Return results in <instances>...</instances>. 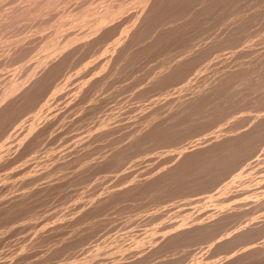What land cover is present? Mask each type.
<instances>
[{"label": "rangeland", "instance_id": "obj_1", "mask_svg": "<svg viewBox=\"0 0 264 264\" xmlns=\"http://www.w3.org/2000/svg\"><path fill=\"white\" fill-rule=\"evenodd\" d=\"M1 1H2V3H4L3 5L4 6H2V3H1ZM7 1V3L8 4H6L5 3V0H0V67L1 68H3L2 70H1V68H0V71H2V72H0V94L2 95L4 92H6L7 90H10V88L11 87H15L14 88V90L10 93V94H8V97L7 96H4V97H6V98H3V96H2V98H1V95H0V100H1V102H3V104L1 103L0 105L3 107H0V126H2V122H6L5 124L7 125V122H9L10 120L9 119H11L12 117H13V111H12V114H9V113H11V108L10 107H12V108H16L14 105H13V103H14V101H15V99L17 98L16 97V95H19V94H21V92H19L20 90L22 91V90H24V89H28L29 87H31V85H36V86H34L35 87V89L36 90H33L34 89V87L32 88V90H30V93L32 92V91H34L33 92V94L35 95V96H37V97H35L32 93L31 94H29L31 97L29 98V102L28 103H25L26 105L27 104H29L30 102L33 104V101H34V103L35 104H33L34 106H32V104L30 103L29 105H25L26 107H29L30 108V110L32 111H30L29 109H27L26 107H25V110L26 111H24L23 109H24V107L21 105V104H18V101L20 100V96H18V98L16 99V101L15 102H17V103H14L16 106H18V107H20L19 109L17 108L16 110H14L15 111V115H20V117L18 116L17 118L19 119L20 118V123H19V121H18V119L17 120H15V116H14V118L11 120V121H13V120H15L14 122L16 123L17 122V126H16V124L15 123H11L10 124V127L8 128V126L6 127V128H3V127H5L4 126V123H3V126L0 128L1 130H2V128L3 129H5V130H2L3 132H6V134L8 133V139L9 140H7V135H5V134H3V136H2V131L0 130V138L3 140V142L5 141V139H6V141H8L9 142V144H7L8 142H5L4 144H2V140L0 139V147L1 148H3L4 147V149H6V150H1V148H0V162H2L3 164H6L7 162H9V163H12L11 161H14L17 157L16 156H18V153H19V156L21 155V153L20 152H22L23 150H24V152H22V157L24 158L25 157V154H26V157H25V161H26V158L29 156V161L31 160V158H32V160H31V162H27L26 161V163L24 162V161H22V159L23 158H21V157H19L18 156V158H17V162H15V164H14V162L10 165V164H6V165H4V167H2L3 166V164H2V166H0V170H6V169H8V170H10L9 168H11V167H13V168H11V172L13 173V171H14V173H20V174H22V171H23V169H27V168H25L26 167V165H27V167H28V170L29 169H31V171L29 170L28 171V173H27V170L25 171H23V176L25 177L26 175H25V172L27 173V176H26V178H29V180L31 179V181H32V179H34V180H36V179H38L37 178V175H38V173H39V171H40V175H38V177H41L42 175L44 176H42L41 178L42 179H38V180H36L37 181V183L38 184H40V186L41 185H43V186H41L42 187V189L43 190H48V188L50 189V188H54L55 190H56V192H57V190H58V192H57V194L56 193H52L53 191L55 192V190L53 189H50V190H48V191H46V193H44V194H47V193H49V195L50 196H44V194H43V192H45V191H42V189L40 190V192L42 193V195H40L41 193L40 192H38V189L37 190H35L39 185L38 184H35V182L36 181H32L33 183H31L30 181H28V179H26V178H22L23 180H24V182H26V183H24L23 182V180L22 179H20V177H23L22 175H20V174H18L17 176L19 177H16V178H14L15 179V181L14 182H19V186L21 187V189H22V191L21 190H19V192H17L16 190L17 189H15V190H13L14 189V187L15 188H17V184L15 183L14 184V182H12V180H13V178L12 177H15L14 175V173H13V175H12V177H9V176H11V172L9 171V173H10V175H9V173H8V170L7 171H5V173L4 172H2L1 171V174H3L4 175V177H3V175H1L0 174V179L2 178H4L3 179V181H2V179L0 180L1 182H3L2 184H0V188H2L3 187V184H4V187H7V180L9 179L10 181H8V186H10V185H12V187L11 188H13L12 189V191L10 190L11 188L10 187H7V189L9 188V190L11 191V192H13L14 191V193H15V191H16V193L14 194V193H12V195L13 196H15V197H13L12 195V198H11V196L10 195H8L9 193H10V191L9 190H7V192L4 190L5 188L3 187L2 189H0V196H3V195H5L4 197H0V199H3V198H6V201L5 202H3V200L1 201L0 200V231H1V234L3 235L4 234V236H1L0 235V242L1 243H5L7 240H8V238H7V240H5L4 239V237L6 236V237H9L10 236V238H9V242L7 241V245H9V249H10V247L11 246H13V248H11L10 249V251L12 250V252H18L17 254L16 253H12V252H10V254L8 253L9 252V249L6 247L7 245H5L4 243H3V246H1L2 244H0V247L2 248V247H6L5 249H7L8 250V252H6L5 251V249H3V253H1L2 252V249H1V251H0V254L2 255L3 254V259H1L2 257H1V255H0V259H1V261H0V264H7L8 262L7 261H9V263L8 264H24V260H26V259H28L29 260V256L27 255V254H29V255H32V258H30L31 260H32V262H31V260L30 261H28V260H26V262L25 263H27V264H108V261L110 260V261H112L111 259H112V257H116L117 258V260H116V258H113V261H112V263L109 261V264L111 263V264H114V263H116V264H121V263H119L120 261L123 263H127V261H130V264H135V261H137L138 260V257L137 256H139V258H140V260H142V256L143 255H145L144 254V251H146V252H150L151 250H156L157 252L155 253L154 251V255H153V258L151 257V255L153 254L152 252H150V254L151 255H149L148 253H146L147 255V257H145L144 256V260H142L141 262H140V260H139V262L137 261L136 263L137 264H144V261H146L145 262V264H153V262L155 261L154 260V257L155 258H157L158 259V261H157V259H156V261L154 262V264H228L229 262L228 261H232V263L230 262L229 264H235V262H236V264H264V218H263V212H264V208L263 209H261L262 207H261V205L264 207V173H262L263 171H264V164H262V163H264V129H262V130H260V131H258V132H256V133H253V137L251 136L247 141H249V142H245L244 144H243V146H241V150H237V151H239V153H236V154H234L232 157H231V159H233V160H229L228 159V161H229V163H228V161L226 160V162H224V164L223 163H220V164H218V165H216L215 167H213L212 166V168H209V169H207L203 174H202V176H204L203 178H205L204 180H202L203 178H202V176L201 175H199L198 176V174H196L197 172L196 171H191V170H189L187 173L189 174V172L191 171V173L192 172H194V173H192V175H190L188 178H182L181 179V177H180V180H182V181H180L179 179V181H180V183H178L179 181L178 180H175V183L174 184H176V181H178L177 182V186H182L181 187V189L182 190H180V189H178V190H176L177 188H175V187H177L176 185H172V184H170L172 187H170V188H168L169 186H167V191H169L170 193H172V195L173 196H171L170 194H168L167 193V191L166 190H163V188L164 187H162L161 189L163 190V191H166V192H163L162 190H160V188L158 189V184H156V183H150L151 184V186H150V184L148 183L149 181H151L152 180V178L154 179V176L155 177H158L153 171L155 170V168H157L156 169V171L158 172V175H159V173L160 174H162L164 171H166L167 169H168V167L170 168V166H172V164L171 163H175L176 162V158H175V152L177 151L178 153H176V156H177V154H180L181 152L180 151H182V152H185V151H192V150H194L195 148H196V146L195 145H197L199 142H196L197 140H199V141H201V138H202V136H203V134H205L203 137H204V139L206 138V137H208L206 140H204L203 138V140L200 142L201 144L200 145H198L197 146V148L196 149H198L199 147H201V145H204V144H207V142L209 143L211 140H214V138H216L217 139V137L219 138V136H220V134H224V132H225V137H232L233 135L235 136V133L237 132L238 134H242V133H245V132H247V131H250L251 130V128H254V127H256V126H258L259 124H260V121H261V119H264V89L262 90V88L264 87V84L262 83V82H264V80H263V78H264V74H263V77L261 76V72H262V70H260L259 69V67L260 66H264V60L262 61V65H261V63H260V61H259V63H260V65H258L259 63L257 62L258 61V57H259V60H261V58L262 59H264V45H263V47H262V45H261V47H262V50H261V48H259V45H257V47L261 50V51H259V53L256 51V50H259L258 48H256V44H255V42H258L257 40L255 41V36H256V34H257V37H258V33L259 32H263L264 30H263V24L262 25H260V20H261V22L263 23V21H264V16H263V14H264V11L262 10V9H260L261 11H263V13H262V16H258V14H259V12H257L259 9H257V8H259V6H260V4H263L262 2H259V0H258V4H256V6L254 7V4L255 3H257V1H254V0H250L249 2L247 1V4H244V0H234L235 2H232L231 0V2H232V4L234 3V4H236V6L238 5V7H237V9L239 8V11H241V10H243V9H245V10H243V13L246 11V15L249 17V15L251 16H256V14H257V16H258V18L260 17V19H259V24L257 23V21H258V18H255L257 21H255V20H253L254 18H252V16L251 17H249V18H247V21L248 22H246V23H249V21H250V23L247 25L244 21V23L247 25V28L244 26V24L242 23V22H236V24L237 23H242L241 24V26L242 27H244L243 29L240 27V25L239 24H235L234 22V15L235 14H233V16H230V18L228 17L230 14L232 15V13H235V12H238L237 14H238V17H236L235 18V20L236 21H238V19L241 17V18H243L242 16H244V18H245V16L246 15H244L243 13H241V12H239V11H237V9L235 8L234 9V7H235V5L234 6H232V4H230L228 1L229 0H223L224 1V4H222L223 3V1L221 0V4L222 5H220V2H218L217 0H215V3H213L214 4V6L215 5H217V6H215V8H213L214 6H213V4H212V1L211 0H206L207 2H209V4H210V2H211V4L210 5H212L213 7H212V12L214 13H212L211 11H209V10H211V9H209V8H211V6L207 3V4H204L205 2H200L201 0H198L199 1V3H201L200 5H199V8H198V6H197V3H196V5L194 6L193 5V3H192V0H185L187 3H189V2H191L190 3V6H191V4L195 7L194 8V10L192 9V11L193 12H190V10H189V12H186V10L187 9H191L192 8V6L191 7H188V5L189 4H185V1L184 0H179V2H178V0L176 1V0H168V1H170V3H167V1H166V4H165V1H164V3L162 2L163 0H161V2H160V0H155V2L153 3V1L154 0H152V2H150V0H149V2H148V0H87V1H85V0H25V1H27V2H24V0H10V1H8V0H6ZM61 1V2H60ZM62 1H65V2H62ZM67 1H69V2H67ZM76 1V2H75ZM98 1V2H97ZM126 1V2H125ZM129 1H131V2H129ZM146 1V2H145ZM194 1V4H195V0H193ZM202 1H204V0H202ZM220 1V0H219ZM238 1V2H237ZM261 1V0H260ZM264 1V0H263ZM21 2H23V3H21ZM57 2V3H56ZM75 2V3H74ZM80 2V3H79ZM87 2V3H86ZM97 2V3H96ZM123 2H125V3H123ZM159 2V3H158ZM176 2H178L179 3V7H178V3H177V5L175 4ZM182 2H184V4L182 3ZM197 2V1H196ZM214 2V1H213ZM228 2V3H227ZM237 2V3H236ZM15 3V4H14ZM69 3V4H68ZM73 3H74V5L77 3V6H76V9L73 11V12H69V10L71 9V10H73L72 9V7H75L74 5H73ZM84 3L86 4V6L84 5ZM90 3V4H89ZM156 3V4H155ZM157 3L158 4H160V5H163V4H165V6H167V7H165L164 5L162 6V8L159 6V5H157ZM183 5H182V4ZM202 3H203V12H201V11H197V10H201V8H200V6H202ZM219 3V4H218ZM227 3V4H226ZM246 3V2H245ZM260 3V4H259ZM40 4V5H39ZM79 4H81V6L79 5ZM99 4V5H98ZM107 4V5H106ZM127 4V5H126ZM129 4V5H128ZM137 4V5H136ZM138 4H140L141 5V7H140V5H138ZM147 4L149 5V7L150 8H148L147 7ZM154 4V5H153ZM171 4V5H170ZM182 6H181V5ZM225 4L227 5V6H225ZM231 5L232 6V8L234 9V11H233V9H231L232 11H229V10H226L225 8H229L230 6L229 5ZM10 5H12V6H10ZM15 5H17L16 7H17V9H16V7H15ZM71 5V6H70ZM73 5V6H72ZM94 7H93V6ZM126 5V6H125ZM157 5V6H156ZM187 5V6H186ZM207 5V6H206ZM209 5V6H208ZM257 5H259V6H257ZM2 6V7H1ZM38 6V7H37ZM57 6V7H56ZM80 6V7H79ZM85 6V7H84ZM109 6V7H108ZM133 6V7H132ZM143 6V7H142ZM171 6V8H169V10L170 9H172V11L174 12V14L175 15H180L182 18H183V22L184 21H188V24H189V26H188V24H186V25H182V26H185V27H187V29H185V28H183V27H181V25H180V27H181V29L179 28V25H177V27L174 29V25L176 24V23H179V24H183L182 22H181V17L179 18L178 16H177V18L175 17V15L173 14V12L170 10H168V7H170ZM180 6L181 7H188V8H186L185 9V11H184V8L182 9L184 12H186V16H187V14H191V13H195L196 11L198 12L197 14L199 15V13H200V15L198 16L197 14L194 16V14H192V15H190L189 14V16H193L194 18H197L198 19V17H200L199 19H198V22L200 23V25H199V23L197 24L196 23V21H197V19H195L194 20V22H193V19L191 20L190 18L191 17H186L185 15H184V17H183V13L184 12H180L179 14L177 13V11L179 12V10H178V8H180ZM196 6H197V8L198 9H196ZM219 6H221V8L219 7ZM225 6V8H223ZM67 7L68 8H70V9H67ZM85 9H84V8ZM90 7V8H89ZM156 7V8H155ZM158 7V8H157ZM160 7V8H159ZM165 7V8H164ZM209 7V8H208ZM6 8V9H5ZM9 8V9H8ZM87 8V9H86ZM95 8V9H94ZM119 8V9H118ZM158 9V11L160 12H158L157 10H155V9ZM218 8H220V9H222L223 8V10H218ZM227 8V9H228ZM242 8V9H241ZM261 8H264V5H262L261 6ZM15 9H16V12H15ZM47 9V10H46ZM65 9H67V12H65L66 10ZM84 9V10H83ZM94 9V10H93ZM98 9V10H97ZM121 9V10H120ZM127 9V10H126ZM139 9V10H138ZM143 9L145 10V11H143ZM164 9H165V11L166 12H164ZM167 9V10H166ZM181 9V8H180ZM215 9V10H214ZM241 9V10H240ZM257 10L256 12H255V14L253 13L255 10ZM3 10V11H2ZM12 10V11H11ZM14 10V11H13ZM65 10V11H64ZM87 10V11H86ZM92 10V11H91ZM102 10V11H101ZM133 11L132 12V14H134V15H131V14H129L130 13V11ZM136 10V11H135ZM149 12H148V11ZM150 10H152V15H153V17L150 15V17H148V18H146V15L148 16L149 14H150ZM163 10V11H162ZM174 10H176V11H174ZM55 11V12H54ZM91 11V12H90ZM101 11V12H100ZM128 11V12H127ZM135 11V12H134ZM140 13H139V12ZM188 11V10H187ZM226 11V12H225ZM50 12L52 13V14H50ZM69 12V14H65V13H68ZM126 12V13H125ZM142 12H146V13H142ZM153 12H155L154 14H153ZM219 12H221V13H223V14H221V13H219ZM230 12H232V13H230ZM13 13V14H12ZM53 13H54V15L56 16H54L53 15ZM84 13H86V15L84 14ZM94 13V14H93ZM149 13V14H148ZM157 13V14H156ZM163 13H165V15H163V16H161V14H163ZM168 13V14H167ZM172 13V15H170ZM210 13H212V14H210ZM224 13H226L225 15H226V17H225V19H224V17L223 16H225L224 15ZM227 13H230V14H227ZM239 13L240 14H243V15H239ZM252 13V14H251ZM260 13V14H261ZM10 14L12 15V16H10ZM73 14V15H72ZM84 14V15H83ZM101 15V17H100V15ZM126 14H128V17H127V15ZM137 14H138V16H137ZM141 14H143V15H141ZM156 14V15H155ZM160 14V15H159ZM202 14H203V16H202ZM209 14L211 15V16H209ZM219 14H220V16L221 17H223V21L224 20H226V22H225V24H224V22H222L221 20V17L219 16ZM259 14V15H260ZM38 15V16H37ZM47 15H49V16H47ZM52 15V16H51ZM77 15V16H76ZM97 15V16H96ZM129 15H131L130 17H129ZM157 16V18L155 17V16ZM158 15L160 16V18H158ZM10 16V17H9ZM37 16V17H36ZM50 16H51V18H50ZM54 16V17H53ZM90 16L92 17V18H90ZM94 16L96 17L95 19H94ZM100 18H99V17ZM102 16H103V18H102ZM136 16V17H135ZM165 16V17H164ZM196 16H198V17H196ZM240 16V17H239ZM256 16V17H257ZM45 17V18H44ZM68 17V18H67ZM76 17V19H74L75 21H76V26L74 25V23H75V21L73 20V18H75ZM80 17H82V20H81V18ZM127 17V18H126ZM136 19H135V18ZM138 17V18H137ZM142 17V18H141ZM145 17V18H144ZM155 17V20L153 19ZM163 17V18H162ZM192 17V18H193ZM203 17V18H202ZM232 17V18H231ZM262 17V18H261ZM40 18H41V20H40ZM49 19V20H46V19ZM62 18V19H61ZM72 18V19H71ZM97 18H99V19H97ZM102 18V19H101ZM141 18V19H140ZM146 19V20H144V19ZM152 18V19H151ZM184 18L186 19V20H184ZM202 18V19H201ZM211 18H212V20H211ZM228 20H227V19ZM241 18H240V21H241ZM243 18V19H244ZM250 18H251V20H250ZM8 19V20H7ZM37 19H39V20H37ZM43 19H45L44 21H43ZM58 19H60V20H58ZM71 19V20H70ZM86 21H85V20ZM93 19V20H92ZM131 19V20H130ZM144 21H143V20ZM148 19V20H147ZM151 19V20H150ZM163 19V20H162ZM176 19H180V21L179 20H177L176 21ZM189 19V20H188ZM203 21V22H201V20ZM208 19L210 20V22L208 21ZM215 19V20H214ZM221 19V20H220ZM231 19H233V20H231ZM249 19V20H248ZM55 20V21H54ZM67 20H69V21H67ZM90 20H92V21H90ZM126 20V21H125ZM136 20V21H135ZM150 20V21H149ZM165 20V21H164ZM200 20V21H199ZM244 20H246V19H244ZM255 21L256 23H257V25L255 24L254 25V23L255 22H253V21ZM66 21V22H65ZM72 21H73V23H72ZM86 23H84V22ZM95 21V23L93 24V22ZM100 21V22H99ZM134 21H135V23H134ZM162 21L164 22V23H162ZM168 21H169V23H168ZM189 21H191V22H193V23H191V22H189ZM214 21H215V24H214ZM218 21V22H217ZM221 21V22H220ZM251 21L253 22V27L256 29L257 27L256 26H260V27H262V30L263 31H261V28H260V30H259V28L257 29L259 32L257 33H254V31H253V33H252V23H251ZM4 22L5 23H7V24H5L4 25ZM37 22V23H36ZM54 22V24L52 25V23ZM64 22V23H63ZM83 22V23H82ZM87 22H89L88 24H87ZM101 22H102V24H101ZM131 24H130V23ZM133 22V23H132ZM136 22H137V24H136ZM143 24H142V23ZM158 22H160V23H162L161 24V26L160 25H156V26H154L153 24L154 23H157L158 24ZM165 22H167L168 23V25H166L167 27H169L171 24V30H169V28H168V30L170 31V33H169V31L167 30V27H164V25H165ZM175 22V23H174ZM185 22V23H186ZM213 24H212V23ZM229 22H230V24H229ZM30 23V24H29ZM39 23L41 24V25H39ZM72 23V24H71ZM80 23V24H79ZM124 23H125V25H124ZM128 25H127V24ZM159 23V24H160ZM184 23V24H185ZM195 23V26H193V24ZM209 23V24H208ZM221 23H223L222 25L224 26V27H226V24H227V30L226 29H224V27H222V26H219ZM235 24V26L236 27H239V28H241V30L239 29V28H233L232 26H233V24ZM25 26H24V25ZM37 24H38V26H37ZM44 24V25H43ZM71 24V25H70ZM84 25V29H82L83 27V25ZM91 24V25H90ZM98 24V25H97ZM130 24V25H129ZM147 24H149L148 25V27L149 26H151V25H153L152 27H156L157 28V26H158V29L156 30V28H155V30H154V28H152L151 30L153 31H156L155 33H154V31L152 32V31H150V28H149V30H147V29H144V27L146 26V28H147ZM151 24V25H150ZM170 24V25H169ZM191 24H192V26H193V28H195V27H197V26H199V28L200 29H198V27H197V29L196 30H198V31H194L192 28H191V30H189L190 29V27H192L191 26ZM201 24H203V26H201ZM211 24V25H210ZM251 24V26L249 27V25ZM56 25V26H55ZM62 25V26H61ZM74 25V26H73ZM80 25V28L78 27ZM90 25V26H89ZM97 25V26H96ZM145 25V26H144ZM228 25H232L231 27H232V29H231V31H232V33L231 34H233L234 33V30H236L237 29V32L235 33V34H233L232 36H230L231 34L229 33L230 32V30H229V32H228V29H230V27L228 26ZM22 26V27H21ZM55 26V27H54ZM73 26V27H72ZM87 26H89V28L91 29V31H90V29H88V27ZM125 26V27H124ZM133 26V27H132ZM142 26H144L143 28H141ZM163 26V27H162ZM176 26V25H175ZM29 27V28H28ZM42 27V28H41ZM45 27V28H44ZM63 27V28H62ZM69 27H71V28H69ZM75 27V28H74ZM87 27V28H86ZM129 27V28H128ZM131 27V28H130ZM164 28V30H161L162 28ZM217 27L219 28V29H223V30H225V31H227L228 32V34H227V32L226 33H224L225 35H227V40H229V41H231V42H229L228 41V43H232V44H235V43H237V42H239V43H237V44H235V45H237V46H240V47H236L235 45V47L236 48H238V51H239V53L241 54L242 53V55L241 56H243V57H245V55L247 56V59H249V57H251L252 56V59H249V60H247V59H245V58H242V57H240L241 58V60H240V58H239V56L238 55H240L239 53H238V51H235L236 50V48L235 47H233V45H231L230 46V44L228 45L227 43H225V44H227V48L225 49L224 48V42H227V40L226 41H224L225 40V38L223 39L222 38V36H225L224 34H222V31L221 30H219V32H221V33H219L217 30V32L219 33V34H221V35H215L217 32L215 31V28L217 29ZM9 28V29H8ZM46 28H47V30H46ZM50 28V29H49ZM53 28H55V29H53ZM57 28H59V29H57ZM68 29V31H66L67 29ZM74 28V29H73ZM78 28L79 29H81V31L79 30L78 31ZM102 28V29H101ZM126 28V29H125ZM137 28V29H136ZM159 28H160V30H161V32L159 33ZM246 28V29H245ZM6 29H8V30H6ZM34 29V30H33ZM53 29V30H52ZM62 29H63V31H62ZM85 29H87V30H85ZM93 29V30H92ZM99 29V30H98ZM108 29H109V31H108ZM142 31V33H144V34H142L141 33V31ZM179 31H178V30ZM185 29V31L183 32V34H181L182 33V31ZM213 29H214V31H213ZM245 29V30H244ZM251 29V30H250ZM5 30V31H4ZM10 30H12V31H10ZM29 30H31V31H29ZM57 30V31H56ZM58 30L60 31H62V33H61V31L58 33ZM73 30V31H72ZM102 30H104V31H102ZM120 30V31H119ZM137 30V31H136ZM140 31V33H139V31ZM165 30H167L166 32H168V33H165V35H163L164 33V31ZM173 30V31H172ZM177 30V31H176ZM186 30H187V33H186ZM245 31L244 33H246V31H248L247 33H250L252 36H249L248 37V39H247V35H250V34H247V35H243V34H241V36H237V33L240 35V32L241 31ZM251 32H250V31ZM9 33H8V32ZM24 31V32H23ZM49 33H48V32ZM65 31V32H64ZM72 31V32H71ZM94 31V32H93ZM98 33H97V32ZM115 31V32H114ZM120 33H119V32ZM130 31H135L134 32V34H133V36H135L137 33H139V34H142L143 35V37H141L140 36V38H142L141 39V42H140V44H139V42H138V40H136L137 42L135 43L134 42V44H133V41H128V40H132L131 39V32ZM148 31V32H147ZM163 31V32H162ZM175 31L176 32H178V33H176L175 34ZM189 31H190V33L191 32H196V33H191V36H188V37H191V39H192V41L194 40H197V42L196 43H194V45H193V43H192V41H191V39H190V42L192 43H189L190 45H188V49H189V52H188V50H182V49H184V48H186L187 47V44H185V46L183 47V46H181V44L183 45L185 42H189L188 40V37L185 35V34H189ZM208 31V32H207ZM224 31V32H225ZM256 31V30H255ZM38 32V33H37ZM44 32H46V34L47 35H45V33ZM69 32V33H68ZM79 34H78V33ZM82 32V33H81ZM127 32V36H125V33ZM128 32L130 33V34H128ZM148 34H147V33ZM151 32H152V34L154 33L155 35H156V33H158V34H160L161 35V33H163L161 36H159L158 34V36L156 35V36H154V38L156 39H154V38H152V39H150L151 38ZM172 32H174V33H172ZM181 32V33H180ZM199 32V33H198ZM213 32H215L213 35H215L214 37H213V35H212V33ZM52 33H53V35H52ZM58 33V35H56ZM64 33H67L66 34V36H64L63 34ZM111 33V34H110ZM180 33V34H179ZM208 33V34H207ZM241 33H243V32H241ZM6 34H8L7 36H5ZM35 34V35H34ZM41 34H44L45 35V37L43 36L42 38H40L41 37ZM55 34V35H54ZM72 34V35H71ZM82 34V35H81ZM86 34V35H85ZM92 34V35H91ZM98 35V36H96V35ZM121 34V35H120ZM123 34V35H122ZM166 34H167V36H166ZM171 35V36H169V35ZM192 34H198V37H195V36H197V35H195L194 36V38H192L193 37V35ZM3 35V36H2ZM67 35H68V37H67ZM110 37H109V36ZM131 35V36H130ZM145 35H150V36H146L145 37ZM178 35V36H177ZM190 35V34H189ZM234 35H236V37L234 36ZM254 35V36H253ZM263 35H264V32L262 33V36H261V33H260V36L261 37H263ZM32 36V37H31ZM37 38H36V37ZM39 36V37H38ZM56 36H58L56 39H55V37ZM62 36V37H61ZM76 36H77V38H76ZM81 36V37H80ZM95 36V37H94ZM100 36V37H99ZM114 36H115V38H114ZM128 36H129V39H128ZM132 36V37H133ZM163 36H166L165 38L163 37ZM183 36H185V37H187L186 38V40H185V37H184V39H183ZM199 36H201V39H200V41L198 40L199 39ZM220 36V38H218ZM5 37V38H4ZM47 37V38H46ZM60 37V38H59ZM67 37V38H66ZM83 37V38H82ZM107 37H108V40H107ZM114 38V39H111V38ZM137 37H139L138 36V34L136 35V37L135 38H137ZM153 37V36H152ZM168 37H170L169 38V40H168ZM209 37V38H208ZM250 37H252V39L250 38ZM256 37V39H258L259 40V42H260V39H264V37L263 38H261V37H259V38H257ZM39 38H40V40H39ZM44 38V40H42V42H40L41 41V39H43ZM66 38V39H65ZM91 38V39H90ZM95 38V39H94ZM96 38H99V40L101 41V43H100V41L98 40V39H96ZM123 38V39H122ZM126 38H127V40H126ZM134 38V37H133ZM134 38V39H135ZM182 39V40H180V39ZM197 38V39H196ZM215 40H214V39ZM218 38V39H217ZM237 38V39H236ZM243 38H246V40L245 39H243ZM250 38V39H249ZM38 39V40H37ZM64 39V40H63ZM77 39V40H76ZM93 39V40H92ZM110 39V40H109ZM115 39H117L116 40V42H115ZM147 39H150V40H152V42L150 41L149 42V44H147L148 43V40ZM164 39V40H163ZM188 39V40H187ZM7 40V41H6ZM46 40V41H45ZM52 40H54V41H52ZM62 40V41H61ZM87 41V43H86V41ZM89 40V41H88ZM91 40V41H90ZM98 40V41H97ZM103 40V41H102ZM126 40V41H125ZM155 40V41H154ZM165 40H167L166 42H165ZM179 40L181 41V42H179ZM212 40H213V42H212ZM219 41V42H221V41H223V45L220 43V44H216L217 42L216 41ZM250 40H251V42H250ZM253 40V41H252ZM4 41V42H3ZM32 41V42H31ZM40 42L39 44L38 43H36V42ZM50 41V42H49ZM60 41H61V43H60ZM85 41V42H84ZM94 42V41H96L94 44L93 43H91V42ZM105 41V42H104ZM106 41H107V43H106ZM110 41V42H109ZM115 42V46H114V42ZM125 41V43L127 44L128 42V46L127 45H125V43L123 44V42ZM128 41V42H127ZM135 41V40H134ZM139 41H140V39H139ZM159 41H163L162 43H160ZM168 41H169V43H168ZM182 41H183V43H182ZM214 41H215V44H214ZM236 41V42H235ZM242 41V42H241ZM247 42L248 44H246V43H244V44H246V45H250V44H252V45H250V47L252 46V48L251 49H247V48H250V47H248V46H245V45H243L242 46V44H243V42ZM44 42L46 43L45 45H47V46H43V44H44ZM47 42H48V44H47ZM66 42V43H65ZM91 43V44H88V43ZM118 42V44L116 45V43ZM130 42H132V43H130ZM154 42H157L158 44L156 45V43H154ZM201 42V43H200ZM202 42H203V45H202V47L203 46H205V48H207L206 50V52H208V53H206L205 54V48H203L204 49V51L202 50V47H201V50H200V46L199 45H201L202 44ZM207 42V43H206ZM235 42V43H234ZM262 42V41H261ZM263 42H264V40H263ZM33 43V44H32ZM52 43V44H51ZM54 43L56 44V46H54ZM100 43L101 45H102V43H103V45H104V47H105V50H104V47H103V45H102V47H100L101 45L99 44V47H98V44ZM109 43V44H108ZM141 43H142V45H144V47L147 49H145L144 47H142L141 46ZM163 43H165L164 45L165 46H167L166 44H170V45H168L167 47V49L164 47L163 49V52L162 53H160L157 49L159 48V49H161L164 45H162ZM177 43V44H176ZM199 43V45H197ZM19 44V45H18ZM37 44V45H36ZM50 44V45H49ZM59 44V45H58ZM132 44V46L131 47H133V48H130V45ZM138 44V45H137ZM152 44H154L155 46H157V48L156 47H151V45ZM159 44L160 45H162V46H160V47H158L159 46ZM205 44V45H204ZM241 44V45H240ZM253 44H255V45H253ZM261 44H264V43H261ZM21 45V46H20ZM23 45H25V46H23ZM28 45V46H27ZM36 45V46H35ZM39 45V46H38ZM43 46V48H42V46ZM63 47H62V46ZM94 45V46H93ZM108 45H110V46H112V47H110V46H108ZM123 45H125V46H127L126 48H124L123 47ZM140 45V46H139ZM151 47L150 49L148 48L149 46ZM177 45H179L180 46V49H181V51H178V54H177V51H172L173 50V48L175 47V48H177L176 50H178L179 49V46L177 47ZM218 47H217V46ZM220 45H222V48H223V50H225L224 52H222V51H220V49H219V53L220 52H222V53H220V54H222V55H219L218 53H217V51H216V49L217 48H220L221 46ZM50 46V47H49ZM61 46V47H60ZM65 46V47H64ZM75 46V47H74ZM138 46V47H137ZM190 46H195V47H198V48H196V50L197 49H199L200 51L199 52H196L195 53V51H194V49H192V47H190ZM217 48H216V47ZM230 46V47H229ZM254 46V47H253ZM60 47V48H59ZM69 47V48H68ZM72 49H71V48ZM98 49V51H95L96 50V48ZM139 47H142V49H140ZM169 47H170V51H169ZM183 47V48H182ZM194 47V48H195ZM245 47V48H244ZM247 47V48H246ZM37 48V49H36ZM43 50H42V49ZM45 48V49H44ZM57 48H59V49H57ZM109 49V51L108 50H106V49ZM111 48H112V50H111ZM129 48V49H128ZM136 50H135V49ZM137 48H138V50H137ZM171 48H172V50H171ZM174 48V49H175ZM240 48V49H239ZM242 48L244 49V50H242ZM256 48V50H254V49ZM7 49V50H6ZM48 49V50H47ZM66 49H67V51H66ZM89 49V50H88ZM100 49H102V50H104V53H103V51L102 50H100ZM140 49V50H139ZM143 49L144 50H146V52L145 51H143ZM165 49L166 50H168L169 51V53L168 52H166L165 51ZM191 49H192V52L193 53H191L190 51H191ZM231 49H233L234 51H232ZM38 50V51H37ZM45 50V51H44ZM68 50H72L71 52L70 51H68ZM93 50V51H92ZM130 50V51H129ZM150 50V53L148 52ZM162 50V49H161ZM222 50V49H221ZM227 50H230L229 52L231 53H236V54H238V55H236V56H238V57H236L237 58V60H240L239 62L240 63H237L238 64V66H239V64H240V68H247L246 70H247V72L246 73H249L248 74V76H247V74H244L242 77H243V79L244 78H246V77H244V76H247L248 77V82H247V87L245 86L246 85V83H244V81H246L245 79H244V81H242V80H240V79H242V77L240 76V74L242 75L243 74V71H244V69L242 70V69H239V67H237V64L235 65L234 63H236V62H234V63H230L231 62V59H234V60H232V61H235L236 60V58H233V57H235V56H233V55H231L230 56V53L228 54V52H226ZM48 51V52H47ZM52 51H53V53H52ZM63 51L66 53V55L67 56H70V57H67L65 54L63 55ZM107 51V52H106ZM112 51V52H111ZM133 51V52H132ZM136 51V52H135ZM138 51H140V55H142V58H144L146 55V57H147V59H146V57L142 60V61H139V60H141L140 58V55L138 54ZM142 51H143V53L144 54H146L145 56H143V54H142ZM155 51H158V52H155ZM165 51V52H164ZM182 51H184V53H185V55L190 59V58H192L195 54H197L198 53V55L201 57V55H205L204 57H206L208 60H206V58H203V56L201 57V60L202 59H204L203 61H209V62H203V61H200L199 59H196V58H198V55H197V57H194L196 60H199V61H196L194 58L193 59H190L191 60V62H192V64H190L188 61H186V63L188 62V66L186 65V64H182V62H184L185 61V59H184V57H185V55H183V59L184 60H181L182 59V54H181V52ZM198 51V50H197ZM30 52V53H29ZM33 52V53H32ZM35 52V53H34ZM38 52V53H37ZM48 53L47 55H46V53ZM71 54L72 53V55H69V53ZM96 52V53H95ZM110 52H111V54H110ZM155 52V53H154ZM173 52V55L171 54ZM186 52H188L187 54H186ZM200 52H203V53H200ZM210 52V53H209ZM228 54V56L226 55V53ZM40 53V55H38L39 57L37 58V54H39ZM52 53V54H51ZM101 55H100V54ZM108 55H106V54ZM113 53V54H112ZM119 54L117 57L115 56V55H117V54ZM129 53V54H128ZM136 53V54H135ZM161 55H160V54ZM176 53V54H175ZM183 53V52H182ZM194 54L192 57L190 56V54ZM216 53L218 54V56H216ZM233 53V54H234ZM245 55H244V54ZM28 54H29V56L30 57H28ZM50 54H51V56H50ZM149 54V55H148ZM165 54H166V57H165ZM167 54H169V55H167ZM189 54V55H188ZM208 54V55H207ZM225 54V55H224ZM31 55H33V56H31ZM35 55H36V57H35ZM41 55H42V58L43 57H45V58H43L42 59V61L40 60L41 59ZM45 55V56H44ZM56 55V56H55ZM60 55H62V58L60 57V59H59V56ZM75 55V56H74ZM99 55V56H98ZM111 55V56H110ZM179 55H181L180 57H181V59H180V57H179ZM210 55V57H208ZM248 55H249V57H248ZM48 56H50V57H48ZM65 56V57H64ZM72 56H73V58H72ZM94 56V57H93ZM98 56V57H97ZM101 56V57H100ZM104 56H106V57H104ZM123 56H124V59H123ZM140 58H139V57ZM149 56V57H148ZM152 56H153V58L155 57V58H157L158 56V60H156V61H160V62H158L159 64H161V65H159L156 61H155V58H154V60H153V58H152ZM172 56V57H171ZM176 56H178V59H177V57ZM190 56V57H189ZM196 56V55H195ZM219 56H221V57H223V58H219V60H215V59H217V57H219ZM225 56L227 57V58H225ZM255 56H258V57H255ZM7 57V58H6ZM32 57V58H31ZM54 57H55V59H54ZM58 57V58H57ZM108 57V58H107ZM112 57L113 58H115V59H112ZM121 57V58H120ZM164 57H165V59L167 60L166 62H165V64L164 65H162V62L164 63V61H165V59H164ZM169 57V59H167ZM171 57V58H170ZM187 57H185L186 58V60L188 59ZM199 57V58H200ZM5 60H4V59ZM27 58H29V59H27ZM50 58H51V60H50ZM64 58V59H63ZM66 58V59H65ZM70 58V59H69ZM77 58V59H76ZM91 58V59H90ZM97 58V59H96ZM125 58H127V59H125ZM139 58V59H138ZM149 58H152V61H151V59L148 61V59ZM159 58H161V60L159 59ZM211 58V59H210ZM257 58V59H256ZM39 59V60H38ZM44 59H45V61L48 63H45L44 62ZM63 59V60H62ZM94 59H96V60H94ZM102 59H104L103 60V62L102 61H100V60H102ZM109 59V60H108ZM120 61H119V60ZM121 59H123V60H121ZM148 61L146 64H145V62H146V60ZM164 59V60H163ZM175 60L176 59V61H174L173 60V62L175 63H173L171 60ZM188 59V60H189ZM222 59H226V60H222ZM230 61H229V60ZM245 59V60H244ZM5 62H4V61ZM23 60V61H22ZM51 62H50V61ZM59 62H58V61ZM95 61V62H91V61ZM108 60V61H107ZM115 62H120V63H115ZM118 60V61H117ZM127 60H129V61H127ZM144 60H145V62H144ZM171 61L172 62V64H171V62H169V65H168V61ZM178 60H180V62H181V64L184 66L185 65V69H187L189 66H191V68L189 67L188 69H190V70H185L184 68L182 69L181 67H182V65H180V68L179 67H177V61ZM189 60V61H190ZM192 60H195V62H194V66H193V61ZM212 60V61H211ZM220 60H222L223 61V63H222V61H221V63H219L220 62ZM245 61L244 62V64H245V67H241V65L243 64V63H241V61ZM250 60H252V61H250ZM256 60V61H255ZM25 61V62H24ZM39 61V62H38ZM41 61V62H40ZM52 61H54V63L56 62V63H59V64H53V62ZM66 63H65V62ZM87 61V62H86ZM105 61V62H104ZM114 63H113V62ZM127 61V63L126 64H128V66L127 65H125V64H122V62L123 63H125V62ZM154 61H155V63H154ZM211 61V62H210ZM227 61V62H226ZM242 61V62H243ZM246 61L247 62H249L248 64L250 65V66H248L247 65V63H246ZM8 62H10V63H8ZM65 63V65L63 64V63ZM69 62H71V63H73L72 65H71V63H69ZM153 63V65L152 66H150L152 63ZM197 62H200V64L198 63L197 65H196V63ZM202 62V63H201ZM238 62V61H237ZM253 62V63H252ZM254 62H256V63H258V64H256V63H254ZM4 63V64H3ZM8 63V64H7ZM60 63H61V65H60ZM87 63H89V64H87V66H86V64ZM102 63H104V64H102ZM107 63V64H106ZM148 63L150 64V65H148ZM185 63V62H184ZM204 63V65H202ZM208 63V65L210 64V63H214L213 65H211L210 64V66H208V65H206ZM229 63H230V65H229ZM7 66H6V65ZM13 64V65H12ZM22 64V65H21ZM25 64V65H24ZM36 64V65H35ZM46 64V65H45ZM53 67H51L50 65ZM70 64V65H69ZM79 64V65H78ZM110 64V65H109ZM112 64H116L117 66H114V65H112ZM121 66H120V65ZM155 64V65H154ZM158 64V65H157ZM167 64V65H166ZM175 65L176 67H177V69L179 68L180 70L182 69V70H184L185 72H184V74H182V72L180 71L179 72V70H177V69H175V71H171V70H168V66H169V68H171V69H173L174 70V65H173V67L171 66V65ZM180 64V63H179ZM178 64V65H179ZM218 64V65H217ZM227 64H228V66H227ZM243 64V65H244ZM257 65V67H256V65ZM47 65L49 66L48 68H52L53 70H52V72L53 71H57L59 74L58 75H60V76H58V77H56V74H57V72H51L50 74H48V73H44V71L46 70L47 71ZM61 66L59 69L56 67V66ZM68 65V66H67ZM73 65H76L75 67L73 66ZM102 65H103V67H102ZM105 65H107V66H105ZM110 66V70H111V65H112V68H113V66H114V68H113V70H112V74H111V71L110 70H106L109 66ZM118 65L121 67H119L121 70L122 69H124L125 70V68H126V70L125 71H121V72H123V74L120 72V74L122 75H119L118 74V72H119V69L118 70H116L115 69V67L116 68H118ZM122 65L124 66V68L122 67ZM234 65V66H233ZM242 65V66H243ZM246 65H247V67H246ZM253 65V66H252ZM22 66H25V67H22ZM29 66H31V68L29 67ZM45 66H46V68H45ZM70 66V67H69ZM72 66V67H71ZM81 66V67H80ZM101 68H100V67ZM148 66V67H147ZM154 66H157L158 68H159V66H161L160 67V71L157 69V68H155ZM163 66V67H162ZM199 66H201L200 68H199ZM208 66V68H209V70H211V72L209 71V70H207V67ZM215 67L216 66V68H213V67ZM225 66H227L228 68H229V70L225 67ZM232 66V67H231ZM236 66V67H235ZM252 66V67H251ZM262 66V67H263ZM8 68L9 69V71L10 72H12L13 70H16V67L19 69V70H21V72H23L24 73V75H23V73L21 74V72L17 69V71H19V72H14L13 71V73H15V74H10V72H7L8 71V69L5 71V69L6 68ZM62 67H65V69H64V71H63V68ZM77 67V68H76ZM80 67V68H79ZM85 67V68H84ZM106 67V68H105ZM165 67V68H164ZM175 67V68H176ZM202 67L205 69V70H207L206 72H204V73H202L203 71H205V70H203L202 72H201V69H202ZM210 67H212L213 69H214V72H216V74L214 75H212V68L210 69ZM233 67H235V68H233ZM254 67V68H253ZM262 67H260V68H262ZM27 68H28V70H27ZM56 68V69H55ZM72 68V69H71ZM78 70V72L75 70ZM103 68H104V71L106 70V71H109V72H104L103 71ZM155 68V69H154ZM164 68V69H163ZM167 68V69H166ZM196 68V69H195ZM225 69V70H223V69ZM231 68V69H230ZM257 68V69H256ZM24 69V70H23ZM62 69V70H61ZM81 69V70H80ZM99 69H100V71H99ZM114 69L117 71V73L116 72H114ZM148 69V72H146V70ZM166 69V70H165ZM216 69V70H215ZM218 69V70H217ZM235 69H237L236 71H235ZM242 72V73H240V72H237V71H239V70ZM251 69V70H250ZM253 69V70H252ZM254 69H256V70H254ZM50 71H51V69H49ZM66 70V71H65ZM67 70H68V72H69V70L70 71H72V72H67ZM95 70H97V71H95ZM155 71V73L153 72L152 73V71ZM200 70V71H199ZM222 70H223V72H225V73H223L222 72ZM245 70V71H246ZM25 71V72H24ZM26 71H27V75L25 74L26 73ZM42 71V72H41ZM50 71H48V72H50ZM60 71V72H59ZM62 71L66 74V77H64V75L65 74H63V76H62ZM74 71V72H73ZM95 71V72H94ZM159 71V72H158ZM169 71H171L170 72V74H169ZM189 71L191 72V77H195L194 79L196 80V83H197V85H195L196 83H195V80L193 79L192 80V84L189 82L192 78L191 77H189L188 79V81H187V77H188V74H190L189 73ZM250 71V72H249ZM255 71H257V73H259L260 74V76L262 77V79L261 78H259V77H257L256 78V75H258L257 73H254ZM94 72V73H93ZM98 72V73H97ZM150 72V73H149ZM162 72V73H161ZM166 72V73H165ZM173 72V73H172ZM192 72H193V74H192ZM210 74H209V73ZM221 72H222V74L223 75H226V76H223L222 74H221ZM263 72H264V68H263ZM262 72V73H263ZM6 73V74H5ZM20 73V74H19ZM71 73V74H70ZM73 73L75 74H77V76H79V78H80V76H81V78L80 79H78V77L76 76V74L75 75H73ZM93 73V75H90V74H92ZM106 74V73H108V75L110 76V74H111V76H110V78H112L111 80L109 79V76L106 74V75H104V74ZM113 73H116V74H114L115 75V79L116 78H119L118 77V75L119 76H121L120 78L123 80V85H121L122 84V82H121V79L118 81V79H116L115 81H113L114 79H113ZM138 75V77H137V75ZM147 73L148 74H151V75H147ZM170 75V77L169 76H166V75H168V74ZM183 75H181V74ZM188 73V74H187ZM195 73V74H194ZM240 73V74H239ZM245 73V72H244ZM8 74V75H7ZM44 74V75H43ZM46 74H48V75H46ZM52 74H55V75H52ZM70 76H69V75ZM79 74V75H78ZM81 74V75H80ZM99 74V75H98ZM118 74V75H117ZM160 74H163V75H165L166 77H164L165 79H163V78H161L162 77V75L160 76V78L162 79H159L158 77H157V79H156V81H157V83H158V81L160 82V81H165V80H167L168 79V77H169V79H172V82H169L168 80V82L169 83H173V82H175V83H173L172 85L171 84H169L167 81H165V82H167V83H165V84H167L166 86L165 85H163L162 83L160 84H157V85H159V86H157V91L158 92H161V91H163L164 92V94H166V92L169 90L170 91V94H169V91H168V94H169V97H165V95L164 96H162L163 94V92H161V93H158L157 94V92H156V89H155V87H156V85H155V87H154V85L153 84H156V82H155V76H159ZM173 74V75H172ZM175 74V75H174ZM204 74H206V75H204ZM3 75H4V77H3ZM12 75V76H11ZM20 77H19V76ZM22 75H23V78H24V80L22 81ZM52 75V76H51ZM71 75H72V77H71ZM101 75H103V76H101ZM152 75H154V79L152 78ZM174 77V78H172V76ZM193 75V76H192ZM207 75H208V77H207ZM210 75H212L211 76V78H214L215 80L217 79V81H219L220 82V79H221V82L222 81H225V83L227 82L228 84L230 83V81H232V85H228L227 83H226V85L224 84H222L221 82L219 83V82H217L216 81V83L213 81V79H208L209 77H210ZM222 75V76H221ZM231 75V76H230ZM236 75V76H235ZM10 76V77H9ZM27 76V78H25ZM62 76V77H61ZM94 76H95V78L97 77L99 80H98V84L96 83V82H94V81H96V80H94L93 78H94ZM101 76V77H100ZM105 76H106V78H105ZM117 76V77H116ZM148 76V77H147ZM151 76V77H150ZM216 76V77H215ZM220 76H221V78H220ZM239 76V77H238ZM9 77V78H8ZM13 77H16L15 79H13L12 80V78ZM55 78V80L56 81H58V82H56L55 80H54V78ZM60 77H61V80H60ZM73 77H76V78H73ZM87 77V78H86ZM89 77V78H88ZM107 77H108V79H109V82H107L108 80H105V79H107ZM222 77H224V79L222 80ZM225 77H227V78H225ZM241 77V78H240ZM10 79L11 80V85H10V80H8V79ZM46 78H48L47 80H46ZM49 78H50V81H51V78L53 79V81H51V83H50V81H48L49 80ZM56 78H58V79H56ZM72 80H71V79ZM85 78V79H84ZM103 78H105L104 80H103ZM135 78H138V79H136L137 80V83L138 84H136V80H135ZM167 78V79H166ZM181 78V79H180ZM183 78L187 81V82H183ZM204 78H207L208 80H209V82L207 81V79H205L204 80ZM232 78V79H231ZM239 80H238V79ZM256 78V79H255ZM2 79V80H1ZM7 79V80H6ZM17 79V80H16ZM21 81H20V80ZM62 79H64L63 81H69V82H67V84H66V82H63L62 83ZM70 79V80H69ZM74 79V80H73ZM101 79V80H100ZM150 79V80H149ZM159 79V80H158ZM173 79H175V81L173 80ZM177 79H179V80H177ZM219 79V80H218ZM228 79V80H227ZM229 79H230V81H229ZM247 79V78H246ZM259 79H261V81L259 80ZM5 80H6V82H5ZM43 80V81H42ZM60 80V81H59ZM77 80V81H76ZM83 80V81H82ZM92 80H94V81H92ZM139 80H140V82H141V85L139 86ZM142 80V81H141ZM151 80H152V82H151ZM211 80L213 81V83H211ZM263 80V81H262ZM1 81H3V82H1ZM17 81H19V82H17ZM76 81V82H75ZM84 81H85V84H84ZM100 81L102 82V84L100 83ZM111 81H113V83L114 84H116V81H118L119 83H117L116 85L117 86H115L114 84H112L111 83ZM155 83H154V82ZM179 81V82H178ZM229 81V82H228ZM243 83H242V82ZM30 82V83H29ZM32 82H33V84H32ZM48 82V83H47ZM53 82V83H52ZM59 82H60V85H59ZM80 82H82V83H80ZM93 82H94V84H93ZM105 82V83H104ZM106 82H107V84H106ZM147 82H149V83H147ZM150 82H151V85H152V87H151V89H150V96H149V93L147 92L148 90H149V88L150 87H147V85H149V86H151L150 85ZM183 82V83H182ZM236 82V83H235ZM238 82H239V84H240V86H239V84H238ZM242 83V85H241V83ZM9 85H8V84ZM16 83H17V85H16ZM20 83H22V84H20ZM24 83V84H23ZM45 83H47V84H45ZM50 83V84H49ZM72 83H74V85L72 84ZM100 83V84H99ZM104 83V84H103ZM108 83H111V84H108ZM147 83V84H146ZM181 83V84H180ZM187 83L188 84H191L190 86L188 85L187 86ZM215 83V84H214ZM235 83V84H234ZM2 84V85H1ZM5 84H7V85H5ZM19 84H20V86H19ZM63 85V88H59V87H62V85ZM69 84V85H68ZM78 84V85H77ZM108 85V86H105V88L106 89H104L103 88V86L104 85ZM121 86V90H116L117 89V87H119V85ZM183 84V87H186V90L187 91H185V88H183L182 86H180V85H182ZM186 84V85H185ZM214 84V85H213ZM217 84H219V86H221L220 88H219V86L217 85ZM238 84V87L236 86ZM27 85H29V87H27ZM47 85V86H46ZM51 87H50V86ZM59 85V86H58ZM66 85H68V86H66ZM95 85V86H94ZM103 85V86H102ZM116 87V89L113 87ZM175 85H179L180 87H181V89H180V87H179V90H178V87H174ZM185 85V86H184ZM207 85V86H206ZM209 85V86H208ZM216 85H217V88L220 90V94L218 95V93H217V91H219L217 88H214V87H216ZM223 85V86H222ZM234 85H235V88H234ZM3 86V87H2ZM5 86V87H4ZM9 86H10V88H9ZM19 88V90L17 89V87ZM22 86V87H21ZM53 86V87H52ZM70 86V87H69ZM79 86V87H78ZM86 86V87H85ZM97 86V87H96ZM99 86V87H98ZM102 86V87H101ZM125 86V87H124ZM191 86H196L197 87V89H196V87L194 88V87H191ZM199 86V87H198ZM231 86H233V88H234V92H233V88L231 87ZM242 86V87H241ZM263 86V87H262ZM46 87H50L49 88V91H47V93H46ZM55 87V88H54ZM83 87H85V89H83ZM93 87V88H92ZM101 87V88H100ZM112 87V88H111ZM122 87L124 88V90L122 89ZM137 87H140V88H137ZM154 87V88H153ZM158 87H159V89H158ZM168 87H170L169 89H168ZM224 87V88H223ZM225 87H226V91L224 90L225 89ZM229 87V88H228ZM239 88V90H237V88ZM244 87V88H243ZM245 87L247 88V90L245 89ZM2 88V89H1ZM5 88V89H4ZM46 88V89H45ZM65 88V89H64ZM66 88H68V89H66ZM76 88H78V89H76ZM95 88H100V89H95ZM108 88V89H107ZM115 89V90H111V91H109L110 89ZM145 90H144V89ZM148 88V90H146ZM174 88H175V91H174ZM182 88H183V90H182ZM190 88H191V90H190ZM213 88V89H212ZM221 88H223V89H221ZM227 88L229 89V91H230V89L232 90V91H228V94L230 93L231 94V92H232V94L231 95H228L227 94ZM241 88H243L242 90H246V91H242L241 90ZM15 89H17L18 91H16ZM53 90V91H56V92H52L51 90ZM70 89V90H69ZM95 91H94V90ZM118 89H120V87L118 88ZM142 89H143V91H146L147 92V94H148V96L149 97H147V95L146 94H144L145 92H140V91H142ZM165 89V90H164ZM166 89H167V91H166ZM177 89V90H176ZM194 89H195V92L197 91V94H193V91H194ZM3 90V91H2ZM48 90V89H47ZM58 90V91H57ZM61 90L63 91V92H61ZM77 90H79V91H77ZM86 90V91H85ZM98 90V91H97ZM100 90V91H99ZM103 90H104V92H105V90H106V92H107V90L109 91V92H103ZM172 90V91H171ZM181 90H182V92H181ZM199 90H200V92H199ZM225 91L226 92V94L228 95V97H229V102L227 101L228 100V98L227 97H224V98H227L226 100H224V98L222 97L223 95L225 96L226 94H224L223 93V95H221V93H222V91ZM239 91V93L237 92V91ZM25 91V90H24ZM35 91H37V92H35ZM45 91V92H44ZM66 91V92H65ZM67 91H69V92H71V94L69 93V92H67ZM84 91V92H83ZM93 91L96 93L95 95L93 94ZM119 92V91H123V93H121V92H119V94L117 93V95H115L116 94V92ZM184 91V92H183ZM189 91V93L187 94V92ZM244 93V92H247L248 94H243L242 92ZM14 92H16L15 94H14ZM17 92H19V93H17ZM43 92V93H42ZM75 93V95H74V93ZM81 92V93H84V94H82V96L84 95H86V93H87V95H86V97L84 98V96H83V99H84V102L81 100L82 99V97H80L81 96V93L79 94V93ZM86 92V93H85ZM180 92H181V94H180ZM194 92V93H195ZM235 92H237L236 94H238V97H239V99H242V100H239L238 99V97H237V95H235L234 97L236 98V100L237 101H234L235 100V98L233 97V95L235 94ZM13 93V94H12ZM22 93H23V91H22ZM44 93H46V94H44ZM56 93V94H55ZM61 93V94H60ZM66 93V94H65ZM69 93V94H68ZM99 93V94H98ZM102 93H103V95H102ZM121 93V94H120ZM141 93H143V95H140ZM179 93V94H178ZM183 93V94H182ZM184 93H186V96L187 97H185V96H183V95H185ZM200 93V94H199ZM204 95H203V94ZM217 93V94H216ZM241 93H242V95H241ZM28 94V93H27ZM49 94H50V96H51V94H52V97H53V99H52V97L51 98H49ZM68 94V95H67ZM105 94H107V96L110 94L111 96L109 97L111 100H109V98H107V96L105 95ZM122 94H123V96H124V94H125V96H126V94H127V99L126 98H124V100L128 103L129 102V104H127L126 102L124 103L123 101L124 100H122L121 98H123V97H121L122 96ZM156 94V95H155ZM162 94V95H161ZM173 94H175V96L178 94V96H176V97H174L173 96ZM193 96H192V95ZM199 94V99H202L203 97L202 96H200V95H203L204 96V98L203 99H205L204 100V109L206 110V108H208L206 111L208 112V111H210V112H208L209 114V116H207V113H206V111L205 110H203V114L200 112V111H202V109L200 110V111H198L199 110V108H200V106H202L201 105V103L203 102L202 100H199L198 99V95ZM211 94V95H210ZM12 95L14 96L15 95V97H13L12 98ZM28 95V96H29ZM43 95V96H42ZM48 95V96H47ZM55 95V96H54ZM58 95V96H57ZM65 95V96H64ZM73 95V96H72ZM80 95V96H79ZM89 95H90V97H89ZM92 95H94V97L92 96ZM101 95V96H100ZM112 95H113V97H112ZM121 95V96H120ZM145 95H146V97H145ZM155 97H153V96ZM161 95V96H160ZM167 95V94H166ZM171 95V96H170ZM179 95H181L180 97H179ZM190 95V96H189ZM206 95H207V100H206ZM226 95V96H227ZM239 95H241V97L239 96ZM246 95V96H245ZM27 96V95H26ZM27 96V97H28ZM35 98H34V97ZM62 96H63V99H62ZM99 96V97H98ZM119 99V97H121L120 98V100H121V105L119 104V102H115V101H117L116 99V97ZM193 98H192V97ZM194 96H196L195 98H194ZM209 96V97H208ZM211 96V97H210ZM232 96V97H231ZM243 96H245L244 98H243ZM9 97H11L12 99H10ZM26 97V100L24 101V99H25V97H24V99H23V103L24 102H27L28 100V98ZM65 97V98H64ZM70 97V98H69ZM95 97H96V100H95ZM105 97H106V99H105ZM141 97H145L146 99H149L150 97H152L151 98V100H146L145 98H143V103H142V101H141ZM159 97L161 98V99H159ZM164 98V100H165V102H163V98ZM185 97V98H184ZM222 97V98H221ZM248 97H249V99H248ZM33 98H34V100H33ZM45 98H47V99H45ZM57 98H59L58 100H57ZM68 98V99H67ZM86 98H89V99H86ZM93 98V99H92ZM112 98H114V99H112ZM175 98H183L182 100L184 101V99H185V103H187V104H183V102H182V100H180L179 99V101H178V99H175ZM189 100V98H190V100L187 102L186 100L187 99ZM192 98V99H191ZM233 98V100H231ZM255 98V99H254ZM5 99V100H4ZM6 99H7V103H6ZM30 99H32V101H30ZM36 99H37V102L39 101V99L41 100V99H44V101L43 100H41V102L39 101L38 102V104H37V102H35L36 101ZM51 99V100H50ZM71 99H73L72 101H71ZM107 99H108V101H107ZM155 99H157V101L159 100V103H157L156 102V100ZM167 99V100H166ZM175 99V102H176V100H177V102H179V103H181L180 104V106L178 107V106H176V103L173 101ZM209 99V100H208ZM211 99V100H210ZM215 99L217 100V101H215ZM220 99V100H219ZM244 99L245 100H248V101H244ZM252 99H253V101H252ZM10 100H12L11 102V104H10V106L8 105L9 104V102H10ZM18 100V101H17ZM62 100V101H61ZM87 102H86V101ZM115 100V101H114ZM153 100L155 101V102H153ZM191 100H193V101H191ZM194 100H195V106L193 105V104H191V106H190V103H193L194 102ZM198 100V102H200L201 101V103H196V101ZM226 102V104H225V102ZM238 100H239V102H238ZM253 103V105H252V107L254 106V103H256V104H258L259 102V105H256V109L258 110H256L254 107V109L253 110H256L257 111V113H255V111H253V113H250L251 111H250V109H248L249 110V113L247 112V108L245 107L247 104H248V108L249 107H251L250 105L252 104L250 101ZM256 100V101H255ZM21 101V100H20ZM50 101V102H49ZM60 101V102H59ZM92 101H94V103L96 104L95 106L97 107H92L91 108V105L92 104H94V103H91ZM97 101V102H96ZM98 101L99 102H101L100 104L98 103ZM105 101L106 102H108L107 103V107H109L108 109H106V106H104L106 103H105ZM149 101V102H148ZM151 101V102H150ZM208 103H207V102ZM233 101H234V103H233ZM241 101V102H240ZM46 102V103H45ZM54 102V103H53ZM57 102V103H56ZM74 103V105H73V103ZM83 102V103H82ZM91 103V105L90 106H88L87 104H90ZM111 102H114V104H116V106H115V108L117 109L118 107L119 108H121V110L120 109H117L116 111L117 112H115V109H113V106H114V104L113 103H111ZM140 102V103H139ZM155 103V106H153L154 104H151V103ZM171 103V105L170 104H166V103ZM173 102H174V104H175V106L177 107H175V106H173ZM190 102V103H189ZM230 102H232L231 104H229ZM237 102V103H236ZM245 104H244V103ZM249 102H250V105H249ZM41 105H40V104ZM43 103V104H42ZM61 103H62V105H61ZM72 103V105L75 107L77 104H78V106L76 107V108H74L72 105H70ZM76 103V104H75ZM87 103V104H86ZM110 103V104H109ZM118 103V104H117ZM123 103H124V105H123ZM144 103H145V105H147V109H145L146 107H145V105H144ZM146 103H150L149 105L148 104H146ZM156 103H157V105H156ZM189 103V104H188ZM213 103V104H212ZM230 105H228V104ZM240 103V104H239ZM5 104H7L8 105V107H7V105H6V107H5ZM54 104V105H53ZM58 104V105H57ZM66 104V105H65ZM80 104H81V106H80ZM82 104H83V106H82ZM84 104H86L85 106H84ZM103 104V105H102ZM112 104V105H111ZM127 104V105H126ZM142 104V105H141ZM199 104H200V106H199ZM210 104V105H209ZM215 104H217V106H215ZM14 107H13V106ZM40 105V106H39ZM42 105H44L43 106V108H42ZM52 105V106H51ZM99 105H100V107H99ZM110 105H111V108L113 109V112H111V108H110ZM119 105V106H118ZM123 105V106H122ZM130 105V106H129ZM153 107H152V106ZM165 105H166V107H165ZM181 105H182V108H184V106H186V107H192L193 109H191V108H189V111H190V115H191V113H192V115H193V117L195 116L194 115V113H198V116H196V118L194 117H192L193 119H192V123H193V121L195 120L196 121V119L198 120V121H196L197 123H195V121H194V123L196 124H192L193 126H195V127H193L192 125H191V123L190 122H187V121H189V118H191L190 116H188V114L185 112V114L189 117L188 119H186L187 118V116H185L184 114H181V113H184V111L183 110H186V107L184 108V109H181ZM184 105V106H183ZM189 105V106H188ZM205 105H206V108H205ZM207 105H209V106H207ZM212 105V106H211ZM233 105V106H232ZM236 105H238L237 107H238V109H233V111H237V113L236 112H232L231 110H229V109H232L231 108V106L232 107H234L235 108V106ZM244 105V106H243ZM58 106V107H57ZM70 106H72V108L73 109H71L70 108ZM94 106V105H93ZM118 106V107H117ZM127 108H126V107ZM143 106V107H142ZM241 106H242V108H241ZM260 106H262V110L260 109ZM32 107L34 108V111H33V109H32ZM40 107H41V109H40ZM48 107H49V109H48ZM64 107V108H63ZM80 107H81V111H80ZM90 107V108H89ZM123 107H125V109H126V112L125 111H123V110H125V109H123L122 110V108ZM130 107V108H129ZM142 107V108H141ZM154 111H150V108ZM158 107V108H157ZM175 107V108H174ZM211 108V110H210V108ZM214 107V108H213ZM226 107H227V109H226ZM230 107V108H229ZM236 107V108H237ZM243 107L245 108V109H243ZM251 107V108H252ZM6 108H8V109H6ZM78 108H79V111H77L78 110ZM86 110L87 111V109H88V111L87 112H85V113H83L84 112V110ZM143 108H144V110H148L149 109V112H147L146 113V111H144L143 110ZM155 108H157V109H155ZM171 110V112L173 113L174 111H173V109L176 111L178 108H180L181 110H182V112H181V110L179 111V110H177L174 114H176L178 111H179V115L178 114H176V115H174V116H176V117H174L173 115H172V113H170V112H168V110L169 109ZM173 108V109H172ZM39 110V112H38V110ZM62 109V110H61ZM67 109H69V110H67ZM75 109H76V111L77 112H75ZM168 109V110H167ZM188 109V108H187ZM191 109V110H190ZM239 109H240V111H239ZM259 109H260V111H262V112H259ZM6 110H8V113L6 114L5 113V111ZM9 110H10V112H9ZM13 110V109H12ZM18 110V111H17ZM23 111L22 113L20 112V111ZM29 110V111H28ZM37 111V113H35L36 114V116H34V112H36ZM43 110H44V112H43ZM57 110V111H56ZM59 110V111H58ZM71 110V111H70ZM74 110V111H73ZM83 110V111H82ZM91 110V111H90ZM119 110V111H118ZM129 110V112H127ZM158 110H159V112H158ZM167 110V111H166ZM214 111V113H213V111ZM227 110L228 111H230V112H228L231 116H229V114L227 113ZM16 111H17V113L19 112V113H21V114H16ZM53 111H54V113H53ZM66 111L68 112V114L66 113ZM74 112V114L73 113H70V112ZM122 111V112H121ZM130 111H131V114H130ZM191 111H193V112H191ZM212 111V112H211ZM224 111V112H223ZM243 113H242V112ZM25 112H26V114L28 115L27 117H26V114H25ZM28 112V113H27ZM30 112V113H29ZM41 112H42V114H41ZM45 112H47L46 114H45ZM65 112V114H63ZM79 112V113H78ZM88 112H90V113H88ZM91 112H93V113H91ZM107 112L108 113H110V115H111V117H110V115H108L107 114ZM118 112H120L121 114H120V116L121 117H119V113ZM150 112H153L154 114H156V115H154L153 116V113H150ZM168 112V113H167ZM188 112V111H187ZM201 114H200V113ZM241 112V113H240ZM244 112L245 113H247V114H244ZM258 112H259V115H258ZM70 113V114H69ZM78 113V114H77ZM88 113V114H87ZM98 113V114H97ZM126 113V116L124 115V114ZM147 114V116L146 115H144L143 116V114ZM149 113H150V115H149ZM206 113V114H205ZM211 113V114H210ZM220 113H222V114H220ZM225 113H227V114H225ZM234 115H233V114ZM235 113L237 114V116L235 115ZM263 115H261V114ZM9 114V115H8ZM32 114V115H31ZM39 114V115H38ZM44 114V115H43ZM48 114H50L49 116H47ZM62 114V115H61ZM66 114H67V117H65L66 116ZM72 114H73V116H72ZM76 114V115H75ZM133 114V115H132ZM151 114H152V118H151ZM158 114V115H157ZM241 114V115H240ZM254 114H257V115H255L254 116ZM9 117L10 115H12L11 116V118L9 117V119H7V116ZM33 117V118H35V119H39V121H38V124L36 123H34L35 121V119H32L31 118V116ZM42 115H43V117H42ZM68 115H71V118L72 119H70V116H68ZM97 115V116H96ZM124 115V116H123ZM168 115H172L173 117H171V116H168ZM182 115H184V116H182ZM191 115V116H192ZM197 115V114H196ZM203 115V116H202ZM207 117H213L212 115H214L216 118H214V119H216L215 121L214 120H212L211 121V119L210 118H207ZM219 115V116H218ZM223 115L226 117H224L223 118ZM244 115H245V117H244ZM252 115H253V117H252ZM27 118H25V117ZM48 118H47V117ZM109 116V117H108ZM113 116H115V118L113 117ZM117 116H118V118H121L123 121H124V124H123V122H122V120L120 119V121H119V119L117 118ZM149 116V117H148ZM168 116V117H167ZM179 116H182L181 117V121H183V119H184V121H186L185 123H183V125L185 124V126H183V127H185V128H181V126H182V123H181V121H179L180 120V118H179ZM247 116V117H246ZM257 116V117H256ZM22 117V118H21ZM30 117V118H29ZM50 117V118H49ZM69 117V118H68ZM89 117H91V118H89ZM102 117V118H101ZM104 117H106V118H104ZM114 118V120H111V119H113ZM123 117V118H122ZM132 117V118H131ZM149 119H152L151 121L150 120H147L148 118ZM154 117H156V119L154 118ZM168 119H167V118ZM171 117V119L173 120H169V118ZM185 117V118H184ZM198 117V118H197ZM206 117V118H205ZM232 117H235V118H233L234 120H236V125L238 126L239 125V123H240V125L241 126H239L237 129L235 128V127H237V126H235L234 124H235V121L233 120L232 121ZM238 117V118H237ZM240 117V118H239ZM241 117H242V119H241ZM260 117V119H258ZM261 117H263V118H261ZM29 118V119H28ZM52 118H53V121H52ZM63 118V120H61ZM65 118V119H64ZM93 118H94V120H93ZM95 118H98V120L99 121H102V122H98V124H97V120H95ZM165 118V119H164ZM200 118H202V120H203V122H201L202 120L200 119ZM206 119V120H204V119ZM212 118V119H213ZM220 118V119H219ZM231 118V119H230ZM255 118V119H254ZM257 118V119H256ZM23 119V120H22ZM32 119V120H31ZM89 119V120H88ZM101 119H103L104 121H105V119H108V121L106 120L105 122L103 121V120H101ZM115 119H118V121H119V123L122 125V126H124V128L118 123V121L116 122L115 121ZM126 119V120H125ZM131 119V120H130ZM137 120L138 121V125H137V121H133V120ZM155 119V120H154ZM176 119H179V120H176ZM217 119H219V121L217 120ZM225 119H229V120H231L230 122H234V124L233 123H230L229 122V124H230V126H231V128H232V131L230 130V132L228 131L229 129H231V128H228V127H230L229 126V124H228V121L226 122L227 123V126H226V123H224L225 124V127H224V124H223V121L225 120ZM238 119H239V122H238ZM250 119H254L253 120V122H251L250 121ZM8 120V121H7ZM29 120H31V121H29ZM36 120V121H37ZM41 120H43V121H41ZM48 120H49V122H48ZM60 122H59V121ZM88 120V121H87ZM110 120V121H109ZM130 120V121H129ZM154 120V121H153ZM167 120H168V123H167ZM174 120H176L177 121V123H175V121ZM208 120H210L211 122H209ZM242 120V122H240ZM10 121V122H11ZM22 121H23V123H22ZM29 121V123H27ZM47 121V122H46ZM72 121H74L73 123L74 124H78V122H79V124L76 126V125H74L73 124V127H75L76 129H74V128H72L71 129V127H68V126H71L72 124H71V122ZM76 121V122H75ZM111 121H112V123H111ZM148 121H150V122H148ZM169 121H170V125H171V122L173 123L171 126L172 127H170V125H169ZM209 122V123H207V122ZM218 121V122H217ZM226 121V120H225ZM224 121V122H225ZM255 121H257V122H255ZM9 122V123H10ZM57 122V124H55ZM61 122H62V124H61ZM67 124H66V123ZM85 122H86V124H85ZM91 123L92 122V124H88V123ZM107 122V125H105L104 123H106ZM114 122H116V123H114ZM142 122V123H141ZM200 124H199V123ZM204 122H205V124H204ZM212 122H214L216 125H214ZM248 122V123H247ZM251 122V123H250ZM255 122V123H254ZM261 122H263L264 123V120H262ZM25 123V124H24ZM40 123V124H39ZM42 123H44L43 125H44V128L42 129V127H43V125H42ZM49 123V124H48ZM101 123V126L99 125ZM102 123H103V125H105V128H103L104 126L102 125ZM110 125H109V124ZM146 123H150L149 124V126H148V124H147V126H148V128H146L147 126H146ZM152 123V124H151ZM162 123V124H161ZM180 123V125L177 127V125L176 124H179ZM188 123H190V125L191 126H186ZM210 123H212L214 126H211L210 125V127H209V124ZM221 123H222V125H223V127H220V125H221ZM244 125H243V124ZM15 124V125H14ZM24 124V125H23ZM28 124V125H27ZM30 124L32 125V130L31 131H29V127H30ZM56 126H55V125ZM60 124V125H59ZM81 124V125H80ZM84 124H85V126H84ZM97 124V125H96ZM115 124L117 125V127H118V124L120 125V127H118V128H114V127H116L115 126ZM130 124V125H129ZM174 124H175V126L176 127H173L174 126ZM218 124H219V127H218ZM247 124V125H246ZM253 124V125H252ZM13 125V126H12ZM19 125H22V127L20 126V129H21V132H20V129H19ZM35 125V126H34ZM46 125H48V126H46ZM65 125V126H64ZM86 128V132H85V128L83 127V126ZM87 125H89V127L90 128H87L88 126ZM111 125H114L113 126V128L114 129H118V130H114L116 133H114V131L112 130L113 128L112 127H109V126H111ZM143 125V126H142ZM199 125V126H198ZM203 125H204V127H203ZM221 125V126H222ZM246 125V126H245ZM255 125V126H254ZM25 126H26V129H25ZM34 126V127H33ZM39 126V127H38ZM51 126H54V127H51ZM61 126V127H60ZM81 126V127H80ZM87 126V127H86ZM95 126V127H94ZM96 126H99L98 128L96 127ZM108 126V127H107ZM138 126V127H137ZM207 128H206V127ZM233 126H235V127H233ZM244 126H245V129H244ZM16 127V128H15ZM36 127V128H35ZM48 127V128H47ZM49 127H51L50 129H49ZM60 127V128H59ZM77 127H80L81 129H77ZM96 128V130L94 129V128ZM145 127V128H144ZM170 127V128H169ZM186 127L187 128H189V129H187V131L189 130V131H191V132H193L192 134L193 135H191V132L189 133V131L187 132L186 131ZM191 127H193V128H191ZM197 127H199V128H197ZM200 127H202V128H200ZM211 127H212V129H211ZM214 127H216V130H215V128ZM217 127H218V129H217ZM242 127V128H241ZM247 127V128H246ZM12 128L14 129L13 130V132L14 131H16V129L18 130L19 129V131H16V135L15 136H13L14 134H15V132H14V134L12 135V136H10V134H12L13 132H11V130H12ZM24 128V129H23ZM34 128V129H33ZM58 128V129H57ZM61 128H62V130H61ZM66 128V129H65ZM68 128H70V129H68ZM100 128L102 129V130H100ZM106 128H107V131H105L106 130ZM109 128H110V133L113 131V133L114 134H116L115 136H117V137H119L120 135H119V133L118 132H120V130H121V132L123 131V135L121 136V139H119V138H117V139H115V140H118L116 143H115V141L114 142H111V141H113V139L115 138V137H112V135L111 134H109ZM112 128V129H111ZM120 128V129H119ZM123 128V129H122ZM132 128V129H131ZM139 128H141V129H139ZM172 128H174V130L172 131ZM179 128H181V129H179ZM220 128L222 129H224L223 131L222 130H220ZM225 128H227V129H225ZM233 128H235V129H233ZM241 128V129H240ZM35 129H37L36 131H35ZM73 130V131H69V132H67L68 133V135H70L71 133H72V135H70V137L71 136H73L74 135V139H72V137H71V139H68V137H67V135H65V134H67V133H65L66 131H68V130ZM89 131H88V130ZM95 131H94V130ZM129 129H131V130H134L136 133H134L133 131V133L131 134V133H129ZM138 129H139V131H138ZM164 129V130H163ZM175 129H178L177 131L179 132L178 134H180V133H185V131H186V133H188V134H184L185 135V137H187L186 138V141H185V138L184 137H182V138H184L183 139V142L185 141V143H183V142H180L181 140H179L176 136H171L172 135V133H177V132H175L176 130ZM182 129L184 130V131H182ZM193 129V130H192ZM195 129V130H194ZM206 129V130H205ZM211 129L212 130V132L211 131H209V130ZM213 129H214V131H213ZM239 129V130H238ZM10 130V131H9ZM23 130H24V135H23ZM43 130V131H42ZM56 130V131H55ZM75 130H77L76 132L78 133V134H80V135H83L84 133H85V135H83L84 137H85V139L87 140H85L84 138H81V137H83V136H80V135H78L76 132H75ZM78 130H80V131H78ZM112 130V131H111ZM137 130V131H136ZM140 130H141V133H140ZM148 132V135H147V133H146V131ZM152 132H150V131ZM198 132H197V131ZM205 130V131H204ZM219 130V131H218ZM235 130H237L236 132H234ZM241 130V131H240ZM8 131V132H7ZM26 131V132H25ZM51 132L50 134L49 133H47V132ZM57 131H59V133L57 132ZM62 131H63V134L67 137V138H65L64 137V135L63 134H60V132L62 133ZM84 131V133L82 134V132ZM92 131V132H91ZM103 131H105L106 133H104ZM182 131V132H181ZM203 131H204V133H203ZM210 134H212L213 132L214 133H216V132H219L218 133V135H217V133L216 134H212V135H210V136H206V135H209V133ZM222 131V132H221ZM228 131V132H227ZM262 131V132H261ZM32 132H34V134L32 133ZM43 132V133H42ZM44 132H46L45 133V135H44ZM55 134H57V135H55ZM57 132V133H56ZM74 132V133H73ZM108 132V133H107ZM128 132V134H127V136H128V138H127V136L125 137V135H126V133ZM167 132H168V134H167ZM172 132V133H171ZM205 132H207V133H205ZM221 132V133H220ZM261 132V133H260ZM10 133V134H9ZM22 134V136H21V134ZM37 133H39L38 135H36ZM53 133V134H52ZM70 133V134H69ZM89 133H92L91 135L89 134ZM100 133V134H99ZM112 133V134H113ZM118 133V134H117ZM183 133H182V135H183ZM202 135H200V134ZM203 133V134H202ZM258 133V134H257ZM263 133V134H262ZM18 134L20 135V137L18 136ZM32 134H33V136H32ZM43 134V135H42ZM50 135V136H48V135ZM93 134L95 135V136H93ZM114 134H113V136H114ZM136 134V135H135ZM137 134L139 135V136H137ZM153 136H152V135ZM227 134V135H226ZM232 134V135H231ZM254 134H255V136H254ZM27 135V136H26ZM34 135H36L37 137H35ZM55 135V136H54ZM77 135V136H76ZM90 135V138L88 137ZM110 135V136H109ZM132 135V136H131ZM149 135H150V139L148 138L149 137ZM175 135H177V134H175ZM183 135V136H184ZM188 135H189V137H188ZM192 137H191V136ZM197 137H199L198 139L197 138H195V136ZM215 135H216V137H215ZM224 135H222V136H224ZM237 135V134H236ZM4 138H2V137ZM10 136V137H9ZM24 136V137H23ZM26 136V137H25ZM40 136H41V138H40ZM48 136V137H47ZM51 136H52V138L54 137V140H52V142H51ZM62 136V138H60L59 140H58V138L59 137H61ZM79 136V137H78ZM107 136H109V137H107ZM124 136V137H123ZM132 137L131 138V140L129 139V137ZM137 138H136V137ZM142 138H141V137ZM212 136H214V137H212ZM222 136H220V139H222V138H225V137H222ZM261 136H262V139H261ZM14 137V141H15V139L17 140V145L15 144L16 142H14L13 143V141H12V138ZM23 139H22V138ZM32 138V139H30V138ZM39 137V138H38ZM45 137H47V138H50L49 140L47 139V138H45ZM65 138V140L66 141H64V143L65 144H67V145H69L70 143L72 144L70 147L71 148H69V150H68V146L67 145H63V140H64V138ZM69 137V138H70ZM76 137V138H75ZM79 139H78V138ZM133 137H135V139L133 138ZM166 137V138H165ZM170 137V138H169ZM173 137V138H172ZM177 139H176V138ZM179 138L181 137V135H179L178 136ZM195 138V139H192V138ZM201 137V138H200ZM259 137V138H258ZM27 138H29V140L27 139ZM38 138V139H37ZM44 138V139H43ZM91 139L92 138V140L93 141H91V140H89V139ZM109 138H113V139H109ZM138 138H140V139H143V143L141 144V142L139 143V141H140V139H138ZM189 138V139H188ZM21 139L23 140V141H21ZM46 139V140H45ZM63 139V140H62ZM127 139H129V140H127ZM161 139H163V142H162V140ZM173 139V140H172ZM176 141H175V140ZM181 139V138H180ZM210 139V141H208ZM251 139V140H250ZM258 139V140H257ZM10 140L12 141V142H10ZM25 140V141H24ZM32 140V141H31ZM55 140H58V142H60V140H62L60 143H58V142H55ZM71 142H70V141ZM77 141V142H74V141ZM105 140V141H104ZM106 140H107V142H106ZM111 140V141H110ZM121 140H123V141H121ZM136 140H138V142H136ZM152 140V141H151ZM190 141L191 143L192 142H194L195 140V143H192L193 145H194V149L191 147L192 146V144L190 145V142L189 143H187V141ZM20 141L22 142V143H20ZM26 141H27V144L28 143H30V144H33L34 142H35V144H33L35 147H36V145L38 144V146H41L42 145V143H43V141L45 142V143H43V146L44 145H46L47 143L49 144V149L52 147V149L54 150H52L51 151V149H50V151H49V153H48V150L47 149H45V148H48V145H47V147L46 146H41V148H39L38 146V148L36 147V149H35V147H34V149H33V146H32V149H33V151H31V150H29V147H30V145L28 144V147L27 146H25V145H27L26 144ZM48 141V142H47ZM67 141H69V142H67ZM78 141H79V143H78ZM90 141V142H89ZM146 141V142H145ZM159 141H161V142H159ZM171 141H172V143H171ZM174 141V142H173ZM204 141V142H203ZM261 141V142H260ZM262 141H263V143H262ZM25 144H24V143ZM33 142V143H32ZM42 142V143H41ZM50 142H51V145H50ZM93 142H94V146L92 145L93 144ZM108 142L110 143H112V144H110V146L108 147ZM121 142H122V144H121ZM128 142H129V145H130V151H129V149L127 148L128 147ZM257 142V143H256ZM13 143V144H12ZM19 143V144H18ZM52 143H56V144H58V146L57 145H55V146H53V144ZM78 143V144H77ZM81 143V144H80ZM88 143V144H87ZM91 143V144H90ZM107 143V144H106ZM113 143H115V145H113ZM118 143H120L121 145H119L118 147L116 146V145H118ZM126 143V144H125ZM137 143V144H136ZM141 145H139V144ZM160 143V144H159ZM180 143H181V145H180ZM11 144V145H10ZM22 144V145H21ZM24 144V145H23ZM59 144H60V146L62 147H60L59 146ZM73 144H75L76 146L75 147H73V149H72V146H74ZM152 144V145H151ZM177 145V147H175L176 145ZM179 144V145H178ZM182 144H185L184 146L186 147V148H184L185 149V151H183V148H181L180 149V147H182ZM247 146H246V145ZM255 144V145H254ZM4 145V146H3ZM17 147H16V146ZM20 145V146H19ZM77 145H79L78 146V148H76L77 147ZM92 145V146H91ZM132 145V146H131ZM137 145V149L136 148H133L132 149V147H134V146H136ZM139 145V146H138ZM148 146L147 147V149H146V147L144 148V147H142V146ZM188 145H189V147H188ZM6 146V147H5ZM22 146H24V147H26V149L24 148L23 149V147ZM57 146V147H56ZM87 146H89L88 147V149H87ZM115 146V147H114ZM126 146V148H123V147H125ZM164 146V147H163ZM172 147L171 149H173V150H175V151H173V150H171L170 149V147ZM249 146V147H248ZM14 147H16V148H14ZM20 147V148H19ZM21 147H22V150H20L21 149ZM47 151V152H44V154L42 153V155H40L41 154V152L40 151H37V155L39 154L40 155V157H41V159L40 160H38L40 157H39V155L37 156L36 154H35V151L36 150H44L43 148ZM54 147V148H53ZM61 149H60V148ZM65 147H66V149H65ZM84 147V148H83ZM90 147H92L91 148V152H87L85 149H87L88 151H90L89 149H90ZM108 149H107V148ZM112 147V148H111ZM119 147H122V148H119ZM141 147H142V149H141ZM151 147V148H150ZM248 147V148H247ZM14 148V149H13ZM66 150V152H68V151H71V149H72V151H71V156H69L70 154L69 153H66L65 151H64V149ZM79 149L81 152H82V154H81V152H78V150L76 151V149ZM81 148L83 149V150H81ZM95 148H97V151H96V149ZM110 148H111V151H110ZM116 148V149H115ZM118 148V149H117ZM148 148H149V150H148ZM159 148V149H158ZM166 148V149H165ZM167 148H168V150H167ZM188 148V149H187ZM190 148V149H189ZM242 148L243 149H246V150H243L242 151ZM252 148V149H251ZM261 148V153L258 151V149H260ZM16 149V150H15ZM20 151H19V150ZM30 149H31V147H30ZM57 149H58V151H57ZM60 149V150H59ZM94 149V150H93ZM114 149H115V151H114ZM124 149H126V150H124ZM134 149L136 150V152L138 153L140 150V153H141V155H138V154H140V153H138V154H133L132 152L134 151ZM140 149V150H139ZM144 149H146V150H144ZM155 149H157V150H155ZM160 149H162V150H164L163 152H162V150H161V152H160ZM28 151V152H26V151ZM84 150H85V152H84ZM99 150V151H98ZM120 151L121 152V155L122 156H124V154L123 153H125V154H127V155H125V158L126 159H123V157L120 155V153L119 152H117V151ZM123 150V151H122ZM133 150V151H132ZM138 150V151H137ZM148 150V151H147ZM151 150H153L154 152L152 153V151ZM180 150V151H179ZM257 150V151H256ZM3 151H6V152H3ZM16 151V152H15ZM17 151H19V152H17ZM62 152V153H64V155L63 156H65V158L68 156L69 157V160L68 161H66L67 159H68V157H67V159L65 160V159H63V156H62V153H61V156H60V153L59 152ZM64 151V152H63ZM74 151H76L75 153H76V155H74L75 153H73ZM95 151H96V153H95ZM125 151V152H124ZM128 151V152H127ZM132 151V152H131ZM147 151V154H145V152ZM168 151H170L171 152V155L169 156V152L167 153ZM173 151V152H172ZM31 152V153H30ZM32 152H34V154L32 153ZM39 152V153H38ZM56 152V153H55ZM92 152H94V153H92ZM98 152H99V157H97L98 156ZM101 152V153H100ZM180 152V153H179ZM243 152L245 153H248V155H243ZM258 152V153H257ZM263 152V153H262ZM24 153V154H23ZM46 153V154H45ZM53 153H55V155L56 156H58V158L56 157V156H52L51 154H53ZM58 153H59V155H58ZM66 153V154H65ZM88 153H90V154H88ZM129 153V154H128ZM135 153V152H134ZM143 153V154H142ZM158 153V154H157ZM164 153V154H163ZM241 153V154H240ZM2 154V155H1ZM3 154H5V156H7L6 154H8V158L7 157H5V156H3ZM17 154V155H16ZM29 154V155H28ZM31 154L34 156V157H32L31 156ZM95 154H96V156H95ZM105 154V155H104ZM131 154V155H130ZM151 154V155H150ZM153 154V155H152ZM156 154V155H155ZM160 154V155H159ZM165 154H167V156L169 157H167ZM238 154H240V155H238ZM253 154V155H252ZM16 155V156H15ZM44 155H46V157H47V159L48 160H46V158L44 159ZM54 155V154H53ZM72 155L74 156V157H76L75 159H73V164H69V163H71L70 162V157H72ZM77 155H80V157L79 156H77ZM93 155V156H92ZM104 155V156H103ZM131 157H130V156ZM147 155V156H146ZM155 155V156H154ZM163 155V156H162ZM236 155V156H235ZM250 155H252V156H250ZM10 156V157H9ZM35 156H37V158L35 157ZM43 156V157H42ZM49 156V157H48ZM82 156V157H81ZM100 156H102V158L104 157L105 158V160H102L101 161V157ZM107 158H106V157ZM122 157V158H120V157ZM126 156H128V157H126ZM134 156V157H133ZM136 156V157H135ZM139 156V157H138ZM146 156V157H145ZM159 156V157H158ZM167 158H166V157ZM240 156H242V157H240ZM244 156V157H243ZM248 156V157H247ZM254 156H255V159H254ZM261 156V157H260ZM1 157H3V159H1ZM12 157H16V158H12ZM51 157H53L54 159H49V158H51ZM57 159H56V158ZM60 157V158H59ZM95 157V158H94ZM160 157H165V159L166 160H164L163 158H160ZM175 159H174V158ZM236 157L237 158H239V159H236ZM258 157H260L262 160H260V158H258ZM5 158H7L8 159V161H7V159L6 160H4ZM19 158H21V162H19V165H18V161H20L19 160ZM35 158H36V160H38V161H40V162H38V163H40V164H38L37 162H35L36 160H35ZM43 158V159H42ZM86 158H89V159H86ZM100 158V159H99ZM103 158V159H104ZM129 158V159H128ZM131 158V159H130ZM134 158H141V160H144L143 162L141 161V160H137V161H135L136 159H134ZM143 158V159H142ZM153 158H154V160H153ZM157 158V160H155ZM178 158V157H177ZM243 158V159H242ZM247 158V159H246ZM251 158H253V160L251 159ZM256 158L258 159V161L256 160ZM14 159V160H13ZM71 159V160H72ZM101 161V162H98L99 160ZM107 159V160H106ZM134 161H133V160ZM148 159V160H147ZM173 159V160H172ZM244 159H246V160H244ZM251 160V161H253L252 163H251V161H248V160ZM4 160V161H3ZM24 160V159H23ZM27 160H28V158H27ZM35 160V161H34ZM43 160V161H42ZM46 160V161H45ZM60 161L59 163H61L62 161H63V163L62 164H64V166H61V165H58V163H57V161ZM65 160V161H64ZM85 161V162H83V161ZM87 160V161H86ZM145 160H147V161H145ZM149 160H151V162H152V160L154 161V162H152V164H151V162H149V163H147ZM161 160V161H160ZM171 160V161H170ZM175 160V161H174ZM237 160L240 162V165H239V162H238V164L236 163L237 162ZM242 160H243V162H242ZM256 160V161H255ZM16 161V160H15ZM50 162V163H48V162ZM52 161H53V163L55 162V164H57V165H54L53 163H52ZM128 163H127V162ZM130 161H132L131 163H130ZM141 163H140V162ZM174 161V162H173ZM249 162L250 164H249V166L250 167H248V164H247V162ZM34 163L35 162V165H32L33 166V168H32V166L30 165L31 163ZM43 162H45V163H42ZM47 162V163H46ZM65 162V163H64ZM68 162V165H67V169L65 168V164ZM76 162V163H75ZM88 162V163H87ZM108 164V166L106 165V163ZM109 162V163H108ZM134 162H138L139 164H140V167L141 166H143L142 168H143V170H142V168L140 169L139 168V164H136V163H134ZM147 164H146V163ZM161 164L162 162V164L161 165H165L166 163V165L165 166H161L160 168H158V166H159V164ZM246 162V163H245ZM258 162V163H257ZM261 162V163H260ZM16 163H17V165H16ZM22 163H24L23 165H22ZM32 163V164H33ZM53 165H52V164ZM77 163H79V165H77ZM82 165H81V164ZM130 163V164H129ZM133 163V164H132ZM226 163V164H225ZM231 163V166H229V164ZM233 163V164H232ZM46 164V165H45ZM48 164H50L49 166H47ZM86 164V165H85ZM91 164V165H90ZM110 164V165H109ZM123 164L125 165V164H127V166L125 165V167L123 166ZM132 164V165H131ZM145 164V165H144ZM157 164H158V166H157ZM169 164V165H168ZM244 164V165H243ZM247 164V165H246ZM259 164V165H258ZM260 164L261 165H263L262 167L260 166ZM1 165V164H0ZM7 165H10V167L8 168L7 167ZM16 165V166H15ZM20 165H22V166H20ZM30 165V166H29ZM38 165V167L40 168V170H38L39 168L37 167L36 168V166ZM70 165H72L71 167H73V168H70V170H69V167L68 166H70ZM132 166V168H131V166ZM138 165V167H136L135 168V166H137ZM149 165V167H147ZM154 165H156V166H154ZM168 165V166H167ZM223 166L224 165V167H225V169H228V170H226L227 172H226V176H225V169H223L224 167H221V166ZM234 165V166H233ZM235 165H236V167H235ZM238 165H239V167H238ZM243 165V167H242V170L241 171H239V169L241 168V166ZM246 165V167H248L247 169H245L244 168V166ZM254 167H253V166ZM7 168H6V167ZM17 166H18V168H17ZM19 166L21 167V168H23V169H19ZM45 166H47V168L45 167ZM56 166V167H55ZM59 166H61V168H59ZM77 166V167H76ZM80 166V167H79ZM82 166H84V167H82ZM92 168V169H90V167ZM134 166V167H133ZM144 166L146 167V169L144 168ZM152 166V167H151ZM226 166H228V167H226ZM258 166V167H257ZM30 167V168H29ZM52 167H55L56 169L58 168V170H56V169H54V168H52ZM79 167V168H78ZM88 169V167H89V170H87L86 168ZM97 168L98 170H99V172H95L94 170H96V169H93V168ZM217 167V168H216ZM230 167V168H229ZM234 168V169H232V168ZM252 167H253V169H252ZM2 168V169H1ZM6 168V169H5ZM19 169L20 171L18 172L17 171V169L16 170H13V169ZM36 168V169H35ZM50 168H52V170L54 171L55 170V173H56V179L54 178L55 177V173L53 172V174H54V177H53V174H51L50 173V171H51V169ZM68 170V174H65V173H67V171L65 170ZM75 168V169H74ZM83 168H85V170L86 171H83L84 169ZM121 168H123V169H125V172H124V170L122 171L121 170ZM151 168V169H150ZM220 168V169H219ZM223 170H222V169ZM235 168H237V169H235ZM244 168V169H243ZM255 168V169H254ZM44 169V171L45 172H47L46 173V175H44V173L45 172H42L41 170H43ZM50 169V170H49ZM72 169H74V170H72ZM77 169V173H78V169H80V172L79 173H81L80 175H81V177H80V175L78 174L77 175V173L75 172V170ZM101 169V170H100ZM104 169V170H103ZM105 169H108L107 171L105 170ZM131 169V170H130ZM145 169V170H144ZM163 169V170H162ZM229 169H231L230 171V173L228 172L229 171ZM249 169H251V170H254L253 172L252 171H250ZM36 170H37V175H35V172H36ZM48 170V171H47ZM65 171V173H64V171ZM94 171L93 173L91 172V171ZM98 170H96V171H98ZM128 170V171H127ZM130 170V171H129ZM136 170H138L137 172H136ZM139 170H142V172H139ZM153 170V171H152ZM196 170V169H195ZM215 170H216V173H220V175H221V177H220V175H217L216 173H215ZM219 170V171H218ZM245 170V171H244ZM246 170H249V171H247L246 172ZM35 171V172H34ZM61 172L62 171V173H57V172ZM76 173V176L78 177V179H77V177L76 176H73V177H71L72 175H74L75 173ZM89 171V172H88ZM107 172V174H109L110 175V172L109 171H112V175L109 177L107 174H105L106 172ZM132 171V173H130ZM144 171H146V172H144ZM147 171H148V174H147ZM155 171V172H156ZM160 171V172H159ZM210 171H213V172H210ZM222 171V172H221ZM7 172V173H6ZM29 172H31V174L29 173ZM33 172V173H32ZM48 172H49V174H51L52 176L50 177V175L48 174ZM73 172V173H72ZM86 172H88V173H86ZM109 172V173H108ZM128 172V173H127ZM143 172H144V174H143ZM151 173V177H149L150 176V173ZM156 172V173H157ZM162 172V173H161ZM196 172V173H195ZM211 174L210 176H211V178H213L212 180L214 181V179H216V182H215V186H213V181L211 180V178H210V176H209V174ZM233 172H235V173H233ZM237 172V173H236ZM240 172H241V175H242V172H246L245 174L243 173V178L241 177V175H240ZM257 172V173H256ZM16 173V174H17ZM43 173V174H42ZM70 173H72V175H70V177H69V174ZM82 173L85 175V174H87V175H85V176H88V175H90V177L91 178H93V176L95 177L93 180L91 179V178H89L90 179V181H89V179H87V178H85V176H83L82 175ZM97 173V174H96ZM135 173V174H134ZM136 173H137V177L135 178V176H136ZM152 173H154V176H153V174ZM190 173V174H191ZM222 173H224V174H222ZM252 173H254L253 175H252ZM48 174V175H47ZM57 174H59V176L60 177H57L58 175ZM61 174H64V175H62L61 176ZM99 174V175H98ZM104 174V175H103ZM126 174H128L127 176H129L130 177V179H132V181L131 182H133L132 184L133 185H131L132 186V188H131V186L130 185H128V182H129V177H127V176H125L124 178H122L121 180L119 179V178H121V177H123L124 175H126ZM131 174H133L132 175V177H131ZM140 174V175H139ZM142 174L144 175V176H142ZM194 174H195V177H194ZM212 174H214L213 176H212ZM228 174V175H227ZM233 174V175H232ZM237 174H239V175H237ZM248 174V175H247ZM249 174H250V177H248L249 176ZM258 174V175H257ZM9 175V176H8ZM29 175V176H28ZM31 175H35V176H31ZM107 175V176H106ZM123 175V176H122ZM148 176V177H146V176ZM236 176V178H235V176ZM247 175V176H246ZM255 175H257V176H255ZM262 175V176H261ZM2 176V177H1ZM45 176H47V178L45 177ZM48 176L50 177V178H52V179H49L48 178ZM63 176H67L66 178H67V181H70L72 178H73V180H71L70 181V183L71 182H73V181H78V183L76 182H74L75 184V187L72 185L73 183H69L70 185L68 186V184L66 183V185L65 186H67V187H65V188H63L62 187V185H64L65 184V179H64V177ZM82 176H83V178H82ZM113 176H116V177H114L113 178ZM118 176V177H117ZM143 177V178H141L140 179V181H142V182H140L139 180H138V182H136L137 180L136 179H139V177ZM198 176V177H197ZM223 176V177H222ZM231 176V177H230ZM239 176V177H238ZM246 176V177H245ZM31 177H35V178H31ZM68 177H69V179H68ZM76 177V178H75ZM82 178V180H80V178ZM89 177V176H88ZM106 177H107V182H109V183H106V181H105V183H106V185H104V180L106 179ZM112 177V178H111ZM127 177V178H126ZM192 177V178H191ZM199 177H200V179H199ZM216 177H220L221 178V180H220V182H219V179H218V184H217V178ZM242 178V180L241 181H239L240 182V184H238V180L239 179H241ZM254 177V178H253ZM261 177V178H260ZM12 178V179H11ZM44 178V179H43ZM71 178V179H70ZM96 178H97V180H96ZM103 178H105V179H103ZM117 179V182L115 181L116 179ZM147 178V179H146ZM196 178V180H194V179ZM206 178H209L208 180L206 179ZM249 178V179H248ZM253 178V179H252ZM256 178H258V179H256ZM263 178V179H262ZM26 179V180H25ZM47 179H49V180H47ZM53 179H55V180H53ZM60 179V180H59ZM74 179H76V180H74ZM86 179V180H85ZM111 179V180H110ZM119 179V180H118ZM123 179H124V183L125 184H123ZM134 179V180H133ZM225 179H226V181H225ZM246 179V180H245ZM248 179V180H247ZM252 181H251V180ZM261 179V180H260ZM6 180V181H5ZM44 180H46L47 182H45ZM83 180H85V181H83ZM89 182H88V181ZM128 182H127V181ZM136 180V181H135ZM147 180V181H146ZM192 180H193V183H192ZM200 180V182L198 183V181ZM205 180H207L206 182H205ZM210 180V184L208 183V181ZM225 181L224 183L222 182V181ZM236 180V181H235ZM256 180V181H255ZM263 180V181H262ZM40 181V182H39ZM42 181V182H41ZM49 181H50V183H52V181L54 182V183H52V185L49 183ZM79 181H82V182H79ZM94 184H96V185H94L93 186V183ZM95 181H97V182H95ZM119 181V182H118ZM121 181V182H120ZM126 181V182H125ZM144 181H145V183H144ZM191 181V182H190ZM197 181V182H196ZM202 181V182H201ZM204 181V182H203ZM242 181H244V182H242ZM246 181H247V183H246ZM248 181H250V182H248ZM260 181V182H259ZM12 184H11V183ZM27 182H30V184L28 183V186H27ZM57 182L60 184V182H62V185H61V187H60V185L58 184V186L56 185L57 184ZM63 182H64V184H63ZM103 182V184H101ZM130 182V183H131ZM143 183L142 185L140 184V183ZM188 184H187V183ZM221 182H222V184H221ZM260 184H259V183ZM22 183H24V185L23 186H21L22 185ZM45 183H48V184H45V185H49V187L47 188V186H46V189L44 188V184ZM56 183V184H55ZM81 183H84L85 184V186H84V184H82L81 185V187H79L80 185H78V184H81ZM87 183H89L88 185H90V187H91V185L93 186V187H91V189L92 190H95V188H96V192H94L95 193V195H92V194H94V193H92V190H90L89 191V189H90V187L87 185ZM127 183V184H126ZM134 183L137 185V186H135L134 185ZM147 183L149 184V185H147ZM190 183H192V185L190 184ZM197 183V184H196ZM202 183V184H201ZM205 183V184H204ZM221 185H220V184ZM246 183V184H245ZM251 183H254V184H251ZM31 184H33V185H31ZM55 184V185H54ZM108 184V185H107ZM117 184V185H116ZM144 184H146V186H145V189H147V190H145L144 189V187L142 188V187H140V186H143ZM194 184V185H193ZM196 184V185H195ZM199 184H201V185H203V186H201V187H199V189L198 188H196V187H198V186H200ZM206 184H209V186H207ZM224 184V185H223ZM242 184V185H241ZM243 184H244V186H243ZM15 185H17V186H15ZM37 186V187H35V186ZM51 185V186H50ZM54 185V187H52ZM77 185V186H76ZM102 185H104V188H102ZM115 185H116V187H115ZM122 185V186H121ZM123 185H127L128 186V188H129V190L130 191H128V188H126L125 186H123ZM154 185V189H158V190H153V188L151 189V188H149V186L150 187H152ZM220 185V186H219ZM254 185V186H253ZM257 185V186H256ZM25 186V187H24ZM39 186V187H40ZM56 186H57V188H56ZM86 186H88V193L86 192V195L88 194V199H86L87 198V196H85L84 197V200L81 202L82 204L84 203H88V204H90V205H93V204H97V200H96V198H99L100 200L102 199V197H104L105 196V200L107 201V202H105V200L104 199H102V201H98V202H100V203H98V206H100V207H98L97 205H95L96 206V209L98 208L99 210L100 209H102L103 207H102V205L104 204V203H106V206H105V204L103 205V206H105L104 207V209H102V212H101V210H100V212L103 214H101V213H99L98 212V209L97 210H95L92 206L90 207V205H88V204H85V205H83L82 206V204L80 203V205L79 204H76V201L78 200V202H79V199H77V195L79 196L78 198H80V195L81 194H83L82 196H81V198H80V200L81 199H83L82 197L85 195V190H87V189H85L86 188ZM109 186V187H108ZM120 186V187H119ZM134 186V187H133ZM190 186H191V188L193 189H191L190 188ZM207 186V187H206ZM210 186H211V190H209L210 189ZM217 186L219 187V188H217ZM234 186V187H233ZM240 188H239V187ZM242 186V187H241ZM247 186H248V188L251 190V191H246V189L248 190V188H247ZM249 186H253V188L251 187H249ZM19 187V188H20ZM26 187H32L31 188V190H30V192H29V188L27 189ZM38 187V188H39ZM40 187V188H41ZM70 187V188H69ZM77 187V188H76ZM79 187V188H78ZM107 187V188H106ZM135 187H138V188H135ZM157 187V188H156ZM174 187V188H173ZM186 187H188V188H190L191 189V193H190V190L188 189V188H186ZM194 187V188H193ZM203 187H204V189H203ZM206 187V188H205ZM214 187H216V189H214ZM221 187V188H220ZM224 187V188H223ZM23 188H24V190H28L27 192L28 193H30V194H32L33 193V195L35 194V191H37L38 193H39V195H40V197H38V193L37 194H35V197H34V199L36 200V197H38V198H41V197H45V198H42L43 200L44 199H46V200H41V202H43V204H44V202H45V205H43L42 203H40L39 201H40V199H39V203H40V206L39 207H41V204L44 206V207H42V209L41 208H39L38 207V205H39V203H37V201L35 202V200H33V198H32V202L33 203H36L35 205H36V207L35 208H33V206H32V204L33 203H31V201H30V198L32 197L30 194H28V195H30V196H28V197H30L29 199L27 198V193H26V191H24L23 190ZM74 188H76V190H77V194L75 193L76 192V190L74 189ZM80 188L82 189V190H80ZM83 188H84V190H83ZM112 188H114V189H112ZM118 188V189H117ZM131 188V189H130ZM166 188V187H165ZM164 188V189H165ZM171 188H173L174 190H172ZM183 188H185V189H183ZM202 190H201V189ZM209 188V189H208ZM228 188V189H227ZM238 190H237V189ZM32 189H34V190H32ZM59 189H60V192L62 191V193L61 194H59ZM63 189H64V192L65 193H63ZM66 189V190H65ZM68 189H74L75 191H72L71 190V193L73 194V192H74V196H71L70 195V192H67L68 191ZM105 190L106 191V189H107V192H103V190ZM110 189L111 190H113L112 192H114V191H118L119 193L121 192V191H123V189H124V191H127L126 193L127 194H125V192L123 191V193L121 192V194L124 196H122L121 194H119L118 192L116 193H112L111 191H110ZM135 189V193H137L138 191V193L136 194V196H137V198H136V196H135V193H133V191L131 192V190H134ZM142 189H144V190H142ZM188 189V190H187ZM196 189V190H195ZM207 189V190H206ZM215 191H214V190ZM227 189V190H226ZM256 189V190H255ZM257 189H259V191L257 190ZM52 190V191H51ZM78 190H80L81 191V193H80V191H78ZM121 190V191H120ZM138 190V191H137ZM152 190V191H151ZM170 190H172V192L170 191ZM186 192H185V191ZM197 190L200 192H198L197 193ZM209 190V191H208ZM213 190V191H212ZM217 190V191H216ZM222 190V191H221ZM239 190L241 191V192H243V194H241L240 195V193L238 194V192H239ZM243 190V191H242ZM20 191L21 192H25L26 193V195H25V193L23 192V193H20ZM34 191V192H33ZM70 191V190H69ZM84 191V192H83ZM99 191V192H98ZM137 191V192H136ZM142 191H144V192H142ZM156 191H157V193H156ZM176 191V192H175ZM182 192V193H184L183 195H182V193H178V192ZM188 191V192H187ZM194 191H195V193H194ZM202 191V192H201ZM228 191V192H227ZM258 191V192H257ZM6 192V193H5ZM67 192V193H66ZM100 194V195H98V193ZM101 192V193H100ZM111 192V194L109 195V193ZM150 194V192H152V193H154L153 195L155 196V193H156V195H158L157 197H162V199H165V198H167V200H165V201H167V203L165 202V205H162V204H164V200H161V198L160 199H158L157 197V203H156V198H154V196L152 195L150 198H151V200H153V198L155 199L154 201H152V204H151V206L153 205V207L156 205V204H158L157 206H155V207H157V208H153V207H151L149 204L151 203L150 201V198L147 196V194ZM176 193V195H178V196H176V195H174L173 193ZM208 192V193H207ZM212 192V193H211ZM232 192V193H231ZM237 193L236 195L237 196H235V195H233V194H235V193ZM4 193V194H3ZM17 193H19V194H17ZM69 193V196L67 195ZM132 194V195H129V194ZM141 193V195L143 196H140V195H138V194H140ZM160 195H159V194ZM178 193V194H177ZM188 193H190L189 194V196H188ZM194 193V194H193ZM207 193V194H206ZM222 193V194H221ZM230 193H231V195H230ZM245 193V194H244ZM253 193V194H252ZM257 193V194H256ZM11 194V193H10ZM23 194V195H22ZM57 195V196H59L60 197V195H64V194H66V197H68L69 199V201L67 200L66 202H65V200L67 199L65 196V198H63V199H61L63 196H61V198L59 199V197L57 198V196H56V198H55V201L53 202V200H54V197L55 196H53V195ZM89 194H91V196H94V198H95V200H96V202H94V199H93V197H91V196H89ZM97 194V195H96ZM101 194H103V196L101 195ZM121 195V196H119V195ZM145 196H144V195ZM165 194V195H164ZM187 194V195H186ZM193 194V195H192ZM226 194H229V195H226ZM255 194V195H254ZM8 196V198L10 197L11 199H13V200H11V199H8L7 198V196ZM18 195V196H17ZM22 195V196H21ZM132 196V197H129V196ZM151 195V194H150ZM149 195V196H150ZM170 195V196H169ZM199 195V196H198ZM215 195H216V197H215ZM225 197H224V196ZM240 195V196H239ZM253 195V196H252ZM262 195V196H261ZM19 196H21V197H26L27 199H28V201H27V199L26 198H23V199H25V200H22V198L21 197H19ZM51 196H52V198H51ZM128 198H127V197ZM135 196V197H134ZM140 196V197H139ZM148 197V200H150L149 202H147L148 200H146V202H145V200H144V202H143V204L142 205H147L146 207L148 208V205H149V207H150V209H148L147 210V208L145 209V207L143 206L142 208H141V203H142V200L141 199H147V198H145V197ZM182 196H184V198L182 197ZM192 196V197H191ZM201 196V197H200ZM220 196H222V197H220ZM230 196H232V197H230ZM243 196V197H242ZM245 196V197H244ZM249 196V198H247ZM46 197H48L49 199H50V202H53V204H54V208L55 209H57L58 210V212H59V209L60 210H63V211H60L59 213H56V211L54 210V208L52 207V204L49 202V199H47ZM76 198L75 199V202L73 203V201H74V199H72V198ZM101 197V198H100ZM153 197V198H152ZM164 197V198H163ZM192 199H191V198ZM194 197V198H193ZM198 198V202H196L197 200V198ZM206 197V198H205ZM218 197V198H217ZM226 197H228L227 199H225ZM230 197V198H229ZM254 197V198H253ZM15 198H21V201H18V202H22V204H25L24 203V201L26 202V207H27V209L29 208L30 209V205H31V207L33 208H31V210L30 211H28V213H27V209H25L24 207V205H20L21 203H18V202H16V203H18L19 204V206L21 207V209L23 210H20V208H19V206H18V204H16V203H13L12 201H16V200H14ZM38 198H37V200H38ZM71 198V199H70ZM89 198H91V199H89ZM127 198V199H126ZM134 199V198H136V200L135 201H130L131 199ZM139 198H141V199H139ZM174 198H175V200L176 201H174L175 202V204H174V202L172 201V200H174ZM181 198V200H179ZM187 198V199H186ZM196 198V199H195ZM200 198H201V200H200ZM208 198V199H207ZM221 198H224L225 200H220ZM238 198L241 200H238ZM242 198V199H241ZM248 200H247V199ZM53 199V200H52ZM65 199V200H64ZM87 201H86V200ZM121 199V200H120ZM125 199H126V201L128 202V205H130V207L127 205L126 206V203H123L122 201H125ZM132 199V200H133ZM140 200L141 201V203H140V201H138V200ZM172 199V200H171ZM183 199V200H182ZM194 199V200H193ZM235 199V200H234ZM243 199H245L244 201H243ZM250 199V200H249ZM262 200L263 199V204H262V201H259V200ZM8 200H11V201H9L8 202ZM19 200V199H18ZM52 200V201H51ZM59 200H63L62 202L60 201L59 202V204H61L62 203V207H60L61 205H59L58 204V202L57 201H59ZM71 200V201H70ZM73 200V201H72ZM92 201L93 200V202H91L90 203V201ZM129 200V201H128ZM163 201L162 203H161V201ZM172 202H171V201ZM177 200H179V201H177ZM186 200V201H185ZM196 200V201H195ZM215 200H217V203H216V201ZM220 200V201H219ZM227 200V201H226ZM237 200V201H236ZM257 200V201H256ZM29 201H30V203H29ZM47 201L49 202L48 204L49 205H51V207L53 208H51L50 206H47ZM89 201V202H88ZM181 201V202H180ZM235 201V202H234ZM261 202V204H259V202ZM3 202V203H2ZM9 203V205H8V203ZM55 202H57V204L55 203ZM71 203V205H69L68 206V204L69 203ZM136 202H137V204H138V202L140 203L139 204V209H136V211H137V213H135L136 211H135V209H134V206H135V208H138V206H136L135 204H136ZM159 202L161 203L160 205L162 206H160L159 205ZM169 202H171L170 204H168ZM180 202V203H179ZM213 202V204H211V203ZM225 204H224V203ZM247 202H249V203H247ZM255 202V203H254ZM4 203H6L7 204V206H5V205H1V204H4ZM10 203H13L16 207H17V209L19 208V212H18V210L17 211H15L16 210V208H14L15 206L13 205V204H10ZM66 203V204H65ZM74 205H73V204ZM123 203V204H122ZM130 203V204H129ZM133 203H135L134 205H133ZM145 203V204H144ZM149 203V204H148ZM153 203H155V205L153 204ZM196 203V204H195ZM208 203V204H207ZM209 203H210V205H212L211 206V208H210V205H209ZM221 203H222V205H221ZM228 203H229V205H228ZM239 203V204H238ZM242 203V205H243V203H245V205L246 206H244V208H243V206L242 205H240ZM251 203V204H250ZM257 203V204H256ZM28 204H30V205H28ZM108 204V205H107ZM204 204H207V205H204ZM220 204V205H219ZM223 204H224V206H223ZM234 204V205H233ZM256 204V205H255ZM259 204V205H258ZM13 205V206H12ZM28 205V206H27ZM34 205V204H33ZM56 205V206H55ZM58 205V206H57ZM64 205H66V208H68V210L66 209V208H64ZM76 205H78L77 207H76ZM86 205H87V207H86ZM167 205V206H166ZM202 205L204 206V207H202ZM231 205V206H230ZM236 205V206H235ZM237 205H240L241 206V208H240V206H237ZM249 205V206H248ZM260 207H258V206ZM24 206V207H23ZM50 207L51 209L50 210H52V212L54 213V211H55V214H60L59 216V219H57L58 218V215L56 216L55 214H54V216L56 217H53V219L54 220H52V218H51V216H53V215H51L52 213H50V215L51 216H49V218H45L44 216H46L47 214L46 213H48V212H50V210L49 209H47V210H49L48 212H46L45 211V209L47 208V207ZM68 206V207H67ZM70 206H71V208L73 207H76L75 209H74V211H71V208H70ZM90 208H89V207ZM129 207V208H131V209H133L134 211H132L131 209L130 210H128V211H130V212H128V211H126V209H128V208H126V207ZM131 206H133V207H131ZM159 206V207H158ZM193 208H192V207ZM229 206V207H228ZM233 206H235V207H233ZM10 207V208H9ZM13 207V208H12ZM38 207V208H37ZM125 209H124V208ZM196 207V208H195ZM205 207H206V209H205ZM213 207V208H212ZM218 207V208H217ZM258 208V210L260 209L261 210V212H259L258 210H256L257 208ZM9 209L8 211H7V209ZM12 208V209H11ZM24 208V209H23ZM40 209V211H38L37 209ZM45 208V209H44ZM59 208V209H58ZM62 208V209H61ZM79 208V209H78ZM82 208H83V210H85L84 208H88V209H90V210H92L91 208H93L94 210H92V212H94L95 211V213H94V215L95 216H97V213H96V211L98 212V217L96 218L94 215V217H92L91 215L93 214L92 212L90 213V210H88L89 212H87L88 214L87 215H89V213H90V218H91V220L90 219H88L89 218V216L87 217V216H85L86 215V212L85 211H87V210H85V211H83L82 212ZM161 209L162 211L160 212L161 214L159 215V209ZM186 208V209H185ZM201 208V209H200ZM207 208H208V210H207ZM217 208V209H216ZM230 208H232V210L230 209ZM234 208V209H233ZM239 210H238V209ZM256 208V209H255ZM147 211H145V210ZM197 209L198 210H200V211H197ZM241 209V210H240ZM250 209V210H249ZM26 210V213L24 212ZM38 211V212H36V211ZM43 210V211H42ZM66 210H67V213H66ZM71 212H70V211ZM73 210V209H72ZM79 210V212H81L80 214H83V218L81 217V215L79 214L78 216L76 215L77 214V211ZM81 210V211H80ZM117 210H119V212L117 211ZM141 210V211H140ZM144 210V211H143ZM151 210V211H150ZM158 211L157 212V214L159 215V217H157V214H155L156 212L155 211ZM165 210V211H164ZM187 210H189V211H187ZM213 210V211H212ZM215 210H217V213H216V211ZM219 210H220V212H219ZM223 210H224V212H226V213H224L223 212ZM226 210V211H225ZM238 210V211H237ZM245 210V211H244ZM249 210V211H248ZM255 210V211H254ZM13 211L15 212L14 214H16L15 216H14V214H12L13 213ZM22 211V212H21ZM33 212L34 211V214L33 213H29V212ZM104 211H107V213L109 212L110 214L109 215H107V214H105L106 212H104ZM138 211L140 212V213H142L141 214V216H140V214H138ZM183 211V212H182ZM186 211H187V213H186ZM192 213H191V212ZM196 211V212H195ZM212 211V212H211ZM228 211H230L232 214H231V216L233 215V217H235L236 216V218H237V220L235 221V220H233V219H231L229 216H230V212H228ZM236 211H237V213H236ZM245 213H244V212ZM253 211H254V213H253ZM263 211V212H262ZM12 212V213H11ZM18 214H17V213ZM39 212H43V213H45L46 215H44L43 216V214H41L42 215V218H39ZM68 212H70L71 213V216H68V218H70L69 219V221L67 220V221H65L66 219H68L67 218V216H66V214H68V215H70V213H68ZM76 213V214H74V213ZM78 212V213H79ZM143 212H145V213H143ZM149 212V213H148ZM153 212H155L154 213V215H156L154 218H152V219H150L149 217H151L152 216V214H153ZM190 212V213H189ZM204 214H203V213ZM205 212L207 213V214H205ZM211 212V213H210ZM218 212L219 213H221V214H218ZM236 213V214H234V213ZM246 212H248V213H246ZM252 212V213H251ZM256 212V213H255ZM258 212V213H257ZM3 213V215L5 214L6 216H4L5 217V219H3L4 217H3V215H1ZM24 213V214H23ZM35 213H37L38 214V216H37V214L35 215ZM64 213H66L65 215H64ZM73 213V214H72ZM132 213H134L135 215H133ZM150 215H148V214ZM180 213V214H179ZM182 213H185V214H182ZM214 213V214H213ZM240 213V214H239ZM243 213H244V216H245V214H246V217H244V216H242L243 215ZM249 213H251L252 215H249ZM261 213V218L259 217L260 215H258V214H260ZM29 214H31L33 217L34 216H36L37 218H32V216L31 215H29L31 218L29 219V216L28 215ZM118 214V215H117ZM119 214L121 215V218L120 219H118L120 216H119ZM131 214V215H130ZM138 214V215H137ZM146 214V215H145ZM179 216H178V215ZM191 214H193V215H195L194 217H193V215H191ZM223 214V215H222ZM227 214H229V216L227 215ZM248 214V215H247ZM263 214V215H262ZM9 215V216H8ZM11 215L12 216H14V217H16L15 219H16V221L14 220V218L13 217H11ZM25 215H27V216H25ZM61 215H64V216H66L65 218V220H64V216H61ZM73 215V216H72ZM100 215V216H99ZM106 215V216H105ZM132 215H133V217H135V218H133L132 217ZM138 217H137V216ZM147 216V217H145V216ZM177 215V216H176ZM184 215H187V216H185V217H187L186 219H185V217H184ZM222 215V217H220ZM238 215V216H237ZM239 215H240V217H239ZM1 216H2V218H1ZM78 217V218H80L79 220H81V221H79V222H83L82 221V219L84 220H86L87 222H88V224H87V222L85 221L84 223L86 224V226H85V224L84 223H82V225H80V226H76L77 224H75V225H72L71 224V222H73L72 221V219L71 218H74V217ZM104 216H105V218H104ZM109 216H111V217H109ZM117 216H119V217H117ZM172 216V217H171ZM181 216V217H180ZM183 216V217H182ZM191 216H192V218H191ZM207 216V217H206ZM209 216V217H208ZM216 216H218V219H217V217ZM224 216V217H223ZM226 216V217H225ZM227 216H228V218L230 219L229 221H231V222H238V220H239V218H240V221L238 222V224L239 223H242V221H244V220H246L245 222L246 223H248L249 221L251 222V220H252V222H254V223H252L251 222V224H250V222H249V226L245 223V222H243V224L241 225V224H239L238 226L236 225V223H231V222H229L228 221V219H227ZM247 216H249V217H247ZM254 216V217H253ZM256 216V217H255ZM6 217L7 218H9V219H6ZM18 217V218H17ZM47 217V216H46ZM63 218V220L65 221H63V220H61L62 218ZM85 217H87V218H85ZM117 217V218H116ZM139 217H141V218H139ZM175 217V218H174ZM196 217V218H195ZM201 217V218H200ZM202 217H203V219H202ZM246 218V219H244V218ZM38 218L40 219V220H38ZM61 218V219H60ZM78 218H74V223H78ZM95 218V219H94ZM101 218H104V219H100ZM106 218H110V219H108L107 221H110L109 222V224H108V222L105 220ZM112 218V219H111ZM123 218V219H122ZM132 218H133V220L135 221H133L132 220ZM144 218H147L148 220H146L145 219V221L143 220ZM190 218V219H189ZM195 218V219H194ZM199 218V219H198ZM221 218H224V221H223V219L221 220ZM243 218V219H242ZM247 218H248V220H247ZM257 219V220H255V219ZM22 219V220H21ZM35 219H36V222H35ZM43 219V221L45 222V224H46V222H47V224L49 223L50 224V222L51 221H48V220H52V225L54 226H50V225H48V227L50 228V230H51V233H52V235H50V230H49V228L47 227V224H46V227H45V225H42L44 222L43 221H41ZM93 219V220H92ZM122 219V220H121ZM135 219H137V220H135ZM138 219H139V221H138ZM170 219H172V221L170 220ZM182 219V220H181ZM194 221H193V220ZM196 219H198V220H196ZM209 219V220H208ZM214 220V222L212 221V220ZM221 221H220V220ZM225 219H227V220H225ZM235 219V218H234ZM241 219H242V221H241ZM259 219H262V221L263 222H261V220H259ZM9 220L11 221V225L9 224V228H8V226H7V224L9 223ZM28 220V221H27ZM29 220H30V222H29ZM46 220V221H45ZM56 220H61V222L59 221V223L61 224L62 222H63V224L66 226L67 225V227H66V229H65V226L64 225H60ZM90 222H89V221ZM96 220H99V222H102L103 221V223H107L106 224V226L104 225V226H102L103 228H104V231L106 230V232H108L109 234L107 235V233H105L104 231H103V228L101 227V225H103L102 223H100L101 225H100V228L99 229H97V227H94V225H96V226H99V224H98V222L96 221ZM105 220V221H104ZM115 222V224L113 223V221ZM121 220V221H120ZM168 220H170V222H172V223H174V224H172V223H168L167 221ZM186 220V221H185ZM188 220H189V222H188ZM191 220V221H190ZM206 220L208 221V223L210 222L211 223V226H213L211 229H205L206 228V226L209 228V226L206 224V225H202V224H205V222H206ZM219 221V222H217V224H215V222L216 221ZM255 220V221H254ZM34 221V225H33V222ZM54 221V222H53ZM56 221V222H55ZM71 221V222H70ZM92 221H94L93 223H92ZM117 221H120V224H119V222H118V224H116V222ZM123 221H125V224H124V222ZM128 223H127V222ZM174 221V222H173ZM183 221V222H182ZM212 221V222H211ZM226 221V223H222V222H225ZM260 223H259V222ZM13 222V223H12ZM16 222H17V224H16ZM21 222V223H20ZM39 222H43L42 224H41V226L42 227H40V223ZM66 222H67V224H66ZM69 222V223H68ZM185 222V223H184ZM187 222V223H186ZM201 222V223H200ZM257 222V223H256ZM36 223V224H35ZM37 223L39 224V226L37 225ZM56 223H58V226H57V224ZM114 224L115 225V227H114V225H113V227L111 226V224ZM166 223H168L170 226L168 227V224L166 225ZM198 223V224H197ZM209 223V224H210ZM220 223H222V225L220 224ZM263 223V224H262ZM55 224V225H54ZM68 224H71L72 226H73V228L74 229H72L71 228V225H70V227L68 228ZM81 224V223H80ZM90 224V225H89ZM172 224V225H171ZM219 224V225H218ZM233 224V225H232ZM254 224H258L257 225V227H256V225H254ZM261 224V225H260ZM36 225L38 226V230H39V227H40V229L41 228H43V230L41 229V233L43 232L44 234H41V233H38V232H40V231H38L37 229H34V232H33V230H31L32 228H36ZM79 225V224H78ZM86 227H84V226ZM90 226V228L88 229V231H87V227H89ZM93 227H92V226ZM109 225V226H108ZM116 225H117V227H116ZM122 225V226H121ZM164 225L165 226H167L166 228L164 227ZM173 225H175V226H173ZM202 225V226H201ZM234 225H236V227L234 226ZM241 225V226H240ZM246 225V226H245ZM251 225H252V227H251ZM12 226V227H11ZM33 226V227H32ZM55 226H57V227H55ZM62 226H64V228L62 227ZM85 228H83V227ZM119 226V227H118ZM188 226H191L190 228H187ZM204 226V227H203ZM210 226V227H211ZM218 226V227H217ZM220 226V227H219ZM229 226V227H228ZM243 226H245V227H243ZM254 226V227H253ZM32 227V228H31ZM45 227V228H44ZM53 227V228H52ZM60 227V228H59ZM80 227V228H79ZM92 227V228H91ZM109 227H112L110 230H109ZM163 227V228H162ZM171 227V228H170ZM202 227L205 229H202ZM228 227V228H227ZM233 227H234V229H233ZM246 227H250V228H253V229H250L249 230V228L247 229ZM15 229V228H17L16 230H13V229ZM21 228V229H20ZM55 228L59 231V229H61L62 230V233H61V230H60V232H58L57 230V235H55L56 233H55ZM71 228V229H70ZM83 228V229H82ZM97 229L98 231L99 230H101V232H103L104 234H101L100 232V234L98 233V231L95 229V231L93 230V232H91L92 230L91 229ZM102 228V229H101ZM159 228V229H158ZM202 230H201V229ZM213 228H215V229H213ZM231 230H230V229ZM235 228H236V230H235ZM242 229V231H241V229ZM243 228H245V231L247 230V232H244V229ZM48 229V230H47ZM64 229V230H63ZM71 230L70 232H71V234H69L70 236H74L73 238L71 237H69V238H67L69 235H68V233H70L69 231L67 232V231H65V230ZM81 229H82V231H81ZM108 229V230H107ZM165 229V230H164ZM168 229V230H167ZM190 229V230H189ZM192 229L194 230V232H192ZM201 230V232H200V230ZM224 229H226L225 231H224ZM238 229L240 230V232H238ZM36 230V231H35ZM78 230V231H77ZM83 230H85V231H83ZM159 230H161L160 232H159ZM167 230V231H166ZM174 230H176V231H174ZM207 230V231H206ZM230 230V231H229ZM234 230V231H233ZM74 231H76V232H74ZM82 233H81V232ZM165 232V236H164V232ZM169 231V232H168ZM171 231V232H170ZM173 231H174V233H173ZM195 231H196V233H198V234H196L195 233ZM219 231V232H218ZM228 231V232H227ZM233 231V232H232ZM250 231V232H249ZM3 232V233H2ZM5 232V233H4ZM30 232H31V234H30ZM33 232V233H32ZM36 232H37V234H36ZM63 232H64V234H63ZM74 232V233H73ZM96 232V233H95ZM153 232H154V235H156V236H160V234H161V236H160V238L159 237H157L156 238V236H154L153 235V237L150 235V234H153ZM156 232H159V233H156ZM162 232V233H161ZM166 232L167 233H169V234H166ZM242 232V233H241ZM23 233V234H22ZM35 233V235L33 236V234ZM53 233H55L54 235H53ZM79 233V234H78ZM89 233H91V234H89V235H91V236H93L92 238H91V236H88V234ZM92 233H94L93 235H92ZM150 233V234H149ZM156 233V234H155ZM172 233V234H171ZM196 235H195V234ZM216 233V234H215ZM234 233V234H233ZM247 233V234H246ZM19 234V235H18ZM38 234H40V235H42L43 237H41L40 235H38ZM47 234H49V236H47ZM59 234V235H58ZM60 234L62 235V236H60ZM66 234H67V236H66ZM149 236H148V235ZM159 234V235H158ZM175 234V235H174ZM212 234H214V236L212 235ZM230 234V235H229ZM21 235H23L22 237H21ZM30 235V236H29ZM63 235L64 236H66V237H63ZM97 236V238H98V240H97V238H96V236ZM101 236V238L104 240V242H103V240L102 239H100V236ZM104 235V236H103ZM146 235L147 236V241H149V243H152V244H150L149 245V243L146 241V236L144 237V236ZM169 236V235H171V236H177V237H175L176 239L174 240V238L172 239V238H170V237H168L167 238V236ZM232 235V236H231ZM18 236V237H17ZM58 237V239L60 238V240H61V238H64V239H62V245L64 244V246H62L61 245V247L60 248H58V246H56V245H59L60 246V240H57V242H55L53 239H51L50 240V237H53V238H55V237ZM99 236V237H98ZM103 236V237H102ZM141 236H143V237H141ZM164 236V237H163ZM178 236H180L179 238L180 239H178ZM205 236V237H204ZM219 236V237H218ZM223 236V238H221ZM242 236V237H241ZM262 236V237H261ZM5 237V238H6ZM13 237V238H12ZM48 237H49V239H48ZM57 237H56V239H57ZM106 237V238H105ZM198 237V238H197ZM201 237V238H200ZM248 237V238H247ZM253 237V238H252ZM16 238V239H15ZM24 239L25 240V244L27 245H25L24 244V241H22V243L21 242H18V241H20L21 239ZM42 238V239H41ZM67 238V239H66ZM90 240H89V239ZM145 239L144 241H143V239ZM149 238V239H148ZM151 238V239H150ZM162 238V239H161ZM169 239V240H164L163 241V239ZM181 238L183 239V242H182V240H181ZM236 238V239H235ZM13 239H15V242H14V240ZM48 239V240H47ZM69 239V240H68ZM74 239L75 240H77V239H79V240H86L85 242H84V245L82 244V241H79L78 240V242L77 241H75L74 242ZM87 239H88V241H87ZM107 239V240H106ZM136 239V240H135ZM138 239H139V241H138ZM141 239V240H140ZM154 239H156V240H154ZM159 239V240H158ZM173 241H172V240ZM200 239V240H199ZM213 239V240H212ZM249 239H250V241H249ZM253 239V240H252ZM256 239V240H255ZM3 240V241H2ZM11 240V241H10ZM64 240H68L69 241V243L71 244V243H73L74 242V244H71V245H68L69 243H68V241H66L68 244H66L65 243V241ZM71 240V241H70ZM96 240V241H95ZM177 240H179L178 242H177ZM181 240V241H180ZM202 240V241H201ZM227 240V241H226ZM12 241H13V243H12ZM50 241V242H49ZM51 241H52V243H51ZM139 243H138V242ZM146 241V242H145ZM153 241H155V242H153ZM157 241V242H156ZM159 241H161V245L162 244H164V243H166V242H168V244H164V245H162L161 247H160V244H159ZM166 241V242H165ZM176 241V243L177 244H175L174 242ZM225 241V242H224ZM234 241V242H233ZM17 242V243H16ZM55 242V243H54ZM81 243V245H82V247H81V245L80 244H78V243ZM131 242V243H130ZM132 242H133V244H134V246H133V244H132ZM134 242H137V243H134ZM181 242V243H180ZM187 242H189V243H187ZM248 242V243H247ZM87 243V244H86ZM128 243H130V244H132V248H131V246L130 245H128ZM141 243H143V244H147L146 246L145 245H142ZM156 243V244H155ZM172 243V244H171ZM175 245H174V244ZM178 243H180V244H178ZM20 244V245H19ZM23 244V245H22ZM29 244H33L32 245V247H30L31 245H29ZM56 244V245H55ZM127 244V245H126ZM137 246H136V245ZM140 244V245H139ZM153 244H155V245H153ZM159 244V245H158ZM225 244V245H224ZM240 244V245H239ZM243 244V245H242ZM5 245V246H4ZM74 245H78V246H76V248H75V246ZM159 247V248H162V250H160V249H157V246ZM174 245V246H173ZM177 245V246H176ZM216 245V246H215ZM19 246H21V248H19ZM30 247V249H31V251L28 253H25V251H27V247ZM57 247L56 249L54 248L53 250L51 249V248H53V247ZM126 246V248H124ZM128 246H130V247H128ZM136 246V247H135ZM141 246H143V249L141 250V252H140V250L139 249H141ZM150 246V247H149ZM152 246V247H151ZM178 246H181V247H179V248H181V250H179V248H177ZM232 246V247H231ZM260 246H262L263 248H262V251H260V252H257L256 254H255V256L253 257V255L254 254H249V256H248V253L249 252H245V251H248L249 249H251L252 247L254 248H258V247H260ZM25 247H26V250L25 251H23L24 249H25ZM28 247V248H29ZM41 247V248H40ZM77 247H79V248H77ZM122 247V248H121ZM128 247V248H127ZM149 247V248H148ZM175 247V248H174ZM184 247V249H182ZM242 247H243V249H242ZM22 248H24L23 250H22ZM37 249V251H36V249ZM70 248V249H69ZM124 248V249H123ZM129 248H131V249H129ZM133 248H134V250H133ZM137 248V249H136ZM139 248V249H138ZM145 248V249H144ZM147 248L149 249V251L147 250ZM29 249V250H30ZM42 249V250H41ZM76 249H78V250H76ZM123 249V250H122ZM126 249V250H125ZM127 249H129V250H127ZM231 249V250H230ZM16 250V251H15ZM19 250V251H18ZM32 250H33V252L35 251V252H37L36 254H34V253H32ZM45 250V251H44ZM47 250H48V252H47ZM121 252H120V251ZM131 250V251H130ZM133 250V251H132ZM139 251L140 252V254H139V252L137 253L136 251ZM21 251L23 252V253H25V256L26 257H28V258H26V259H24L25 257L23 256V253H21ZM41 251H43L42 252V254H39V253H41ZM74 253H73V252ZM123 251H124V253H123ZM126 251L128 252L127 253V257H128V259L129 260H127L126 258H124V259H122L123 257H124V254H126ZM161 251L163 252V253H161ZM183 251V252H182ZM4 252H6V253H4ZM52 252V253H51ZM69 252V253H68ZM117 252H119V253H121L123 256H120V254H119V257H118V254H117ZM132 252H134L133 253V255L131 254ZM172 254H171V253ZM12 253V254H11ZM30 253H32V254H30ZM66 253V254H65ZM130 253V254H129ZM137 253V254H136ZM143 255H142V254ZM168 253V254H167ZM170 253V254H169ZM232 253V254H231ZM234 253V254H233ZM262 253V254H261ZM8 254L10 255L9 257H8ZM38 254H39V258L40 259H38ZM115 254H116V256H115ZM135 254V255H134ZM157 254V257L155 256ZM173 254H174V257H173ZM230 254V255H229ZM257 254H261V255H257ZM14 255V256H13ZM35 255H36V260L34 259L35 258ZM132 255V256H131ZM166 255L167 256H169V257H171V258H166ZM250 255L253 257V258H250ZM257 255V256H256ZM21 256V257H20ZM24 258H23V257ZM130 256H131V258H130ZM259 256H263V257H259ZM41 257H43V258H41ZM142 257V258H141ZM152 258V260L153 261H151L149 258ZM161 258V259H159V258ZM165 257V258H164ZM227 257V258H226ZM229 257V258H228ZM259 257V258H258ZM8 260H7V259ZM20 258V259H19ZM133 258V259H132ZM137 258V260H135V259ZM146 258H148L149 259V263L147 262L148 260H146ZM173 258V259H172ZM236 258V259H235ZM239 258V259H238ZM245 258H249L248 260L247 259H245ZM262 258V259H261ZM5 259V263H4V260ZM24 259V260H23ZM115 259V260H114ZM127 261H126V260ZM131 259H132V261H134V262H132L131 263ZM7 260V261H6ZM12 260V261H11ZM15 260H16V262H15ZM18 260V261H17ZM108 260V261H107ZM120 260V261H119ZM223 260V261H222ZM235 260V261H234ZM3 261V262H2ZM11 261V262H10ZM34 261V262H33ZM105 261V262H104ZM126 261V262H125ZM150 261H151V263H150ZM234 261V262H233ZM23 262V263H22ZM29 262V263H28ZM104 262V263H103ZM222 262V263H221ZM240 262V263H239ZM123 263V264H124ZM129 263V262H128Z\"/></svg>", "mask_w": 264, "mask_h": 264}, {"label": "bare ground", "instance_id": "obj_2", "mask_svg": "<svg viewBox=\"0 0 264 264\" xmlns=\"http://www.w3.org/2000/svg\"><path fill=\"white\" fill-rule=\"evenodd\" d=\"M8 1H10V0H8ZM21 1H22V0H21ZM81 1H82V0H81ZM85 1H87V0H85ZM91 1H92V0H91ZM133 1H134V0H133ZM164 1H165V4H166V1H167V3H170V1H168V0H163L162 2L164 3ZM176 1H177V0H176ZM181 1H182V0H181ZM184 1H185V0H184ZM186 1H187V0H186ZM186 1H185V4H189L188 7H191V6H192V8H191V9H187L188 11L186 10V12H189V10H190V12H193L192 9L194 10V8H195L194 6L196 5V3H197L198 8H199V5L201 4V3H199L198 0H195V4H194V1L192 0V3H193L194 6H193L192 4H191V6H190V3H191V2L187 3L188 1H187V2H186ZM189 1H190V0H189ZM196 1H197V2H196ZM208 1H209V0H208ZM211 1H212V0H211ZM213 1H214V2H213ZM213 1H212V4L215 3V0H213ZM217 1L220 2V5L224 4V1H223V0H222V1H223L222 4H221V0H220V1L217 0ZM226 1H227V0H226ZM231 1H232V0H231ZM231 1L229 0L228 2H229L230 4H232V2H235L234 0H233L232 2H231ZM244 1L246 2V3L244 2V4H247V1L249 2L250 0H247V1L244 0ZM254 1H257V3L254 4V7H255L256 4H258V0H254ZM24 2H27V1L24 0ZM60 2H61V1H60ZM62 2H65V1H62ZM67 2H69V1H67ZM75 2H76V1H75ZM75 2H74V3H75ZM97 2H98V1H97ZM97 2H96V3H97ZM125 2H126V1H125ZM125 2H123V3H125ZM129 2H131V1H129ZM145 2H146V1H145ZM148 2H149V0H148ZM150 2H152V0H150ZM154 2H155V0L153 1V3H154ZM160 2H161V0H160ZM178 2H179V0H178ZM178 2H176L175 4L177 5ZM200 2H205L204 4H207V3L209 4V2H207L206 0H204V1L201 0ZM228 2H227V3H228ZM237 2H238V1H237ZM237 2H236V3H237ZM259 2H262L263 4H260V3H259L260 6L257 5V6H259V8H257V9H259V10L257 11V10L254 9V10H255V11L253 12L254 14H255L256 11L259 12V14H260L261 12L263 13V11H264V8H261V6L264 5V1H263V0L260 1V0H259ZM1 3H2V1H1ZM5 3L8 4L9 2L7 3V1L5 0ZM21 3H23V2H21ZM56 3H57V2H56ZM69 3H70V2H69ZM69 3H68V4H69ZM71 3H72V2H71ZM71 3H70V4H71ZM74 3H73V5H74ZM79 3H80V2H79ZM86 3H87V2H86ZM158 3H159V2H158ZM158 3H157V5H159L161 8H162L163 5L165 6V4L160 5L161 3H160V4H158ZM179 3H180V2H179ZM179 3H178V7H179ZM182 3L184 4V2H182ZM182 3H181V4H182ZM216 3H217V2H216ZM216 3H215V4H216ZM227 3H226V4H227ZM3 4H4V3H2V6L5 5V4H4V5H3ZM14 4H15V3H14ZM89 4H90V3H89ZM155 4H156V3H155ZM181 4H180V5H181ZM183 4H182V5H183ZM198 4H199V5H198ZM210 4H211V2H210ZM210 4H209V5H210ZM218 4H219V3H218ZM226 4H225V6H227ZM39 5H40V4H39ZM73 5H72V6H73ZM75 5L77 6V3H76ZM75 5H74V6H75ZM79 5L81 6V4H79ZM84 5L86 6L85 3H84ZM98 5H99V4H98ZM106 5H107V4H106ZM126 5H127V4H126ZM126 5H125V6H126ZM128 5H129V4H128ZM136 5H137V4H136ZM138 5H140V4H138ZM153 5H154V4H153ZM157 5H156V6H157ZM170 5H171V4H170ZM182 5H181V6H182ZM209 5H208V6H209ZM228 5H229V4H228ZM234 5H235L234 9H235V8L237 9L238 5L236 6V4L233 3L232 6H234ZM2 6H1V7H2ZM10 6H12V5H10ZM16 6H17V5H15V7H16ZM70 6H71V5H70ZM76 6H75V7H72L73 10H71V9L68 8V7H67V9H70L69 12H73V11L76 9ZM80 6H79V7H80ZM85 6H84V7H85ZM92 6H93V5H92ZM167 6H168V5H167ZM167 6H165V7H167ZM181 6H180L181 9L178 8V10H179V12L177 11L178 14H179L180 12H181V13L184 12L185 9L188 8V7H186L187 5H186L185 7H181ZM197 6H196V9H198ZM206 6H207V5H206ZM210 6H211V8H209V7H208V8L211 9V10H209V11L212 12V11H213V10H212V7L214 6V4H213V6H212V5H210ZM215 6H217V5H215ZM215 6H214L213 8H215ZM225 6H224L223 8H225ZM229 6H230L229 8L227 7L228 9H227V8H225V9H226V10H229V11H232V10H231V9H233L232 6H231V5H229ZM37 7H38V6H37ZM56 7H57V6H56ZM84 7H83V8H84ZM93 7H94V6H93ZM108 7H109V6H108ZM132 7H133V6H132ZM140 7H141V5H140ZM142 7H143V6H142ZM147 7L150 8L148 4H147ZM160 7H159V8H160ZM165 7H164V8H165ZM202 7H203V3H202V6H200L201 10H197V11H201V12H203V8H202ZM217 7H218V6H217ZM219 7L221 8V6H219ZM89 8H90V7H89ZM155 8H156V7H155ZM155 8H154V9H155ZM157 8H158V7H157ZM169 8H171V6L168 7V10H169ZM183 8H184V11L182 10ZM220 8H218V10H219ZM223 8L220 9V10H223ZM230 8H231V9H230ZM5 9H6V8H5ZM8 9H9V8H8ZM16 9H17V7H16ZM16 9H15V12H16ZM67 9H65L66 11H65V10H64V11L67 12ZM77 9H78V8H77ZM77 9H76V10H77ZM84 9H85V8H84ZM84 9H83V10H84ZM86 9H87V8H86ZM94 9H95V8H94ZM94 9H93V10H94ZM118 9H119V8H118ZM162 9H163V8H162ZM215 9H216V8H215ZM215 9H214V10H215ZM234 9H233V11H234ZM241 9H242V8H241ZM241 9H240V10H241ZM260 9H262L263 11H261ZM46 10H47V9H46ZM97 10H98V9H97ZM120 10H121V9H120ZM126 10H127V9H126ZM138 10H139V9H138ZM145 10H146V9H145ZM145 10L143 9V11H145ZM155 10L158 11V9H155ZM160 10H161V9H160ZM160 10H159V11H160ZM166 10H167V9H166ZM170 10L172 11V9H170ZM170 10H169V11H170ZM243 10H245V9H243ZM243 10L239 11V8L237 9V11H239V12H241V13H243ZM2 11H3V10H2ZM11 11H12V10H11ZM13 11H14V10H13ZM86 11H87V10H86ZM91 11H92V10H91ZM91 11H90V12H91ZM101 11H102V10H101ZM101 11H100V12H101ZM135 11H136V10H135ZM135 11H134V12H135ZM147 11H148V10H147ZM159 11H158V12H159ZM162 11H163V10H162ZM174 11H176V10H174ZM197 11H196L195 13H191V14L189 13V14H190V15L194 14V16H195V15L198 13ZM223 11H224V10H223ZM233 11H232V12H233ZM54 12H55V11H54ZM69 12H68V13H65V14L67 15V14H69ZM74 12H75V11H74ZM127 12H128V11H127ZM132 12H133V11L131 10L129 14L134 15V14H132ZM138 12H139V11H138ZM148 12H149V11H148ZM164 12H166L165 9H164ZM172 12H173V11H172ZM186 12L183 13V17H184V15L186 14ZM201 12H200V13H201ZM225 12H226V11H225ZM232 12H230V13H232ZM125 13H126V12H125ZM139 13H140V12H139ZM142 13L144 14V13H146V12H142ZM151 13H152V10H150V14L148 13V14H149L148 16L146 15V18L150 17V15L153 17V15H152ZM154 13H155V12H153V14H154ZM159 13H160V12H159ZM181 13H180V14H181ZM200 13H199V15H200ZM212 13H213V12H212ZM212 13H210V14H212ZM219 13H221V12H219ZM230 13H227V14H230ZM237 13H238V12L232 13V15L230 14L228 17L230 18V16H233V14H235L234 17L236 18V17H238V14H237ZM245 13H246V11H245L243 14L246 15ZM262 13H261L260 15L258 14V16H262ZM12 14H13V13H12ZM50 14H52V13L50 12ZM84 14L86 15V13H84ZM84 14H83V15H84ZM93 14H94V13H93ZM143 14H141V15H143ZM156 14H157V13H156ZM156 14H155V15H156ZM167 14H168V13H167ZM173 14H174V12H173ZM189 14H187V16H186V15H185V16L188 17V18L191 17V16H189ZM210 14H209V16H211ZM213 14H214V13H213ZM221 14H223V13H221ZM225 14H226V13H224V15H225ZM243 14H240V13H239V15H243ZM251 14H252V13H251ZM53 15H54V13H53ZM72 15H73V14H72ZM99 15H100V14H99ZM126 15H127V17H128V14H126ZM131 15H129V17H130ZM155 15H154V16H155ZM159 15H160V14H159ZM159 15H158V18H160ZM163 15H165V13L161 14V16H163ZM170 15H172V13H171ZM174 15H175V14H174ZM181 15H182V14H181ZM197 15H198V14H197ZM199 15H198V16H199ZM10 16H12V15L10 14ZM10 16H9V17H10ZM37 16H38V15H37ZM37 16H36V17H37ZM47 16H49V15H47ZM51 16H52V15H51ZM51 16H50V18H51ZM54 16H55V15H54ZM54 16H53V17H54ZM76 16H77V15H76ZM96 16H97V15H96ZM137 16H138V14H137ZM177 16L179 17L180 15H175L176 18H177ZM198 16H196V17H198ZM200 16H201V15H200ZM202 16H203V14H202ZM219 16H220V14H219ZM221 16H222V15H221ZM221 16H220V17H221ZM251 16H252V15H251ZM251 16L249 15V17H251ZM256 16H257V14H256ZM256 16H252V18H254V17H255V18H258V16H257V17H256ZM263 16H264V14H263ZM55 17H56V16H55ZM98 17H99V16H98ZM100 17H101V15H100ZM100 17H99V18H100ZM127 17H126V18H127ZM131 17H132V16H131ZM135 17H136V16H135ZM135 17H134V18H135ZM155 17L157 18V16H155ZM155 17L153 18L154 20H155ZM164 17H165V16H164ZM180 17H181V16H180ZM180 17H179V18H180ZM192 17H193V16H192ZM192 17H191L190 19H191V20L193 19V22H194V20L197 19V18H194V17L192 18ZM223 17H224V19H225L226 15L223 16ZM223 17H221L222 20H221V19H220V20H221L222 22H224V21L226 22V20L223 21ZM239 17H240V16H239ZM242 17L244 18V16H242ZM249 17L246 15L245 18H244V19H246V20H244L243 18L240 17V18H241V21H240V18L238 19V21H236L235 18H234V21H235L234 23L236 24V22H242V23L244 24V26L247 28V25L250 23V21H249V23H246V22H248V21H247V18H249ZM44 18H45V17H44ZM50 18H49V19H50ZM67 18H68V17H67ZM80 18H81V20H82V17H80ZM90 18H92V17L90 16ZM95 18H96V17L94 16V19H95ZM99 18H97V19H99ZM102 18H103V16H102ZM102 18H101V19H102ZM132 18H133V17H132ZM137 18H138V17H137ZM141 18H142V17H141ZM141 18H140V19H141ZM144 18H145V17H144ZM144 18H143V19H144ZM162 18H163V17H162ZM199 18H200V17H198V19H199ZM202 18H203V17H202ZM202 18H201V19H202ZM229 18H228V19H229ZM231 18H232V17H231ZM255 18H254L253 20L257 21ZM261 18H262V17H261ZM263 18H264V17H263ZM49 19L47 18L46 20H49ZM61 19H62V18H61ZM71 19H72V18H71ZM71 19H70V20H71ZM74 19H76V17L73 18V20H74ZM135 19H136V18H135ZM143 19H142V20H143ZM151 19H152V18H151ZM151 19H150V20H151ZM180 19H181V22H182L183 24L176 23V24H175L176 26H175V25L173 26L174 29L177 27V25H179V28H180V29H181V27L187 29V27L189 26L190 23L188 24V21H187V22H186V21L183 22V21H182V20H183L182 17H181ZM180 19H176V21H177V20L180 21ZM186 19H187V18H186ZM186 19L184 18V20H186ZM198 19H197V21L195 20L197 24L199 23V22H198ZM201 19H200V20H201ZM226 19H227V18H226ZM228 19H227V20H228ZM259 19H260V17L258 18V21H257L258 24H259ZM7 20H8V19H7ZM37 20H39V19H37ZM40 20H41V18H40ZM40 20H39V21H40ZM44 20H45V19H43V21H44ZM58 20H60V19H58ZM84 20H85V19H84ZM92 20H93V19H92ZM92 20H90V21H92ZM130 20H131V19H130ZM144 20H146V19H144ZM144 20H143V21H144ZM147 20H148V19H147ZM150 20H149V21H150ZM162 20H163V19H162ZM188 20H189V19H188ZM200 20H199V21H200ZM211 20H212V18H211ZM214 20H215V19H214ZM231 20H233V19H231ZM248 20H249V19H248ZM250 20H251V18H250ZM253 20H252V21H253ZM54 21H55V20H54ZM67 21H69V20H67ZM74 21H75V20H74ZM76 21H77V20H76ZM76 21H75V23H74L75 26L77 25V24H76ZM85 21H86V20H85ZM125 21H126V20H125ZM135 21H136V20H135ZM135 21H134V23H135ZM164 21H165V20H164ZM208 21L210 22L209 19H208ZM221 21H220V22H221ZM243 21H244V22L246 21L245 23H246L247 25H246ZM252 21H251V23H252V27H253L255 24L257 25V23H256L255 21H253V22H255L254 25H253V22H252ZM65 22H66V21H65ZM83 22H84V21H83ZM83 22H82V23H83ZM99 22H100V21H99ZM185 22H186V23H185ZM189 22H191V21H189ZM193 22H191V23H193ZM201 22H203V21L201 20ZM217 22H218V21H217ZM225 22H224V24H225ZM36 23H37V22H36ZM63 23H64V22H63ZM72 23H73V21H72ZM72 23H71V24H72ZM84 23H85V22H84ZM88 23H89V22H87V24H88ZM94 23H95V21L93 22V24H94ZM129 23H130V22H129ZM132 23H133V22H132ZM141 23H142V22H141ZM159 23H160V22H158V24H157V23H154L153 25H154V26H156V25H160V26H161V24L164 23V22L162 21V23H160V24H159ZM168 23H169V21H168ZM168 23L165 22L164 27H167L166 25H168ZM174 23H175V22H174ZM184 23H185V24H184ZM211 23H212V22H211ZM242 23H237V24H239L240 27L243 29L244 27L241 26ZM5 24H7V23L4 22V25H5ZM29 24H30V23H29ZM53 24H54V22L52 23V25H53ZM71 24H70V25H71ZM79 24H80V23H79ZM85 24H86V23H85ZM101 24H102V22H101ZM126 24H127V23H126ZM130 24H131V23H130ZM130 24H129V25H130ZM136 24H137V22H136ZM142 24H143V23H142ZM155 24H156V25H155ZM186 24H188L187 27L182 26V25H186ZM208 24H209V23H208ZM212 24H213V23H212ZM214 24H215V21H214ZM222 24H223V23H221L219 26L224 27L225 25L223 26ZM229 24H230V22H229ZM232 24H233V23H232ZM235 24H233V26H232V25H228V26L230 27V29H228V32H229V30H230V32H229L230 34L232 33V31H231L232 27H233V28L236 27ZM237 24H236V25H237ZM262 24H263V26H264V21H263V23H262L261 20H260V25H262ZM23 25H24V24H23ZM39 25H41V24L39 23ZM43 25H44V24H43ZM74 25H73V26H74ZM82 25H83V24H82ZM90 25H91V24H90ZM90 25H89V26H90ZM97 25H98V24H97ZM97 25H96V26H97ZM124 25H125V23H124ZM127 25H128V24H127ZM148 25H149V24H147V28H146L145 25H144L145 27L142 26L141 28L144 27V29L149 30V28L151 27V28H150V31H152L151 29L154 28V27H152L153 25L150 24L151 26H149V27H148ZM169 25H170V24H169ZM171 25H172V24H171ZM171 25H170V26H171ZM180 25H181V27H180ZM199 25H200V23H199ZM210 25H211V24H210ZM24 26H25V25H24ZM37 26H38V24H37ZM55 26H56V25H55ZM55 26H54V27H55ZM61 26H62V25H61ZM73 26H72V27H73ZM89 26H87L88 29H90ZM125 26H126V25H125ZM125 26H124V27H125ZM170 26H169V27H170ZM191 26H192V24H191ZM193 26H195V23L193 24ZM193 26L190 27L189 30H191V28H192V29L195 31V30L197 29V27H198V29H200L199 26L195 27L196 29L193 28ZM201 26H203V24H201ZM231 26H232V27H231ZM250 26H251V24L249 25V27H250ZM21 27H22V26H21ZM78 27L80 28V25H79ZM82 27H83L82 29H84V25H83ZM87 27H86V28H87ZM132 27H133V26H132ZM162 27H163V26H162ZM162 27H161V28H162ZM169 27H167V30H168ZM226 27H227V24H226ZM226 27H224V29L227 30ZM256 27H257L256 29H255L254 27L252 28V29H253V30H252V33H253V31H254V33H256V32L258 33V32H259L257 29H258L260 26H256ZM28 28H29V27H28ZM41 28H42V27H41ZM44 28H45V27H44ZM62 28H63V27H62ZM69 28H71V27H69ZM74 28H75V27H74ZM74 28H73V29H74ZM79 28H78V31H79V30L81 31V29H79ZM128 28H129V27H128ZM130 28H131V27H130ZM155 28H156V27H155ZM155 28H154V30H155ZM177 28H178V27H177ZM188 28H189V27H188ZM219 28H220V27H219ZM219 28H218V27H217V29L215 28V31L217 30V31L219 32V30H221V31H222V34H224V33L227 32V31H225V30H223V29H219ZM236 28H239V27H236ZM241 28H239V29L241 30ZM246 28H245V29H246ZM260 28H261V31L264 30V27H263V30H262V27H260ZM260 28H259V30H260ZM8 29H9V28H8ZM8 29H6V30H8ZM49 29H50V28H49ZM53 29H55V28H53ZM53 29H52V30H53ZM57 29H59V28H57ZM66 29H67V28H66ZM101 29H102V28H101ZM125 29H126V28H125ZM136 29H137V28H136ZM157 29H158V26H157L156 30H157ZM185 29L182 31V33H181V32H180V33L183 34V32L185 31ZM218 29H219V30H218ZM245 29H244V30H245ZM33 30H34V29H33ZM46 30H47V28H46ZM85 30H87V29H85ZM92 30H93V29H92ZM98 30H99V29H98ZM139 30H140V29H139ZM139 30H138V31H139ZM154 30H153V31H154ZM159 30H160V28H159ZM161 30H164V28H162ZM161 30L159 31V33L161 32ZM167 30H165L164 32L162 31L164 34L161 33V35H162V34L165 35V33H168V32H166ZM169 30H171V27L169 28ZM169 30H168V31H169ZM177 30H178V29H177ZM177 30H176V31H177ZM187 30H188V29H187ZM187 30H186V33H187ZM244 30L241 31V32H243V33L240 32V35L238 34V33H239V32H238V33H237V36H241V34H243V35H244V34H245V35L250 34V33H247L248 31H246V33H244V32H245ZM250 30H251V29H250ZM250 30H249V31H250ZM255 30H256V31H255ZM4 31H5V30H4ZM10 31H12V30H10ZM29 31H31V30H29ZM56 31H57V30H56ZM60 31H61V30H60ZM60 31L58 30V33H59ZM62 31H63V29H62ZM62 31H61V33H62ZM66 31H68V29H67ZM72 31H73V30H72ZM72 31H71V32H72ZM90 31H91V29H90ZM102 31H104V30H102ZM108 31H109V29H108ZM119 31H120V30H119ZM119 31H118V32H119ZM136 31H137V30H136ZM140 31H141V30H140ZM140 31H139V33H140ZM153 31H152V32H153ZM172 31H173V30H172ZM176 31H175V34L178 33V32H176ZM178 31H179V30H178ZM194 31H193V32H194ZM196 31H198V30H196ZM213 31H214V29H213ZM217 31H216V32H217ZM224 31H225V32H224ZM7 32H8V31H7ZM23 32H24V31H23ZM47 32H48V31H47ZM64 32H65V31H64ZM93 32H94V31H93ZM96 32H97V31H96ZM114 32H115V31H114ZM130 32L132 33L131 35L133 36V34H134L135 31H133V32L130 31ZM147 32H148V31H147ZM147 32H146V33H147ZM152 32H151V35H152L153 37L151 36L150 39L154 38V36H156V35L158 34V33H156V35L154 34L156 31H154L153 34H152ZM193 32H191V33H193ZM207 32H208V31H207ZM218 32L215 34L216 36H217V35H221V34H219V33H221V32H219V33H218ZM228 32H227V34H228ZM236 32H237V29L234 30V33H233V34H235ZM250 32H251V31H250ZM263 32H264V31H263ZM263 32H259V33H258V34H259L258 37H257V34H256V36H255V41H256V40L258 41V42H255V44H256V48H258L257 45L260 44V45H259V48H261V50H262V47H263V45H264V44H261V43H264V42H263L264 39L262 40V39H260L259 37L262 36V33H263ZM8 33H9V32H8ZM37 33H38V32H37ZM44 33H45V35H47L46 32H44ZM48 33H49V32H48ZM58 33H57L56 35H58ZM68 33H69V32H68ZM77 33H78V32H77ZM81 33H82V32H81ZM97 33H98V32H97ZM119 33H120V32H119ZM139 33H137L139 37L135 38L137 34H136L135 36H133L135 39L130 35L132 40H128V41H133V44H134V42L136 43V42H137L136 40H138V42H139V44H140L141 39H142V38H140V36L143 37L142 34H144V33H142V31H141L142 34H139ZM169 33H170V31H169ZM172 33H174V32H172ZM180 33H179V34H180ZM191 33H190V31H189V34H190V35H189V34H188V35L185 34V35L188 37V36H191ZM194 33H196V32H194ZM198 33H199V32H198ZM214 33H215V32H213L212 35H213ZM260 33H261V36H260ZM59 34H60V33H59ZM66 34H67V33H64L63 35L66 36ZM78 34H79V33H78ZM110 34H111V33H110ZM126 34H127V32L125 33V36H127ZM128 34H130V33L128 32ZM147 34H148V33H147ZM207 34H208V33H207ZM233 34H231L230 36H232ZM7 35H8V34H6L5 36H7ZM34 35H35V34H34ZM45 35H44V34H41V37H40V38H42L43 36L45 37ZM52 35H53V33H52ZM54 35H55V34H54ZM60 35H61V34H60ZM71 35H72V34H71ZM81 35H82V34H81ZM85 35H86V34H85ZM91 35H92V34H91ZM95 35H96V34H95ZM120 35H121V34H120ZM122 35H123V34H122ZM158 35L161 36L160 34H158ZM158 35H157V36H158ZM168 35H169V34H168ZM183 35H184V34H183ZM192 35H193L192 38H194L195 35H197V36H195V37H198V34H195V35L192 34ZM215 35H213V37H214ZM224 35H225V34H224ZM228 35H229V34H228ZM2 36H3V35H2ZM96 36H98V35H96ZM108 36H109V35H108ZM110 36H111V35H110ZM110 36H109V37H110ZM146 36L148 37V36H150V35H145V37H146ZM166 36H167V34H166ZM166 36H163V37L165 38ZM169 36H171V35H169ZM177 36H178V35H177ZM221 36H222V35H221ZM234 36L236 37V35H234ZM249 36H252V35H251V34H250V35H247V39H248ZM253 36H254V35H253ZM31 37H32V36H31ZM35 37H36V36H35ZM38 37H39V36H38ZM57 37H58V36H56L55 39H56ZM61 37H62V36H61ZM67 37H68V35H67ZM67 37H66V38H67ZM80 37H81V36H80ZM94 37H95V36H94ZM99 37H100V36H99ZM184 37H185V36H183V39H184ZM187 37H185V40H186ZM223 37L225 38L224 41H226V40L228 39V38H227V35L222 36V38H223ZM256 37L260 39V42H259L258 39H256ZM263 37H264V35H263ZM263 37H261V38H263ZM4 38H5V37H4ZM36 38H37V37H36ZM40 38H39V40H40ZM46 38H47V37H46ZM59 38H60V37H59ZM66 38H65V39H66ZM76 38H77V36H76ZM82 38H83V37H82ZM114 38H115V36H114ZM114 38L112 37L111 39H114ZM148 38H149V37H148ZM169 38H170V37H168V40H169ZM189 38L191 39V37H188V39H189ZM208 38H209V37H208ZM214 38H215V37H214ZM214 38H213V39H214ZM218 38H220V36H219ZM218 38H217V39H218ZM224 38H223V39H224ZM250 38L252 39V37H250ZM250 38H249V39H250ZM90 39H91V38H90ZM94 39H95V38H94ZM96 39L99 40V38H96ZM122 39H123V38H122ZM128 39H129V36H128ZM139 39H140V41H139ZM150 39H147V40H148V43H147V44H149L150 41L152 42V40H150ZM154 39H155V38H154ZM179 39H180V38H179ZM188 39H187V40H188ZM190 39L188 40L189 42H185L183 45L181 44V46H183V47L185 46V44H187V47L184 48V49H182V50H185V51L188 50V52H189L188 45H190L189 43H191V42H190ZM194 39H195V38H194ZM196 39H197V38H196ZM200 39H201V36H199V39H198V40L200 41ZM236 39H237V38H236ZM243 39L246 40V38H243ZM37 40H38V39H37ZM42 40H44V38L41 39L40 42H42ZM63 40H64V39H63ZM76 40H77V39H76ZM92 40H93V39H92ZM98 40H97V41H98ZM107 40H108V37H107ZM109 40H110V39H109ZM116 40H117V39H115V42H116ZM126 40H127V38H126ZM126 40H125V41H126ZM134 40H135V41H134ZM142 40H143V39H142ZM155 40H156V39H155ZM155 40H154V41H155ZM163 40H164V39H163ZM180 40H182V39H180ZM180 40H179V42H181ZM214 40H215V39H214ZM229 40H230V39H229ZM229 40H227V42H224V45H223V41L219 42L220 40H219V41L217 40V41H216V42H217L216 44L218 45V44L221 43V44L224 46L225 49L227 48V44H228V45L230 44V46L233 45V47H235V46H236V47H240V46H237V45H238L237 43H239V42L235 43V42H236V41H235L234 43L237 44V45H235V44H232V43H228ZM0 41H1V40H0ZM6 41H7V40H6ZM45 41H46V40H45ZM52 41H54V40H52ZM61 41H62V40H61ZM61 41H60V43H61ZM85 41H86V40H85ZM85 41H84V42H85ZM88 41H89V40H88ZM90 41H91V40H90ZM99 41H100V40H99ZM102 41H103V40H102ZM125 41L123 42V44L125 43ZM128 41H127V42H128ZM166 41H167V40H165V42H166ZM191 41H192V39H191ZM195 41L197 42V40H195ZM195 41H194V40L192 41L193 45H194V43H196ZM252 41H253V40H252ZM261 41H262V42H261ZM3 42H4V41H3ZM31 42H32V41H31ZM40 42L37 41L36 43L39 44ZM49 42H50V41H49ZM95 42H96V41H94V42L92 41L91 43L94 44ZM104 42H105V41H104ZM109 42H110V41H109ZM113 42H114V41H113ZM115 42H114V46H115ZM159 42L162 43L163 41H162V42L159 41ZM212 42H213V40H212ZM229 42H231V41H229ZM241 42H242V41H241ZM250 42H251V40H250ZM65 43H66V42H65ZM86 43H87V41H86ZM91 43L89 42L88 44H91ZM100 43H101V41H100ZM100 43H99V44H100ZM106 43H107V41H106ZM128 43H129V42H128ZM128 43H127V44H128ZM130 43H132V42H130ZM154 43H156V45L158 44L157 42H154ZM168 43H169V41H168ZM182 43H183V41H182ZM192 43H191V44H192ZM200 43H201V42H200ZM206 43H207V42H206ZM225 43H227V44H225ZM244 43L248 44L247 42L244 41L243 44H242V46H243V45L248 46V45H246V44H244ZM32 44H33V43H32ZM45 44H46V43L44 42L43 46H44ZM47 44H48V42H47ZM51 44H52V43H51ZM61 44H62V43H61ZM97 44H98V43H97ZM99 44H98V47H99ZM108 44H109V43H108ZM117 44H118V42L116 43V45H117ZM127 44L125 43V45H127ZM164 44H165V43H163L162 45H164ZM176 44H177V43H176ZM214 44H215V41H214ZM255 44H253V45H255ZM18 45H19V44H18ZM36 45H37V44H36ZM36 45H35V46H36ZM49 45H50V44H49ZM58 45H59V44H58ZM91 45H92V44H91ZM94 45H95V44H94ZM94 45H93V46H94ZM100 45H101V44H100ZM102 45H103V43H102ZM102 45H101L100 47H102ZM125 45H123V47H124ZM137 45H138V44H137ZM162 45L159 44L158 47H160V46H162ZM166 45L168 46V45H170V44H166ZM197 45H199V43H198ZM202 45H203V42H202L201 45H199L200 47L198 46V47L200 48V50H201ZM204 45H205V44H204ZM217 45H216V46H217ZM222 45H220V46H221L220 48H217L218 46H217V47L215 46V47L217 48L216 51H217V53H218L219 55H222V54H220V53H222V52L225 51V50H223ZM234 45H235V46H234ZM240 45H241V44H240ZM250 45H252V44H250ZM250 45H249L248 47H250ZM261 45H262V47H261ZM20 46H21V45H20ZM23 46H25V45H23ZM27 46H28V45H27ZM38 46H39V45H38ZM41 46H42V45H41ZM43 46H42V48H43ZM45 46H47V45H45ZM45 46H44V47H45ZM54 46H56L55 43H54ZM61 46H62V45H61ZM61 46H60V47H61ZM108 46H110V45H108ZM127 46H128V45H127ZM127 46H125L124 48H126ZM131 46H132V44L130 45V48H133V47H131ZM139 46H140V45H139ZM141 46L144 47V45H142V43H141ZM148 46H149V45H148ZM167 46L164 45L162 48L160 47L162 50L159 49V48H158L157 50H158L160 53H162L163 50H164L163 48L165 47V48L167 49V48H168ZM178 46H179V45H177V47H178ZM230 46H229V47H230ZM49 47H50V46H49ZM60 47H59V48H60ZM62 47H63V46H62ZM64 47H65V46H64ZM74 47H75V46H74ZM103 47H104V45H103ZM103 47H102V48H103ZM110 47H112V46H110ZM128 47H129V46H128ZM137 47H138V46H137ZM142 47H139V48L142 49ZM151 47H152V48H153V47H156V48H157V46H155L154 44H152ZM151 47L149 46L148 48L150 49ZM183 47H182V48H183ZM190 47H192V49H194L195 53L200 51L199 49H197L198 51L196 50V48H198V47H195V46H194L195 48H194L193 46H190ZM231 47H232V46H231ZM236 47H235V48H236ZM253 47H254V46H253ZM42 48H41V49H42ZM59 48H57V49H59ZM68 48H69V47H68ZM70 48H71V47H70ZM95 48H96V47H95ZM144 48H145V47H144ZM174 48H175V47H174ZM174 48H173V50H172V48H171V50H172V51H174V50L177 51V54H178V51H181L180 46H179V49H178V50H176L177 48H175V49H174ZM203 48H205V46L202 47V50L204 51ZM244 48H245V47H244ZM246 48H247V47H246ZM251 48H252V46H251L250 48H247V49H251ZM256 48H255V49L253 48V49L256 50ZM259 48H258V49H259ZM36 49H37V48H36ZM44 49H45V48H44ZM71 49H72V48H71ZM128 49H129V48H128ZM134 49H135V48H134ZM140 49H139V50H140ZM145 49H146V48H145ZM166 49H165V51L169 53V51H170V47H169V51L166 50ZM192 49H191V51H190L191 53L194 52V51L192 52ZM206 49H207V48H205V51H204L205 54L208 53V52H206V51H207ZM219 49H220V51H222V52L219 53V52H218ZM221 49H222V50H221ZM239 49H240V48H239ZM6 50H7V49H6ZM42 50H43V49H42ZM47 50H48V49H47ZM88 50H89V49H88ZM100 50H102V49H100ZM104 50H105V47H104ZM104 50H102L103 53H104ZM106 50L109 51L108 48H107ZM111 50H112V48H111ZM135 50H136V49H135ZM137 50H138V48H137ZM146 50H147V49H146ZM146 50L143 49V51H145V52H146ZM202 50H201V51H202ZM231 50L234 51L233 49H231ZM242 50H244V49L242 48ZM261 50L259 49V50H256V51L259 53V51H261ZM37 51H38V50H37ZM44 51H45V50H44ZM66 51H67V49H66ZM68 51L71 52L72 50H68ZM92 51H93V50H92ZM95 51H98V49L96 48ZM129 51H130V50H129ZM143 51H142V54H143V56H145L147 53L144 54ZM158 51H155V52H158ZM165 51H164V52H165ZM175 51H174V52H175ZM229 51H230V50H227L226 52H228V54H229V53H230ZM235 51H238V48H236ZM47 52H48V51H47ZM106 52H107V51H106ZM111 52H112V51H111ZM111 52H110V54H111ZM132 52H133V51H132ZM135 52H136V51H135ZM148 52L150 53V50H149ZM155 52H154V53H155ZM182 52H183V53H182ZM182 52H181V54H182V59H181V57H180L181 55H179V57H180L181 60H184V59H185V61H184L185 63L182 62V61H181V62H182V64H186L187 66L189 65L188 62H189L190 64H192V62H191L190 59H193L194 57H197V55H198V53H197V54L194 53L196 56H195L194 54H193V55H194V56H193L192 54L189 53L191 57L193 56L192 58L189 59V58L185 55L184 51H182ZM188 52H186V54H187ZM226 52H225V53H226ZM29 53H30V52H29ZM32 53H33V52H32ZM34 53H35V52H34ZM37 53H38V52H37ZM45 53H46V52H45ZM52 53H53V51H52ZM52 53H51V54H52ZM68 53H69V52H68ZM95 53H96V52H95ZM160 53H159V54H160ZM200 53H203V52H200ZM209 53H210V52H209ZM217 53H216V56H218ZM233 53H234V52H233ZM233 53H232V52L230 53V56H231V55L235 56V57H233V58H236V57L239 56V58H240V57H242V58H245V57H246L245 59H247V56H246V55H247L248 53H247L246 55L243 53V54L245 55V57L241 56L242 53L240 54L239 51H238V53H239L240 55H238V54H236V53L233 54ZM47 54H48V53H46V55H47ZM51 54H50V56H51ZM64 54L66 55V53L63 51V55H64ZM99 54H100V53H99ZM105 54H106V53H105ZM107 54H108V53H107ZM107 54H106V55H107ZM112 54H113V53H112ZM116 54H117V53H116ZM128 54H129V53H128ZM135 54H136V53H135ZM138 54L140 55V51H138ZM169 54H170V53H169ZM169 54H167V55H169ZM171 54L173 55V52H172ZM175 54H176V53H175ZM189 54H188V55H189ZM228 54L226 53L227 56H228ZM235 54L238 55V56H236ZM38 55H40V53L37 54V58L39 57ZM67 55H68V54H67ZM67 55H66V56H67ZM69 55H72V53H71V54L69 53ZM100 55H101V54H100ZM118 55H119V54H117V55H115V56L117 57ZM148 55H149V54H148ZM160 55H161V54H160ZM183 55H185V57H187L190 61H189L188 59L186 60L185 57H184V59H183ZM199 55H200V54H199ZM199 55H198V58H196V59H199L200 61H203V60H204V59L201 60V57H202V56H203V58H206V57H204L205 55H201V57H200ZM207 55H208V54H207ZM224 55H225V54H224ZM31 56H33V55H31ZM44 56H45V55H44ZM50 56H48V57H50ZM55 56H56V55H55ZM74 56H75V55H74ZM98 56H99V55H98ZM98 56H97V57H98ZM107 56H108V55H107ZM110 56H111V55H110ZM146 56H147V55H146ZM146 56H145V57H146ZM190 56H189V57H190ZM222 56H223V55H222ZM28 57H30L29 54H28ZM33 57H34V56H33ZM35 57H36V55H35ZM60 57L62 58V55L59 56V59H60ZM64 57H65V56H64ZM67 57H70V56H67ZM93 57H94V56H93ZM100 57H101V56H100ZM104 57H106V56H104ZM118 57H119V56H118ZM138 57H139V56H138ZM140 57H141V58H140ZM140 57H139V58H140L141 60H139V61H142V60L145 58V57L142 58V55H140ZM148 57H149V56H148ZM158 57H159V56H158ZM158 57H157V58L154 57V58H155V61L158 60ZM165 57H166V54H165ZM165 57H164V59H165ZM171 57H172V56H171ZM171 57H170V58H171ZM176 57H177V59H178V56H176ZM199 57H200V58H199ZM208 57H210V55H209ZM220 57H221V56L217 57V59H215V60H219ZM223 57H224V56H223ZM223 57H221V58H223ZM248 57H249V55H248ZM255 57H258V56H255ZM6 58H7V57H6ZM31 58H32V57H31ZM43 58H45V57H43ZM43 58H42V55H41V59H40V60L42 61ZM57 58H58V57H57ZM72 58H73V56H72ZM107 58H108V57H107ZM120 58H121V57H120ZM139 58H138V59H139ZM152 58H153V56H152ZM152 58H149L148 61H149L150 59H151V61H152ZM154 58H153V60H154ZM225 58H227V57L225 56ZM3 59H4V58H3ZM27 59H29V58H27ZM54 59H55V57H54ZM63 59H64V58H63ZM63 59H62V60H63ZM65 59H66V58H65ZM69 59H70V58H69ZM76 59H77V58H76ZM90 59H91V58H90ZM96 59H97V58H96ZM96 59H94V60H96ZM112 59H115V58L112 57ZM123 59H124V56H123ZM123 59H121V60H123ZM125 59H127V58H125ZM146 59H147V57H146ZM146 59H145V60H146ZM159 59L161 60V58H159ZM164 59H163V60H164ZM167 59H169V57H168ZM194 59H195V58H194ZM196 59H195V60H196ZM210 59H211V58H210ZM245 59H244V60H245ZM249 59H252V56L249 57ZM249 59H247V60H249ZM256 59H257V58H256ZM4 60H5V59H4ZM4 60H3V61H4ZM38 60H39V59H38ZM50 60H51V58H50ZM50 60H49V61H50ZM94 60L91 61V62H95ZM103 60H104V59H102V60H100V61L103 62ZM108 60H109V59H108ZM108 60H107V61H108ZM118 60H119V59H118ZM118 60H117V61H118ZM145 60H144V62H145ZM170 60H171V59H170ZM170 60L168 61V65H169V62H171V61L173 62L174 59L171 60V61H170ZM195 60H192V61H193V66H194V62H195ZM199 60H196V61H199ZM206 60H208V59L206 58ZM206 60H205V61H206ZM222 60H226V59H222ZM222 60H220L219 63H221ZM228 60H229V59H228ZM232 60H234V59H231V62H230V63L232 64V63L236 62V63H234V64L236 65L237 63H240L239 61L241 60V58H240V60H237V58H236L235 61H232ZM252 60H253V59H252ZM252 60H250V61H252ZM263 60H264V59H262V58H261V60H259V57H258V61H257V62L259 63V61H260L261 65H262V61H263ZM22 61H23V60H22ZM41 61H40V62H41ZM57 61H58V60H57ZM113 61H114V60H113ZM113 61H112V62H113ZM119 61H120V60H119ZM127 61H129V60H127ZM127 61H126V62L124 61L125 63L122 62V64H125V65L128 66V64H126ZM148 61L146 60L145 64H146ZM155 61H154V63H155ZM161 61H162V60H161ZM166 61H167V60L165 59L164 63L162 62V65H164ZM174 61H176V59H175ZM186 61H188V62L186 63ZM205 61H203V62H205ZM211 61H212V60H211ZM211 61H210V62H211ZM229 61H230V60H229ZM237 61H238V62H237ZM242 61H243V60H242ZM242 61H241V63L244 64L245 61H243V62H242ZM250 61H249V62H250ZM255 61H256V60H255ZM4 62H5V61H4ZM24 62H25V61H24ZM38 62H39V61H38ZM44 62L47 63L48 61L46 62L45 59H44ZM50 62H51V61H50ZM52 62H53L54 65H55V64H59V63H56V62L54 63V61H52ZM58 62H59V61H58ZM64 62H65V61H64ZM86 62H87V61H86ZM104 62H105V61H104ZM114 62H115V61H114ZM114 62H113V63H114ZM156 62L158 63V62H160V61H156ZM172 62H171V64H172ZM181 62H180V60L177 61V67L180 68V65H182ZM206 62H209V61H206ZM226 62H227V61H226ZM249 62L246 61V63H247L248 66H250V65H249L250 63H249ZM0 63H1V62H0ZM8 63H10V62H8ZM8 63H7V64H8ZM62 63H63V62H62ZM65 63H66V62H65ZM65 63H63V64L65 65ZM69 63H71V62H69ZM115 63H120V62H115ZM151 63H152V62H151ZM173 63H174V62H173ZM175 63H176V62H175ZM175 63H174V64H175ZM179 63H180V64H179ZM198 63L200 64V62H197L196 65H197ZM201 63H202V62H201ZM222 63H223V61H222ZM230 63H229V65H230ZM248 63H249V64H248ZM252 63H253V62H252ZM254 63H256V62H254ZM258 63H256V64H258ZM260 63H259L258 65H260ZM3 64H4V63H3ZM47 64H48V63H47ZM72 64H73V63H71V65H72ZM85 64H86V63H85ZM87 64H89V63H87ZM87 64H86V66H87ZM102 64H104V63H102ZM106 64H107V63H106ZM120 64H121V63H120ZM120 64H119V65H120ZM155 64H156V63H155ZM155 64H154V65H155ZM158 64H159V63H158ZM158 64H157V65H158ZM171 64H170V65H171ZM174 64H173V65H174ZM178 64H179V65H178ZM210 64L213 65L214 63H213V64L210 63ZM210 64L208 65V63H207L206 65L210 66ZM243 64H242V65H243ZM256 64H255V65H256ZM263 64H264V63H263ZM5 65H6V64H5ZM12 65H13V64H12ZM21 65H22V64H21ZM24 65H25V64H24ZM35 65H36V64H35ZM45 65H46V64H45ZM49 65H50V64H49ZM51 65H52V64H51ZM51 65H50V66H51ZM60 65H61V63H60ZM69 65H70V64H69ZM78 65H79V64H78ZM109 65H110V64H109ZM109 65H108V66H109ZM112 65L117 66L116 64H112ZM112 65H111V70L109 69L110 66L106 69V70H110V71H111V74H112V70H113V68H114V66H113V68H112ZM119 65H118V68L115 67V69H116V70L119 69L118 74L121 75L120 72H121V71H125L126 68H125V70H124V69L121 70V69H120V68H121V67H120L121 65H120V66H119ZM125 65H124V66H125ZM148 65H150V64L148 63ZM152 65H153V63H152L150 66H152ZM159 65H161V64H159ZM166 65H167V64H166ZM173 65H171V66L173 67ZM200 65H201V64H200ZM202 65H204V63H203ZM217 65H218V64H217ZM242 65H241V67H245V64H244L243 66H242ZM247 65H246V67H247ZM6 66H7V65H6ZM65 66H66V65H65ZM67 66H68V65H67ZM73 66L75 67L76 65H73ZM105 66H107V65H105ZM124 66L122 65L123 68H124ZM197 66H198V65H197ZM204 66H205V65H204ZM208 66L206 67L207 70H209ZM213 66H214V65H213ZM213 66H212V67H213ZM227 66H228V64H227ZM227 66H225V67L229 70V68H228L229 66H228V67H227ZM233 66H234V65H233ZM252 66H253V65H252ZM252 66H251V67H252ZM262 66H263V65H262ZM262 66H260V67H262ZM1 67H2V66H1ZM1 67H0V68H1ZM22 67H25V66H22ZM29 67L31 68V66H29ZM48 67H49V66L47 65V71L45 70L44 73L46 72V73L50 74V73L52 72V70H53V69H52L53 67H52V66H51L52 68H48ZM56 67H57V68H58V67L60 68L61 66H58V65H57ZM69 67H70V66H69ZM71 67H72V66H71ZM80 67H81V66H80ZM80 67H79V68H80ZM99 67H100V66H99ZM102 67H103V65H102ZM119 67H120V68H119ZM125 67H126V66H125ZM147 67H148V66H147ZM154 67L157 68V69L159 70L161 66H159V68H158L157 66H154ZM162 67H163V66H162ZM175 67H176V66L174 65V67H173L174 70H173V69L169 68V66H168V70L175 71V69H177V67H176V68H175ZM189 67L191 68V66H189ZM189 67H188V68H189ZM200 67H201V66H199V68H200ZM212 67H210V69H211ZM231 67H232V66H231ZM235 67H236V66H235ZM235 67H233V68H235ZM237 67H239V69H242V68H240V64H239V66H238V64H237ZM256 67H257V65H256ZM260 67H259V69L262 70V72H263V68H264V66H263L262 68H260ZM5 68H6V67H5ZM45 68H46V66H45ZM59 68H58V69H59ZM62 68H63V71H64L65 67H62ZM76 68H77V67H76ZM84 68H85V67H84ZM100 68H101V67H100ZM105 68H106V67H105ZM155 68H154V69H155ZM164 68H165V67H164ZM164 68H163V69H164ZM179 68H178L177 70H179V72L181 71L182 74H184L185 71L182 70V69H183V68L185 69V65H184V66L182 65V67H181L182 69H181V70H180ZM188 68L185 69V70H186V71H187V70H190V69H188ZM192 68H193V67H192ZM192 68H191V69H192ZM204 68H205V67H204ZM204 68L202 67L201 72H202L203 70H205ZM213 68H216V66L213 67ZM213 68H212V71H213V72H212V75H213V74L215 75L216 72H214V69H213ZM226 68H225V69H226ZM247 68H248V67H247ZM247 68H243L244 71H243V74H242V75L240 74V73H242V72L238 69L239 71H237V72H240L239 74H240L241 77H242L244 74H247V76H248L249 73H246V72H247V70H248L249 68H248V69H247ZM253 68H254V67H253ZM257 68H258V67H257ZM257 68H256V69H257ZM2 69H3V68H1V70H2ZM7 69H8V68H6L5 71H6ZM17 69H18V68L16 67V70H13V71H14V72H15V71H16V72H19V71L21 72V70L18 69L19 71H17ZM49 69H51V71H50ZM55 69H56V68H55ZM71 69H72V68H71ZM74 69H75V68H74ZM115 69H114V72L117 73V71H116ZM166 69H167V68H166ZM166 69H165V70H166ZM195 69H196V68H195ZM222 69H223V68H222ZM225 69H223V70H225ZM227 69H226V70H227ZM230 69H231V68H230ZM243 69H242V70H243ZM246 69H247V70H246ZM256 69H254V70H256ZM23 70H24V69H23ZM27 70H28V68H27ZM59 70H60V69H59ZM61 70H62V69H61ZM75 70H76V69H75ZM80 70H81V69H80ZM106 70H105V71H106ZM120 70H121V71H120ZM145 70H146V69H145ZM207 70L203 71L202 73L206 72ZM215 70H216V69H215ZM217 70H218V69H217ZM223 70H222V72H223ZM236 70H237V69H235V71H236ZM245 70H246V71H245ZM250 70H251V69H250ZM252 70H253V69H252ZM13 71L10 72L9 69H8L7 72H10V74H12ZM48 71H50V72H48ZM63 71H62V76H63V74H65ZM65 71H66V70H65ZM76 71L78 72V70H76ZM95 71H97V70H95ZM95 71H94V72H95ZM99 71H100V69H99ZM103 71H104V68H103ZM105 71H104V72H105ZM159 71H160V70H159ZM159 71H158V72H159ZM171 71H169V74H170ZM199 71H200V70H199ZM209 71L211 72V70H209ZM0 72H2V71H0ZM24 72H25V71H24ZM41 72H42V71H41ZM53 72L55 73V72H57V71H53ZM53 72H52V73H53ZM59 72H60V71H59ZM67 72H68V70H67ZM69 72H72V71L69 70ZM69 72H68V73H69ZM73 72H74V71H73ZM94 72H93V73H94ZM106 72H109V71H106ZM146 72H148V69L146 70ZM153 72L155 73L154 70L152 71V73H153ZM222 72H221V74H222ZM244 72H245V73H244ZM249 72H250V71H249ZM262 72H261V76L263 77L264 72H263V73H262ZM22 73H23V72H21V74H22ZM93 73L90 74V75H93ZM97 73H98V72H97ZM109 73H110V72H109ZM116 73H113V79H114L113 81H115L116 79H118V81H119V80L122 78V77H121L122 75L119 76V75L117 74L118 77H119V78L121 77V78H120V79H119V78H116V79H115V75H114V74H116ZM121 73L123 74V72H121ZM149 73H150V72H149ZM161 73H162V72H161ZM165 73H166V72H165ZM172 73H173V72H172ZM189 73H190V74L187 73V74H188L187 81L189 80L188 78L191 77V76H190V75H191V72L189 71ZM206 73H207V72H206ZM208 73H209V72H208ZM223 73H225V72H223ZM254 73H257V71H255ZM259 73H260V72H259ZM259 73H257L258 75H256V78L259 77V78L262 79V77L260 76ZM5 74H6V73H5ZM13 74H15V73H13ZM19 74H20V73H19ZM25 74L27 75V71H26ZM48 74H46V75H48ZM58 74H59V73L57 72L56 77L60 76V75H58ZM70 74H71V73H70ZM75 74H76V73H75ZM75 74L73 73V75H75ZM103 74H104V73H103ZM106 74L108 75V73H106ZM106 74H104V75H106ZM111 74H110V76H111ZM135 74H136V73H135ZM137 74H138V73H137ZM137 74H136V75H137ZM155 74H156V73H155ZM167 74H168V73H167ZM169 74L166 75V76H169V77H170ZM180 74H181V73H180ZM182 74H181V75H182ZM192 74H193V72H192ZM194 74H195V73H194ZM209 74H210V73H209ZM7 75H8V74H7ZM23 75H24V73H23ZM23 75H22V78H23ZM43 75H44V74H43ZM52 75H55V74H52ZM52 75H51V76H52ZM57 75H58V76H57ZM68 75H69V74H68ZM78 75H79V74H78ZM80 75H81V74H80ZM98 75H99V74H98ZM147 75H151V74H148V73H147ZM161 75H162L161 78L165 79V78H164V77H166L165 75H163V74H160L159 76L157 75V76H155V77H156V78H155V82H156V84H153L154 87H155V85H156L155 89H156L157 94L163 92V91H161V92H158V91H157V86H159V85H157V84H159V83H160V84H161V83L163 84V83H164L165 81H167V80H168L169 82H172V79H169V77H168V79L166 78L167 80H165V81H163V82H162V81H160V82L158 81V83H157L156 79H157V77H158L159 79H161V78H160ZM172 75H173V74H172ZM172 75H171V76H172ZM174 75H175V74H174ZM204 75H206V74H204ZM212 75H210V77H209L208 79H210ZM216 75H217V74H216ZM222 75H223V74H222ZM222 75H221V76H222ZM11 76H12V75H11ZM18 76H19V75H18ZM27 76H28V75H27ZM27 76H26L25 78H27ZM62 76H61V77H62ZM69 76H70V75H69ZM76 76H77V74H76ZM101 76H103V75H101ZM101 76H100V77H101ZM108 76H109V75H108ZM110 76H109V79L111 80L112 78H110ZM163 76H164V77H163ZM182 76H183V75H182ZM192 76H193V75H192ZM221 76H220V78H221ZM223 76H226V75H223ZM230 76H231V75H230ZM235 76H236V75H235ZM247 76H244V77L247 78V79L244 78L246 81H244L243 77H242V79H240V80L244 81V83H246V85H245L246 87L248 86V85H247V82H248V81H247V80H248V77H247ZM3 77H4V75H3ZM9 77H10V76H9ZM9 77H8V78H9ZM19 77H20V76H19ZM61 77H60V80H61ZM64 77H66V74L64 75ZM67 77H68V76H67ZM67 77H66V78H67ZM71 77H72V75H71ZM77 77H78V79L81 78V76H80V78H79V76H77ZM116 77H117V76H116ZM137 77H138V75H137ZM147 77H148V76H147ZM150 77H151V76H150ZM207 77H208V75H207ZM215 77H216V76H215ZM238 77H239V76H238ZM241 77H240V78H241ZM8 78H7V79H8ZM15 78H16V77H13L12 80L15 79ZM53 78H54V77H53ZM73 78H76V77H73ZM86 78H87V77H86ZM88 78H89V77H88ZM105 78H106V76H105ZM105 78H103V80H104ZM152 78L154 79V75H152ZM172 78H174V77L172 76ZM191 78H192V79L189 81L190 83L192 82V80H193L195 77H194V78L191 77ZM225 78H227V77H225ZM256 78H255V79H256ZM7 79H6V80H7ZM47 79H48V78H46V80H47ZM56 79H58V78H56ZM70 79H71V78H70ZM70 79H69V80H70ZM81 79H82V78H81ZM84 79H85V78H84ZM93 79H94V80L97 79L96 81L92 80V81H94V82H96V83H97L98 80H99L97 77L95 78V76H94ZM109 79H108V77H107V79H105V80H108L107 82H109ZM136 79H138V78H135V80H136ZM159 79H158V80H159ZM180 79H181V78H180ZM205 79H207V78H204V80H205ZM208 79H207V81L209 82ZM211 79H213V81L215 80L214 78H211ZM223 79H224V77H222V80H223ZM231 79H232V78H231ZM237 79H238V78H237ZM261 79H259V80L261 81ZM1 80H2V79H1ZM6 80H5V82H6ZM8 80H10V79H8ZM16 80H17V79H16ZM19 80H20V79H19ZM23 80H24V78L22 79V81H23ZM54 80H55V78H54ZM60 80H59V81H60ZM63 80H64V79H62V83H63V82H66V84H67V82H69V81H63ZM71 80H72V79H71ZM73 80H74V79H73ZM100 80H101V79H100ZM149 80H150V79H149ZM161 80H162V79H161ZM173 80L175 81V79H173ZM177 80H179V79H177ZM194 80H195V79H194ZM196 80H197V79H196ZM196 80H195V83H196ZM218 80H219V79H218ZM227 80H228V79H227ZM238 80H239V79H238ZM263 80H264V78H263ZM263 80H262V81H263ZM20 81H21V80H20ZM42 81H43V80H42ZM48 81H50V78H49ZM51 81H53L52 78H51ZM51 81H50V83H51ZM55 81H56V80H55ZM76 81H77V80H76ZM76 81H75V82H76ZM82 81H83V80H82ZM113 81H111L112 84L115 83V82L113 83ZM118 81H116V84L120 82V81H119V82H118ZM141 81H142V80H141ZM168 81H167V82H168ZM184 81L187 82V81L183 78V82H184ZM213 81L211 80V83H213ZM216 81H217V79H216L214 82L216 83ZM225 81H226V80H225ZM225 81H222V82H223V83H222V82H221V79H220V82H221L223 85H224V84L226 85L227 82L225 83ZM229 81H230V79H229ZM229 81H228V82H229ZM242 81H241V82H242ZM1 82H3V81H1ZM17 82H19V81H17ZM56 82H58V81H56ZM94 82H93V84H94ZM107 82H106V84H107ZM121 82H122L121 85H123V80H122V79H121ZM135 82H136V84H138V83H137V80H136ZM139 82H140V80H139ZM151 82H152V80H151ZM151 82H150V85H151ZM153 82H154V81H153ZM155 82H154V83H155ZM167 82H165V83H167ZM169 82H168V83H169ZM175 82H176V81H175ZM175 82H173V83H175ZM178 82H179V81H178ZM183 82H182V83H183ZM185 82H184V83H185ZM217 82H219V81H217ZM220 82H219V83H220ZM241 82H240V83H241ZM3 83H4V82H3ZM29 83H30V82H29ZM47 83H48V82H47ZM47 83H45V84H47ZM50 83H49V84H50ZM52 83H53V82H52ZM80 83H82V82H80ZM100 83L102 84L101 81H100ZM100 83H99V84H100ZM104 83H105V82H104ZM104 83H103V84H104ZM111 83H108V84H111ZM147 83H149V82H147ZM147 83H146V84H147ZM165 83H164L163 85L166 86L168 83H167V84H165ZM173 83H172V84H173ZM215 83H214V84H215ZM231 83H232V81H230V83H229V84L227 83V84H228V85H232ZM235 83H236V82H235ZM235 83H234V84H235ZM242 83H243V82H242ZM242 83H241V85H242ZM262 83L264 84V82H262ZM7 84H8V83H7ZM7 84H5V85H7ZM20 84H22V83H20ZM20 84H19V86H20ZM23 84H24V83H23ZM32 84H33V82H32ZM72 84L74 85V83H72ZM82 84H83V83H82ZM84 84H85V81H84ZM97 84H98V83H97ZM106 84H105L104 86L102 85L104 89H106L105 86H108V85H106ZM116 84H114V85L117 86ZM169 84H171V83H169ZM172 84H171V85H172ZM180 84H181V83H180ZM191 84H192V83H191ZM191 84H188V83H187V86H188V85L190 86ZM214 84H213V85H214ZM238 84H239V82H238ZM238 84L236 85L237 87H238ZM1 85H2V84H1ZM8 85H9V84H8ZM8 85H7V86H8ZM10 85H11V80H10ZM16 85H17V83H16ZM59 85H60V82H59ZM59 85H58V86H59ZM61 85H62V84H61ZM68 85H69V84H68ZM68 85H66V86H68ZM77 85H78V84H77ZM118 85H119V84H118ZM140 85H141V82L139 83V86H140ZM185 85H186V84H185ZM185 85H184V86H185ZM195 85H197V83H196ZM217 85L219 86V84H217ZM217 85H216V87H214V88H217ZM223 85H222V86H223ZM243 85H244V84H243ZM243 85H242V86H243ZM17 86H18V85H17ZM17 86H16V87H17ZM34 86H36V85H35V84H34V85H31V87H29V85H27V87H29L28 89H27V88L24 89L25 91L22 90L23 93H22V91L20 90L19 92H21V94L16 95L17 98H18V96H20L19 98H20L21 101H20V100H19V101L17 100V101H18V104H21V105L24 107V109H23L24 111H26V110H25V107L31 103V102H30V103L27 104V105L25 104V103H28V102H29V98L31 97L29 94H31V93L33 94V92H34V91H32V92L30 93V90H32V88H33ZM46 86H47V85H46ZM49 86H50V85H49ZM94 86H95V85H94ZM102 86H101V87H102ZM112 86H113V85H112ZM180 86L183 87V84L180 85ZM180 86H179V85H175L174 87H178V90H179V87H180ZM187 86H186V87H187ZM206 86H207V85H206ZM208 86H209V85H208ZM226 86H227V85H226ZM239 86H240V84H239ZM242 86H241V87H242ZM0 87H1V86H0ZM2 87H3V86H2ZM4 87H5V86H4ZM21 87H22V86H21ZM50 87H51V86H50ZM50 87H46L48 90L45 88V89H46V93H47V91H49V88H50ZM52 87H53V86H52ZM69 87H70V86H69ZM78 87H79V86H78ZM85 87H86V86H85ZM85 87H83V89H85ZM96 87H97V86H96ZM98 87H99V86H98ZM101 87H100V88H101ZM108 87H109V86H108ZM113 87H114V86H113ZM119 87H120V89H118ZM119 87H117V89H116V87H114V88H115L116 90H121V86H120V85H119ZM124 87H125V86H124ZM147 87H150L149 90H148V88L146 89V90H148L147 92L149 93V96H150V89H151L152 85H151V86L147 85ZM154 87H153V88H154ZM186 87H183V88H185V91L188 90V89L186 90ZM191 87H194V86H191ZM195 87H196V86H195ZM195 87H194V88H195ZM198 87H199V86H198ZM220 87H221V86H219V88H220ZM231 87L233 88V86H231ZM237 87H236V88H237ZM246 87H245V89L247 90ZM262 87H263V86H262ZM9 88H10V86H9ZM14 88H15V87H11L10 90H7V91L4 92L2 95L0 94V95H1V98H2V96H3V98H6V97H4V96H7V97H8V94H10V93L14 90ZM54 88H55V87H54ZM59 88H63V85H62V87H59ZM92 88H93V87H92ZM100 88H95V89H100ZM111 88H112V87H111ZM137 88H140V87H137ZM169 88H170V87H168V89H169ZM183 88H182V90H183ZM223 88H224V87H223ZM223 88H221V89H223ZM228 88H229V87H228ZM228 88H227V94H228V91H229ZM234 88H235V85H234ZM234 88H233V92H234ZM243 88H244V87H243ZM243 88H241V90H242ZM1 89H2V88H1ZM4 89H5V88H4ZM17 89L19 90L18 87H17ZM17 89H15V90L18 91ZM64 89H65V88H64ZM66 89H68V88H66ZM76 89H78V88H76ZM107 89H108V88H107ZM109 89H110V88H109ZM115 89H110L109 91H111V90H115ZM122 89L124 90L123 87H122ZM143 89H144V88H143ZM143 89H142V91H140V92H145L144 94H146L147 97H149L148 94H147V92H146V91H143ZM158 89H159V87H158ZM180 89H181V87H180ZM196 89H197V87H196ZM212 89H213V88H212ZM217 89H218V88H217ZM263 89H264V87L262 88V90H263ZM33 90H36L35 87H34ZM50 90H51V89H50ZM69 90H70V89H69ZM93 90H94V89H93ZM144 90H145V89H144ZM151 90H152V89H151ZM159 90H160V89H159ZM164 90H165V89H164ZM176 90H177V89H176ZM182 90H181V92H182ZM190 90H191V88H190ZM197 90H198V89H197ZM218 90H219V89H218ZM224 90L226 91V87H225ZM224 90L222 91L221 95H223V93L225 92ZM237 90H239V88H237ZM237 90H236V91H237ZM246 90H242V91H246ZM2 91H3V90H2ZM51 91H52V92H56V91H53V90H51ZM57 91H58V90H57ZM77 91H79V90H77ZM85 91H86V90H85ZM94 91H95V90H94ZM94 91H93V94L95 95L96 93H95ZM97 91H98V90H97ZM99 91H100V90H99ZM109 91L107 90V92H109ZM124 91H125V90H124ZM166 91H167V89H166ZM168 91H169V90H168ZM168 91L166 92L167 95L164 94V92L162 93L163 95H162V94H161V95H162V96L165 95V97H166V96L169 97L170 91H169V94H168ZM171 91H172V90H171ZM174 91H175V88H174ZM191 91H192V90H191ZM230 91H232V90L230 89ZM230 91H229V92H230ZM242 91H241V92H242ZM263 91H264V90H263ZM19 92H17V93H19ZM35 92H37V91H35ZM44 92H45V91H44ZM61 92H63V91L61 90ZM65 92H66V91H65ZM67 92H69V91H67ZM71 92H72V91H71ZM71 92H69V93L71 94ZM83 92H84V91H83ZM103 92H104V90H103ZM105 92H106V90H105ZM105 92H104V93H105ZM107 92H106V93H107ZM111 92H112V91H111ZM119 92L123 93V91H119ZM119 92L117 91L115 95H117V93L119 94ZM181 92H180V94H181ZM183 92H184V91H183ZM194 92H195V89H194V91H193V94H197V91H196L195 93H194ZM199 92H200V90H199ZM219 92H220V90L217 91L218 95L220 94ZM237 92L239 93V91H237ZM237 92H235V94L233 95V97H234L235 95H237V97H238V94H236ZM15 93H16V92H14V94H15ZM27 93H28V94H27ZM42 93H43V92H42ZM46 93H44V94H46ZM69 93H68V94H69ZM73 93H74V92H73ZM78 93H79V92H78ZM80 93H81V92H80ZM80 93H79V94H80ZM85 93H86V92H85ZM112 93H113V92H112ZM121 93H120V94H121ZM188 93H189V91L187 92V94H188ZM190 93H191V92H190ZM190 93H189V94H190ZM200 93H201V92H200ZM200 93H199V94H200ZM217 93H216V94H217ZM242 93H243V92H242ZM242 93H241V95H242ZM12 94H13V93H12ZM55 94H56V93H55ZM60 94H61V93H60ZM65 94H66V93H65ZM68 94H67V95H68ZM82 94H84V93H81V96H80V95H79V96L82 97L81 100L84 102V99H83V96H84V95L82 96ZM98 94H99V93H98ZM178 94H179V93H178ZM178 94H177L176 96H178ZM182 94H183V93H182ZM184 94H185V95H183V96L187 97V96H186V93H184ZM199 94L197 95V96H198V99H199ZM202 94H203V93H202ZM224 94H226V92H225ZM227 94H226V95H227ZM231 94H232V92H231ZM231 94L229 93L228 95H231ZM243 94H248V93H247V92H244ZM263 94H264V93H263ZM26 95H27V96L29 95V96L27 97ZM33 95H34V94H33ZM74 95H75V93H74ZM86 95H87V93H86ZM86 95L84 96V98L86 97ZM94 95H92V96L94 97ZM102 95H103V93H102ZM105 95L107 96V94H105ZM140 95H143V93H141ZM146 95H145V97H146ZM155 95H156V94H155ZM161 95H160V96H161ZM191 95H192V94H191ZM203 95H204V94H203ZM203 95H200V96H202V97L204 98ZM210 95H211V94H210ZM226 95H225V96L223 95L222 97H223V98H224V97H227V98H228L227 101L229 102V97H228V95H227V96H226ZM241 95H239V96L241 97ZM34 96H35V95H34ZM34 96H33V97H34ZM42 96H43V95H42ZM47 96H48V95H47ZM54 96H55V95H54ZM57 96H58V95H57ZM64 96H65V95H64ZM72 96H73V95H72ZM95 96H96V95H95ZM100 96H101V95H100ZM110 96H111V95L109 94V95L107 96V98H109ZM120 96H121V95H120ZM126 96H127V94H126ZM126 96H125V94H124V96H123V94H122L121 97H123V98L119 97V99L117 98L118 96H117V97L115 96V97L117 98V99H116L117 101H115V100H114V101H115V102H119V101H120V102H119V104H120V103H121L120 98H121L122 100H124V98L127 99ZM152 96H153V95H152ZM170 96H171V95H170ZM173 96L176 97L175 94H173ZM180 96H181V95H179V97H180ZM189 96H190V95H189ZM192 96H193V95H192ZM192 96H191V97H192ZM245 96H246V95H245ZM245 96H243V98H244ZM13 97H15V95H14V96L12 95V98H13ZM16 97H15V98H16ZM24 97H25V99H24ZM26 97L28 98V99H27L28 101L23 103V99H24V101H25V100H26ZM35 97H37V96H35ZM35 97H34V98H35ZM51 97H52V94H51V96H50V94H49V98H51ZM89 97H90V95H89ZM98 97H99V96H98ZM112 97H113V95H112ZM145 97H141V101H142L143 98H145ZM153 97H154V96H153ZM155 97H156V96H155ZM155 97H154V98H155ZM167 97H166V98H167ZM185 97H184V98H185ZM195 97H196V96H194V98H195ZM208 97H209V96H208ZM210 97H211V96H210ZM222 97H221V98H222ZM231 97H232V96H231ZM3 98H2V99H3ZM9 98L12 99L11 97H9ZM17 98H16V99H17ZM34 98H33V100H34ZM64 98H65V97H64ZM69 98H70V97H69ZM90 98H91V97H90ZM151 98H152V97H150L149 99H146V98H145V99H146V100H151ZM162 98H163V97H162ZM192 98H193V97H192ZM192 98H191V99H192ZM203 98H202V99H199V100H202V101H203L202 103H201V101H200V102H198V100L196 101L197 104H198V103H201V105L203 104L202 106H200V104H199L200 108H199L198 111H200V110L203 108L202 111H200L201 113L203 112V110H205V109H204V100H205V99H203ZM227 98H224V100H226ZM234 98H235V97H234ZM245 98H246V97H245ZM13 99H14V98H13ZM16 99H15V101H16ZM45 99H47V98H45ZM52 99H53V97H52ZM58 99H59V98H57V100H58ZM62 99H63V96H62ZM67 99H68V98H67ZM86 99H89V98H86ZM92 99H93V98H92ZM105 99H106V97H105ZM112 99H114V98H112ZM126 99H125V100H126ZM159 99H161V98L159 97ZM175 99H178V98H175ZM175 99L173 100L174 102H175ZM179 99L182 100L183 98H179ZM179 99H178V101H179ZM186 99H187V98H186ZM238 99H239V97H238ZM246 99H247V98H246ZM248 99H249V97H248ZM254 99H255V98H254ZM4 100H5V99H4ZM41 100L44 101V99H41ZM41 100L39 99L40 102H41ZM50 100H51V99H50ZM59 100H60V99H59ZM72 100H73V99H71V101H72ZM95 100H96V97H95ZM109 100H111V99L109 98ZM125 100L123 101L124 103L126 102ZM155 100H156L157 103H159V100H158V101H157V99H155ZM162 100H163V102H165L164 98H163ZM166 100H167V99H166ZM189 100H190V98H189ZM189 100L187 99L186 101L188 102ZM206 100H207V95H206ZM208 100H209V99H208ZM210 100H211V99H210ZM219 100H220V99H219ZM224 100H223V101H224ZM231 100H233V98H232ZM239 100H242V99H239ZM239 100H238V102H239ZM11 101H12V100H10V102H9V104H8L9 106H10V104L12 103ZM15 101H14V103H17V102H15ZM30 101H32V99H30ZM39 101H38V102H39ZM61 101H62V100H61ZM85 101H86V100H85ZM107 101H108V99H107ZM111 101H112V100H111ZM151 101H152V100H151ZM151 101H150V102H151ZM191 101H193V100H191ZM215 101H217V100L215 99ZM234 101H237L236 98H235ZM234 101H233V103H234ZM242 101H243V100H242ZM244 101L246 102V101H248V100H245V99H244ZM249 101H250V100H249ZM252 101H253V99H252ZM255 101H256V100H255ZM0 102H1V100H0ZM3 102H4V101H3ZM3 102H1V103L3 104ZM7 102H8V101H7V99H6V103H7ZM35 102H37V99H36ZM38 102H37V104H38ZM49 102H50V101H49ZM59 102H60V101H59ZM83 102H82V103H83ZM86 102H87V101H86ZM96 102H97V101H96ZM148 102H149V101H148ZM153 102H155V101L153 100ZM153 102H152L151 104H154L153 106H155V103H153ZM174 102H173V106H175ZM182 102H183V104H184V103H185V99H184V101L182 100ZM206 102H207V101H206ZM224 102H225V101H224ZM240 102H241V101H240ZM250 102H251V101H250ZM250 102H249V105H250ZM1 103H0V104H1ZM4 103H5V102H4ZM14 103H13V105H14L16 108H12V107H10V108H11V109H10V110H11V113H9V114H12V111H13V114H14V115L12 114L13 117L11 118L12 115H10L9 117H10L11 119H9V117L6 115V116H7V119H9L10 121L14 118V116L16 117L15 120L18 119V118H17L18 116L20 117V115H18V116L15 115V111H14V110H16L17 108L19 109L20 107L16 106ZM45 103H46V102H45ZM53 103H54V102H53ZM56 103H57V102H56ZM72 103H73V102H72ZM72 103H71L70 105H72ZM84 103H85V102H84ZM89 103H90V102H89ZM91 103H94V101H92ZM91 103H90V104H87V103H86V104H87L88 106H90ZM98 103L100 104L101 102L98 101ZM105 103H106V104H105L104 106H106V109H108V108H109V107H107V103H108V102L105 101ZM111 103L114 104V102H111ZM124 103H123V105H124ZM126 103H127V102H126ZM139 103H140V102H139ZM142 103H143V101H142ZM157 103H156V105H157ZM171 103H172V102H171ZM171 103L168 102V103H166V104H170V105H171ZM175 103H176V106H178V105L180 106V104H181V103L177 102V100H176ZM189 103H190V102H189ZM189 103H188V104H189ZM207 103H208V102H207ZM231 103H232V102H230L229 104H231ZM233 103H232V104H233ZM236 103H237V102H236ZM243 103H244V102H243ZM251 103H252V102H251ZM256 103H257V102H256ZM256 103H254V106H255V107H256V105H259L260 102H259L258 104H256ZM24 104H25L26 106H25ZM31 104H32V103H31ZM33 104H35L34 101H33ZM33 104H32V106H34ZM39 104H40V103H39ZM42 104H43V103H42ZM75 104H76V103H75ZM86 104H84V106H85ZM96 104H97V103H96ZM96 104H95V103L92 104V105H91V108H92V107H96V106H95ZM109 104H110V103H109ZM117 104H118V103H117ZM127 104H129V102H128ZM127 104H126V105H127ZM146 104L149 105L150 103H146ZM185 104H187V103H185ZM185 104H184V105H185ZM191 104L194 105V104H195V100H194L193 103H190V106H191ZM212 104H213V103H212ZM225 104H226V102H225ZM227 104H228V103H227ZM229 104H228V105H229ZM239 104H240V103H239ZM244 104H245V103H244ZM3 105H4V104H3ZM3 105H2V106H3ZM6 105H7V104H5V107H6ZM8 105H7V107H8ZM13 105H12V106H13ZM40 105H41V104H40ZM40 105H39V106H40ZM53 105H54V104H53ZM57 105H58V104H57ZM61 105H62V103H61ZM65 105H66V104H65ZM73 105H74V103H73ZM73 105H72V106H73ZM93 105H94V106H93ZM102 105H103V104H102ZM111 105H112V104H111ZM111 105H110V108H111ZM120 105H121V104H120ZM123 105H122V106H123ZM141 105H142V104H141ZM144 105H145V103H144ZM184 105H183V106H184ZM209 105H210V104H209ZM209 105H207V106H209ZM252 105H253V103H252L250 106L252 107ZM2 106L0 105V107H2ZM14 106H13V107H14ZM43 106H44V105H42V108H43ZM51 106H52V105H51ZM72 106H70L71 109H73ZM77 106H78V104H77L75 107H74V106H73V107L76 108ZM80 106H81V104H80ZM82 106H83V104H82ZM115 106H116V104H114V106H113V109H115V112H117V111H116L117 109H120V110H121V108L118 107L119 105L117 106V107H118L117 109L115 108ZM129 106H130V105H129ZM151 106H152V105H151ZM153 106H152V107H153ZM176 106H175V107H176ZM179 106H178V107H179ZM188 106H189V105H188ZM194 106H195V105H194ZM211 106H212V105H211ZM215 106H217V104H215ZM229 106H230V105H229ZM232 106H233V105H232ZM232 106H231L232 109H229V110H231L232 112H236V113H237V111H233V109H238L239 106H238V105H236V106L234 105L235 108L232 107ZM237 106H238V107H237ZM243 106H244V105H243ZM254 106H253V107H254ZM57 107H58V106H57ZM99 107H100V105H99ZM125 107H126V106H125ZM125 107H123L122 110L125 109ZM142 107H143V106H142ZM142 107H141V108H142ZM145 107H146L145 109H147V105H145ZM165 107H166V105H165ZM175 107H174V108H175ZM185 107H186V106H184V108H185ZM195 107H196V106H195ZM236 107H237V108H236ZM245 107L247 108V112H248V113H249V110H248V109H250V111H251L250 113H253V111H255V113H257V111H258V110L256 109L258 106H257L256 108L254 107L257 111H256V110H253V109H254L253 107H252V108H251V107L248 108V104H247ZM263 107H264V106H263ZM2 108H3V107H2ZM8 108H9V107H8ZM8 108H6V109H8ZM26 108L30 110L29 107H26ZM63 108H64V107H63ZM89 108H90V107H89ZM96 108H97V107H96ZM126 108H127V107H126ZM129 108H130V107H129ZM149 108H150V107H149ZM157 108H158V107H157ZM157 108H155V109H157ZM176 108H177V107H176ZM184 108H182V105H181V109H184ZM187 108H188V109H187ZM189 108L193 109L192 107H186V110H183L184 113H181V114H184L185 116H187V115L185 114V112H186V113L188 114V116L191 117V118H189V117L187 116L186 119L189 118V121H187V122H190L191 125H192V124L194 125L195 123H197L196 121H198V120H197V119H196V121L194 120L195 123H194V121H193V123H192L191 121H192V119H193L194 117L196 118V116H198V113H194V115H195L194 117H193V115H192V113H191V115H192V116H191V115H190ZM205 108H206V105H205ZM209 108H210V107H209ZM213 108H214V107H213ZM229 108H230V107H229ZM241 108H242V106H241ZM261 108H262V106H260V109H261ZM12 109H13V110H12ZM32 109H33V111H34V108H33V107H32ZM40 109H41V107H40ZM40 109H39V110H40ZM48 109H49V107H48ZM76 109H77V108H76ZM76 109H75V112L79 111V108H78L77 111H76ZM82 109H83V108H82ZM84 109H85V108H84ZM84 109H83V110H84ZM111 109H112V108H111ZM113 109L111 110V112H113ZM168 109H169V108H168ZM168 109H167V110H168ZM170 109H171V108H170ZM170 109L168 110V112L172 113ZM172 109H173V108H172ZM179 109H180V108H178L177 110H179ZM181 109H180V110H181ZM191 109H190V110H191ZM207 109H208V108H206V110H207ZM226 109H227V107H226ZM243 109H245V108L243 107ZM260 109H259V112H262V111H260ZM262 109H263V108H262ZM262 109H261V110H262ZM10 110H9V112H10ZM29 110H28V111H29ZM37 110H38V109H37ZM39 110H38V112H39ZM61 110H62V109H61ZM67 110H69V109H67ZM83 110H82V111H83ZM143 110H144V108H143ZM151 110H152V109L150 108V111H151ZM153 110H154V109H153ZM153 110H152V111H153ZM167 110H166V111H167ZM177 110H176V111H177ZM180 110H179V111H180ZM193 110H194V109H193ZM206 110H205V111H206ZM210 110H211V108H210ZM252 110H253V111H252ZM17 111H18V110H17ZM17 111H16V114L19 113V112L17 113ZM30 111H31V110H30ZM35 111H36V110H35ZM56 111H57V110H56ZM58 111H59V110H58ZM70 111H71V110H70ZM73 111H74V110H73ZM73 111L70 112V113H73V114H74ZM80 111H81V107H80ZM87 111H88V109H87ZM87 111L84 110L83 113H85V112H87ZM90 111H91V110H90ZM118 111H119V110H118ZM123 111L126 112V109L123 110ZM144 111H146V110H144ZM154 111H155V110H154ZM154 111H153V112H154ZM173 111H174V112L172 113V115L176 112L174 109H173ZM179 111H178L176 114H178ZM187 111H188V112H187ZM212 111H213V110H212ZM212 111H211V112H212ZM239 111H240V109H239ZM263 111H264V110H263ZM20 112L22 113L23 111L21 110ZM31 112H32V111H31ZM43 112H44V110H43ZM68 112H69V111H68ZM68 112L66 111L67 114H68ZM121 112H122V111H121ZM127 112H129V110H128ZM147 112H149V109L146 111V113H147ZM153 112H150V113H153ZM155 112H156V111H155ZM158 112H159V110H158ZM168 112H167V113H168ZM181 112H182V110H181ZM191 112H193V111H191ZM200 112H199V113H200ZM208 112H210V111H208ZM208 112L206 111L207 116H209V115H208V114H209ZM223 112H224V111H223ZM228 112H230V111L227 110V113H228ZM241 112H242V111H241ZM241 112H240V113H241ZM259 112H258V115H259ZM5 113L7 114V113H8V110H6ZM21 113H19V114H21ZM23 113H24V112H23ZM27 113H28V112H27ZM29 113H30V112H29ZM35 113H37V111L34 112V116H36ZM39 113H40V112H39ZM46 113H47V112H45V114H46ZM53 113H54V111H53ZM70 113H69V114H70ZM78 113H79V112H78ZM78 113H77V114H78ZM88 113H90V112H88ZM88 113H87V114H88ZM91 113H93V112H91ZM118 113H119V117H121V116H120L121 113H120V112H118ZM146 113L143 114V116H144V115L147 116ZM150 113H149V115H150ZM156 113H157V112H156ZM201 113H200V114H201ZM203 113H204V112H203ZM203 113H202V114H203ZM206 113H205V114H206ZM213 113H214V111H213ZM227 113H225V114H227ZM236 113H235V115L237 116ZM242 113H243V112H242ZM9 114H8V115H9ZM25 114H26V112H25ZM41 114H42V112H41ZM63 114H65V112H64ZM67 114H66L65 117H67ZM73 114H72V116H73ZM97 114H98V113H97ZM107 114L110 115V113H108V112H107ZM123 114H124V113H123ZM130 114H131V111H130ZM176 114H174V115H176ZM179 114H180V113H179ZM179 114H178V115H179ZM196 114H197V115H196ZM210 114H211V113H210ZM220 114H222V113H220ZM228 114H229V113H228ZM232 114H233V113H232ZM244 114H247V113L244 112ZM260 114H261V113H260ZM31 115H32V114H31ZM31 115H30V116H31ZM38 115H39V114H38ZM43 115H44V114H43ZM43 115H42V117H43ZM49 115H50V114H48L47 116H49ZM61 115H62V114H61ZM75 115H76V114H75ZM124 115L126 116V113H125ZM124 115H123V116H124ZM132 115H133V114H132ZM154 115H156V114L153 113V116H154ZM157 115H158V114H157ZM172 115H168V116L173 117L174 115H173V116H172ZM184 115H182V116H184ZM233 115H234V114H233ZM240 115H241V114H240ZM255 115H257V114H254V116H255ZM261 115H262V114H261ZM27 116H28V115L26 114V117H27ZM47 116H46V117H47ZM50 116H51V115H50ZM68 116H70V119H72V118H71V115H68ZM96 116H97V115H96ZM168 116H167V117H168ZM176 116H177V115H176ZM176 116H174V117H176ZM182 116H179L180 120H179V119H176V120L181 121V117H182ZM202 116H203V115H202ZM205 116H206V115H205ZM207 116H206V117H207ZM212 116H213L214 118H216L214 115H212ZM218 116H219V115H218ZM229 116H231V115L229 114ZM262 116H263V115H262ZM24 117H25V116H24ZM26 117H25V118H26ZM108 117H109V116H108ZM110 117H111V115H110ZM113 117L115 118V116H113ZM113 117H112V118H113ZM148 117H149V116H148ZM148 117H147V118H148ZM167 117H166V118H167ZM171 117L169 118L170 121L172 120ZM174 117H173V118H174ZM177 117H178V116H177ZM177 117H176V118H177ZM192 117H193V118H192ZM206 117H205V118H206ZM213 117H211V118H210V117H207V118H210L211 121H212V120L215 121L216 119H214ZM224 117H225V116L223 115V118H224ZM244 117H245V115H244ZM246 117H247V116H246ZM252 117H253V115H252ZM256 117H257V116H256ZM263 117H264V116H263ZM263 117H261V118H263ZM21 118H22V117H21ZM29 118H30V117H29ZM29 118H28V119H29ZM31 118H32V119H35V118H33L32 116H31ZM47 118H48V117H47ZM49 118H50V117H49ZM68 118H69V117H68ZM89 118H91V117H89ZM101 118H102V117H101ZM104 118H106V117H104ZM114 118L111 119V120H114ZM117 118H118V116H117ZM122 118H123V117H122ZM131 118H132V117H131ZM151 118H152V114H151ZM154 118L156 119V117H154ZM184 118H185V117H184ZM197 118H198V117H197ZM212 118H213V119H212ZM225 118H226V117H225ZM233 118H235V117H232V121L234 120ZM237 118H238V117H237ZM239 118H240V117H239ZM26 119H27V118H26ZM32 119H31V120H32ZM64 119H65V118H64ZM118 119H119V121H120L121 118H118ZM118 119H115V121H116V120L118 121ZM155 119H154V120H155ZM164 119H165V118H164ZM167 119H168V118H167ZM200 119L202 120V118H200ZM203 119H204V118H203ZM219 119H220V118H219ZM219 119H217V120L219 121ZM230 119H231V118H230ZM241 119H242V117H241ZM254 119H255V118H254ZM254 119H253V120H254ZM256 119H257V118H256ZM258 119H260V117H259ZM15 120H13V121H11V122L9 121L10 123L7 122V125L5 124L6 122H2V126H3V123H4V126L6 125V126L3 127V128H6L8 125H9V126H8V128H9L11 123H15V122H14ZM22 120H23V119H22ZM31 120H29V121H31ZM36 120H37V119L34 120V121H35L34 123H35V124H36V123L38 124L39 119H38L37 121H36ZM61 120H63V118H62ZM88 120H89V119H88ZM88 120H87V121H88ZM93 120H94V118H93ZM95 120H97V121H96L97 124H98V122H102V121H99L100 119L98 120V118H95ZM101 120H103V119H101ZM106 120L108 121V119H105V121H106ZM121 120H122V119H121ZM123 120H124V119H123ZM123 120H122V122H123V124H124V121H123ZM125 120H126V119H125ZM130 120H131V119H130ZM130 120H129V121H130ZM147 120H150V121H151L152 119H149V118H148ZM154 120H153V121H154ZM176 120H174L175 123H177ZM190 120H191V121H190ZM204 120H206V119H204ZM225 120H226V121H225ZM225 120H224L225 122L223 121V124L226 123L229 119H228V120L225 119ZM251 120H252V119H250V121H251ZM253 120H252L251 122H253ZM262 120H264V119H261V121H262ZM0 121H1V120H0ZM7 121H8V120H7ZM18 121H19V123H20V118L18 119ZM29 121H28L27 123H29ZM41 121H43V120H41ZM52 121H53V118H52ZM58 121H59V120H58ZM63 121H64V120H63ZM103 121H104V120H103ZM105 121H104V122H105ZM109 121H110V120H109ZM117 121H116V122H117ZM119 121H118V123H119ZM133 121H137V120L135 119V120H133ZM150 121H148V122H150ZM170 121H169V125H170ZM172 121H173V120H172ZM208 121L211 122L210 120H208ZM218 121H217V122H218ZM230 121H231V120L228 121V124H229ZM234 121H235V124H234V122H230V123H233L235 126H237V125H236V124H237V123H236V120H234ZM261 121H260V124H259L258 126L254 127V128H251L250 131H247V132L242 133V134H238V133H237L238 131L235 130L234 132H236V131H237V132L235 133V136L233 135L232 137H225V135H224L225 132H224V134L222 133V134H220V136L224 135V136H222V137H225V138L220 139V136H219V138H218V137H217V139L214 138V140H211V141H210V139H209V140H208V141H210L209 143L207 142V144L201 145V147H199L198 149H196L197 146L201 144L200 142H201V141L204 139V137H205V136H204L205 134H203L204 131L206 130V129H205V130L203 131V133H202L204 137L199 133V134L202 136L203 139L200 137V138H201V141H199L200 139L197 140V141L195 140L196 142H199L197 145H195V146H196L195 149L193 148L194 145L192 144V143H195V141L192 142V143H191L189 140L187 141V143L190 142V145L192 144L191 147L194 149V150H192V151H191V150H190V151H185V149H184V148H186V147H185V146H186V145H185V144H186L185 141H186V138H187V137H185V135L188 134V133H186V131H187V129H189V128L186 127V131H185L186 134L182 132V131H184V130L182 129L181 132L183 133V135L185 134L184 136L182 135V133L178 134V133H179V132L177 131L178 129H175V130H176L175 132H177V133H175V134H177V135H175L174 133L171 132V133H172L171 136H176L179 140H181L180 142H183V139L185 138V141L183 142V143H185V144H182V147H180V149L183 148V151H185V152H182V151L179 150L181 153L179 152L180 154H177V156H176V153H178V152H177L178 150H177V151L174 153L176 159L173 157V158L176 160V162H175L174 164L171 163L172 166H170V168L168 167V169H167L166 171H164L163 173L161 172L162 174L159 173V175H158V172H157V171H158L159 169L156 171L157 168H155L154 171L152 170V171H153L158 177H155V176H154V173H152L153 176H154V179H153V178L151 177V173L149 172V173H150V176H149V177H151L152 180L149 181L148 183H149V184H150V183H152V184H153V183L158 184L157 186H158V189L160 188V190H162V189H161L162 187H164V188L166 187L165 189L163 188V190H166V191H167V186H169L168 188H170V187H172L170 184H172V185H176L177 182L180 180V177H181V179H182V178H188L190 175H192V173H194V172L191 173V171H192L193 169H194L193 171H196V172H197V173H196V172H195V173L198 174V176H199V175L202 176V174H203L207 169L212 168V166L215 167L216 165H218V164H220V163H223V164H224V162H226V160L228 161V159H229L230 161L233 160V159H231V157H232L234 154L239 153V151H237V150H238V149L241 150V149H240L241 146H243V144H244V143H245V142H246V141H247V140L253 135V133H256V132H258V131L264 129V123L261 122ZM46 122H47V121H46ZM48 122H49V120H48ZM59 122H60V121H59ZM73 122H74V121H72V122H71L72 125H71V126H68V127H71V129H72V128L76 129L75 127L79 124V122H78V124H77V123L74 124ZM75 122H76V121H75ZM116 122H114V123H116ZM185 122H186V121H184V119H183V121H181L182 126L180 125V123H179V124H176V125H177V127L180 125L181 128H182L183 126H185V124L183 125V123H185ZM201 122H203V120H202ZM206 122H207V121H206ZM209 122H207V123H209ZM238 122H239V119H238ZM240 122H242V120H241ZM251 122H250V123H251ZM255 122H257V121H255ZM255 122H254V123H255ZM22 123H23V121H22ZM65 123H66V122H65ZM87 123H88V122H87ZM111 123H112V121H111ZM141 123H142V122H141ZM167 123H168V120H167ZM190 123H188L186 126H191ZM198 123H199V122H198ZM212 123H213L214 125H216L214 122H212ZM212 123L209 124V127H210V125H211V126H214ZM247 123H248V122H247ZM0 124H1V123H0ZM15 124H16V126L18 125L17 122H16ZM15 124H14V125H15ZM24 124H25V123H24ZM24 124H23V125H24ZM39 124H40V123H39ZM43 124H44V123H42V125H43ZM48 124H49V123H48ZM55 124H57V122H56ZM55 124H54V125H55ZM61 124H62V122H61ZM66 124H67V123H66ZM73 124L76 125V126L73 127ZM85 124H86V122H85ZM85 124H84V126H85ZM88 124H92V122H91V123H88ZM97 124H96V125H97ZM104 124L107 125V122L104 123ZM108 124H109V123H108ZM112 124H113V123H112ZM116 124H117V123H116ZM116 124H115L116 127H114V128H118V127H120V125H121L122 123H121V124L119 123L120 125L118 124V127H117ZM138 124H139V123H138V121H137V125H138ZM147 124H148V123H146V126H147ZM149 124H150V123H149ZM149 124H148V126H149ZM151 124H152V123H151ZM161 124H162V123H161ZM172 124H173V123L171 122V125H172ZM199 124H200V123H199ZM204 124H205V122H204ZM242 124H243V123H242ZM27 125H28V124H27ZM44 125H45V124H44ZM44 125H43L42 129L44 128ZM59 125H60V124H59ZM80 125H81V124H80ZM99 125L101 126V123H100ZM102 125H103V123H102ZM105 125H103V126H104L103 128H105ZM109 125H110V124H109ZM129 125H130V124H129ZM171 125H170V127H172ZM193 125H192V126H193ZM195 125H196V124H195ZM221 125H222V123H221ZM221 125H220V127H223V125H222V126H221ZM243 125H244V124H243ZM246 125H247V124H246ZM246 125H245V126H246ZM252 125H253V124H252ZM2 126H0V128H1ZM12 126H13V125H12ZM20 126L22 127V125H19V129H20ZM34 126H35V125H34ZM34 126H33V127H34ZM46 126H48V125H46ZM55 126H56V125H55ZM64 126H65V125H64ZM82 126H83V125H82ZM84 126H83V127H84ZM87 126H88V127H87ZM87 126H86L87 128H90L89 125H87ZM113 126H114V125H111V126H109V127H112V128H113ZM121 126H122V125H121ZM142 126H143V125H142ZM148 126H147L146 128H148ZM198 126H199V125H198ZM226 126H227V123H226ZM229 126H230V124H229ZM235 126H233V127H235ZM239 126H241L240 123H239V125H238L237 127H235V128L237 129ZM245 126H244V129H245ZM254 126H255V125H254ZM17 127H18V126H17ZM38 127H39V126H38ZM51 127H54V126H51ZM51 127H49V129H50ZM60 127H61V126H60ZM60 127H59V128H60ZM80 127H81V126H80ZM80 127H77V129H78V128L81 129ZM94 127H95V126H94ZM94 127H93V128H94ZM96 127L98 128L99 126H96ZM101 127H102V126H101ZM107 127H108V126H107ZM122 127L124 128V126H122ZM137 127H138V126H137ZM170 127H169V128H170ZM173 127H176L175 124H174ZM193 127H195V126H193ZM193 127H191V128H193ZM203 127H204V125H203ZM205 127H206V126H205ZM207 127H208V126H207ZM207 127H206V128H207ZM218 127H219V124H218ZM218 127H217V129H218ZM224 127H225V124H224ZM227 127H228V126H227ZM3 128H2V130H5V129H3ZM10 128H11V127H10ZM15 128H16V127H15ZM35 128H36V127H35ZM47 128H48V127H47ZM54 128H55V127H54ZM84 128H85V127H84ZM112 128H111V129H112ZM114 128L112 129L113 131H114V130H118V129H114ZM123 128H122V129H123ZM144 128H145V127H144ZM181 128H179V129H181ZM183 128H185V127H183ZM197 128H199V127H197ZM200 128H202V127H200ZM214 128H215V130H216V127H214ZM228 128H231V126L228 127ZM235 128H233V129H235ZM241 128H242V127H241ZM241 128H240V129H241ZM246 128H247V127H246ZM6 129H7V128H6ZM19 129H18V130L16 129V131H19ZM21 129H22V128H21ZM21 129H20V132H21ZM23 129H24V128H23ZM25 129H26V126H25ZM33 129H34V128H33ZM57 129H58V128H57ZM65 129H66V128H65ZM68 129H70V128H68ZM68 129H67V130H68ZM74 129H73V130H74ZM94 129L96 130V128H94ZM94 129H93V130H94ZM119 129H120V128H119ZM131 129H132V128H131ZM131 129H129V133H131V134H132L133 132L136 133L134 130H131ZM139 129H141V128H139ZM139 129H138V131H139ZM148 129H149V128H148ZM211 129H212V127H211ZM211 129H210V130L208 129V130L212 132ZM225 129H227V128H225ZM0 130H1V129H0ZM2 130H1V131H2ZM13 130H14V129L12 128L11 132H13ZM26 130H27V129H26ZM31 130H32V125L30 124L29 131H31ZM36 130H37V129H35V131H36ZM61 130H62V128H61ZM73 130H68V131H66L65 133H67V132H69V131H73ZM87 130H88V129H87ZM95 130H94V131H95ZM100 130H102V129L100 128ZM112 130H111V131H112ZM163 130H164V129H163ZM173 130H174V128H172V131H173ZM189 130H190V129H189ZM189 130H188V131H189ZM192 130H193V129H192ZM194 130H195V129H194ZM220 130L223 131L224 129H223V128H222V129L220 128ZM230 130L232 131V128L229 129L228 131L230 132ZM238 130H239V129H238ZM9 131H10V130H9ZM16 131H14L15 134H14V132H13L12 134L9 133L10 136H12L13 134H14L13 136H15V135H16ZM42 131H43V130H42ZM55 131H56V130H55ZM76 131H77V130H75V132H76ZM78 131H80V130H78ZM88 131H89V130H88ZM105 131H107V128H106ZM105 131H103V132L106 133ZM113 131L110 133V128H109V131H108L109 134H111L112 137H115L114 139H113V138H109V139H113V141H111V140H110V141H111V142H114V141H115V143H116L118 140H115V139H117V138H119V137H120L119 139H121V136L123 135V131L121 132V130H120V132H118L119 135H120L119 137L115 136L116 134H114V133H116V132L114 131V133H113ZM132 131H133V132H132ZM136 131H137V130H136ZM145 131H146V130H145ZM149 131H150V130H149ZM188 131H187V132H188ZM196 131H197V130H196ZM213 131H214V129H213ZM218 131H219V130H218ZM222 131H221V132H222ZM228 131H227V132H228ZM240 131H241V130H240ZM7 132H8V131H7ZM25 132H26V131H25ZM57 132L59 133V131H57ZM57 132H56V133H57ZM85 132H86V128H85ZM91 132H92V131H91ZM108 132H107V133H108ZM150 132H151V131H150ZM190 132H191V131H189V133H190ZM197 132H198V131H197ZM207 132H208V131H207ZM207 132H205V133H207ZM211 132H210V133H211ZM221 132H220V133H221ZM232 132H233V131H232ZM261 132H262V131H261ZM261 132H260V133H261ZM32 133L34 134V132H32ZM42 133H43V132H42ZM45 133H46V132H44V135H45ZM47 133L50 134L51 132L49 131V132H47ZM53 133H54V132H53ZM53 133H52V134H53ZM65 133H64V134H65ZM73 133H74V132H73ZM76 133H77V132H76ZM83 133H84V131L82 132V134H83ZM112 133L114 134V136H113ZM118 133H117V134H118ZM134 133H133V134H134ZM140 133H141V130H140ZM146 133H147V135H148V132H147V131H146ZM151 133H152V132H151ZM192 133H193V132H191V135H193ZM208 133H209V132H208ZM210 133H209V135H206V136H210V135H212V134H216V133H217V135H218L219 132H216V133L213 132L212 134H210ZM3 134L7 135V136H6V137H7V140L10 139V138L8 139V133L6 134V132H3V131H2V136H3ZM20 134H21V133H20ZM33 134H32V136H33ZM38 134H39V133H37L36 135H38ZM54 134H55V133H54ZM60 134H63V131H62V133L60 132ZM64 134H63V135H64ZM69 134H70V133H69ZM77 134H78V133H77ZM80 134H81V133H80ZM80 134H78V135H80ZM89 134L91 135L92 133H89ZM99 134H100V133H99ZM121 134H122V135H121ZM127 134H128V132L126 133L125 137L127 136ZM167 134H168V132H167ZM236 134H237V135H236ZM257 134H258V133H257ZM262 134H263V133H262ZM23 135H24V130H23ZM36 135H34V136L37 137ZM42 135H43V134H42ZM47 135H48V134H47ZM55 135H57V134H55ZM55 135H54V136H55ZM65 135H67V137H68V136L70 137V135H72V133H71L70 135H68V133L65 134ZM65 135H64V137L67 138ZM83 135H85V133H84ZM83 135H80V136H83ZM90 135L88 136L89 138H90ZM128 135H129V134H128ZM135 135H136V134H135ZM151 135H152V134H151ZM179 135H181V137H180L181 139L178 137ZM191 135H190V136H191ZM226 135H227V134H226ZM231 135H232V134H231ZM2 136H1V137H2ZM10 136H9V137H10ZM18 136L20 137L19 134H18ZM21 136H22V134H21ZM26 136H27V135H26ZM26 136H25V137H26ZM45 136H46V135H45ZM48 136H50V135H48ZM48 136H47V137H48ZM76 136H77V135H76ZM93 136H95V135L93 134ZM109 136H110V135H109ZM109 136H107V137H109ZM131 136H132V135H131ZM131 136L129 137L130 140H131V138H132ZM137 136H139V135L137 134ZM152 136H153V135H152ZM186 136H187V135H186ZM194 136H195V135H194ZM254 136H255V134H254ZM23 137H24V136H23ZM47 137H45V138H47ZM64 137H63V138H64ZM69 137H68V139H71V137H72V139H74V138H73L74 135L71 136L70 138H69ZM78 137H79V136H78ZM78 137H77V138H78ZM116 137H117V138H116ZM123 137H124V136H123ZM135 137H136V136H135ZM135 137H133V138L135 139ZM140 137H141V136H140ZM176 137H175V138H176ZM182 137H184V138H182ZM188 137H189V135H188ZM191 137H192V136H191ZM210 137H211V136H210ZM212 137H214V136H212ZM215 137H216V135H215ZM252 137H253V136H252ZM255 137H256V136H255ZM2 138H3V137H2ZM4 138H5V137H4ZM4 138H3V139H4ZM11 138H12V137H11ZM21 138H22V137H21ZM29 138H30V137H29ZM29 138H27V139L29 140ZM38 138H39V137H38ZM38 138H37V139H38ZM40 138H41V136H40ZM51 138H52V136H51ZM60 138H62V136L59 137L58 140H59ZM65 138H64V140L62 139V140H63V145H64V146L67 145V144L64 143V141H66ZM75 138H76V137H75ZM81 138H84V139H85L84 136L81 137ZM89 138H88V139H89ZM127 138H128V136H127ZM136 138H137V137H136ZM141 138H142V137H141ZM148 138L150 139V135H149ZM165 138H166V137H165ZM169 138H170V137H169ZM172 138H173V137H172ZM177 138H176V139H177ZM195 138L198 139L199 137H198V136H197V137L195 136ZM195 138L193 137L192 139H195ZM207 138H208V137H206L204 140H206ZM258 138H259V137H258ZM263 138H264V137H263ZM0 139H1V138H0ZM16 139H17V138H16ZM16 139H15V141H14V137H13V138H12V141H13V143L16 142L15 144L17 145V140H16ZM22 139H23V138H22ZM22 139H21V141H23ZM30 139H32V138H30ZM43 139H44V138H43ZM47 139L49 140L50 138H47ZM78 139H79V138H78ZM129 139H127V140H129ZM138 139H140V138H138ZM188 139H189V138H188ZM261 139H262V136H261ZM1 140H2V139H1ZM32 140H33V139H32ZM32 140H31V141H32ZM45 140H46V139H45ZM52 140H54V137L51 139V142H52ZM58 140H55V142H58ZM62 140H60V142H61ZM85 140H86V139H85ZM89 140L93 141L92 138L89 139ZM161 140H162V142H163V139H161ZM172 140H173V139H172ZM174 140H175V139H174ZM250 140H251V139H250ZM257 140H258V139H257ZM12 141L10 140V142H12ZM21 141H20V143H22ZM24 141H25V140H24ZM49 141H50V140H49ZM69 141H70V140H69ZM69 141H67V142H69ZM71 141H72V140H71ZM71 141H70V142H71ZM73 141H74V140H73ZM86 141H87V140H86ZM104 141H105V140H104ZM121 141H123V140H121ZM142 141H143V139H140L139 143L141 142V144H142V143L144 142V141H143V142H142ZM151 141H152V140H151ZM175 141H176V140H175ZM206 141H207V140H206ZM1 142H2V144H4L5 142H8V141H6V139H5L4 142H3V140H2ZM45 142H46V141H45ZM45 142L43 141V143H45ZM47 142H48V141H47ZM51 142H50V145H51ZM60 142H58V143H60ZM74 142H77V141H74ZM89 142H90V141H89ZM106 142H107V140H106ZM111 142H110V143L108 142V144H109L108 147L110 146V144H112ZM118 142H119V141H118ZM136 142H138V140H136ZM145 142H146V141H145ZM159 142H161V141H159ZM173 142H174V141H173ZM203 142H204V141H203ZM247 142H249V141H247ZM260 142H261V141H260ZM13 143H12V144H13ZM23 143H24V142H23ZM30 143H31V142H30ZM30 143H28V144L30 145V147H31V149H30V147H29V150L33 151V149H34V147H35L33 144H35V142H34V143L32 142L33 144H30ZM41 143H42V142H41ZM43 143H42L41 146H43ZM61 143H62V142H61ZM78 143H79V141H78ZM78 143H77V144H78ZM115 143H113V145H115ZM139 143H138V144H139ZM171 143H172V141H171ZM256 143H257V142H256ZM262 143H263V141H262ZM2 144H1V145H2ZM5 144H6V143H5ZM7 144H9V142H8ZM18 144H19V143H18ZM24 144H25V143H24ZM24 144H23V145H24ZM26 144H27V141H26ZM28 144L25 145V146L28 147ZM52 144H53V146H55V145L58 146V144H56V143H52ZM80 144H81V143H80ZM87 144H88V143H87ZM90 144H91V143H90ZM106 144H107V143H106ZM121 144H122V142H121ZM121 144L118 143V145H116V146L118 147V146L121 145ZM125 144H126V143H125ZM136 144H137V143H136ZM159 144H160V143H159ZM1 145H0V146H1ZM10 145H11V144H10ZM16 145H15V146H16ZM21 145H22V144H21ZM31 145L33 146V149H32V146H31ZM47 145H48V148H45V149H47V150H48V153H49L50 149H51V151H52L53 149H52V147L49 149L50 146H49L48 143H47L46 145H44V146L47 147ZM71 145H72L71 143H70L69 145H67V146H68V150H69V148H71V147H70ZM73 145H74V146H72V149H73V147L76 146L75 144H73ZM92 145L94 146V142H93ZM92 145H91V146H92ZM139 145H140V144H139ZM139 145H138V146H139ZM151 145H152V144H151ZM175 145H176V144H175ZM178 145H179V144H178ZM180 145H181V143H180ZM184 145H185V146H184ZM245 145H246V144H245ZM247 145H248V144H247ZM247 145H246V146H247ZM254 145H255V144H254ZM3 146H4V145H3ZM19 146H20V145H19ZM37 146H38V144L36 145V147H37ZM41 146H38V147L41 148ZM44 146H43V147H44ZM57 146H56V147H57ZM59 146H60V144H59ZM61 146H62V145H61ZM61 146H60V147H61ZM78 146H79V145H77L76 148H78ZM131 146H132V145H131ZM140 146H141V145H140ZM263 146H264V145H263ZM5 147H6V146H5ZM16 147H17V146H16ZM16 147H14V148H16ZM22 147H23V149H24V148L26 149V147H24V146H22ZM22 147H21L20 150H22ZM36 147H35V149H36ZM38 147H37V148H38ZM43 147H42V148H43ZM60 147H59V148H60ZM88 147H89V146H87V149H88ZM94 147H95V146H94ZM114 147H115V146H114ZM129 147H130V145H129V142H128V147H127V148H128L129 151H130L131 149H130ZM136 147H137V145L134 146V147H132V149H133V148H136ZM142 147H144V148L146 147V149H147L148 146H146V145L144 146V145H143ZM142 147H141V149H142ZM163 147H164V146H163ZM169 147H170V146H169ZM175 147H177V145H176ZM188 147H189V145H188ZM248 147H249V146H248ZM248 147H247V148H248ZM0 148H1V147H0ZM14 148H13V149H14ZM19 148H20V147H19ZM53 148H54V147H53ZM61 148H62V147H61ZM61 148H60V149H61ZM76 148H75V149H76ZM83 148H84V147H83ZM91 148H92V147H90V149H89L90 151H88L87 149H85V150H86L87 152H91V151H92ZM106 148H107V147H106ZM111 148H112V147H111ZM111 148H110V151H111ZM119 148H122V147H119ZM123 148H126V146L123 147ZM137 148H138V147H137ZM137 148H136V149H137ZM150 148H151V147H150ZM171 148H172V147H170V149H171ZM2 149H3V150H6V149H4V147L1 148V150H2ZM43 149H44V148H43ZM45 149H44L43 151L38 149V150L35 151V154L37 155V151H40V152H41L40 155H42V153L44 154V152H47ZM60 149H59V150H60ZM63 149H64V148H63ZM65 149H66V147H65ZM65 149H64V151L66 152ZM72 149H71V151H72ZM95 149H96V151H97V148H95ZM107 149H108V148H107ZM115 149H116V148H115ZM115 149H114V151H115ZM117 149H118V148H117ZM146 149H144V150H146ZM158 149H159V148H158ZM165 149H166V148H165ZM165 149H164V150H165ZM187 149H188V148H187ZM189 149H190V148H189ZM251 149H252V148H251ZM15 150H16V149H15ZM18 150H19V149H18ZM20 150H19V151H20ZM73 150H74V149H73ZM77 150H78V152H81L79 149H76V151H77ZM81 150H83V149L81 148ZM85 150H84V152H85ZM93 150H94V149H93ZM124 150H126V149H124ZM139 150H140V149H139ZM148 150H149V148H148ZM148 150H147V151H148ZM155 150H157V149H155ZM161 150H162V149H160V152H161ZM164 150H162V152H163ZM167 150H168V148H167ZM171 150H173V149H171ZM243 150H246V149H243V148H242V151H243ZM19 151H17V152H19ZM25 151H26V150H25ZM51 151H50V152H51ZM53 151H54V150H53ZM57 151H58V149H57ZM64 151H63V152H64ZM71 151H68V152H66V153H69V154H70ZM76 151H74L73 153H75ZM96 151H95V153H96ZM98 151H99V150H98ZM120 151H121V150H120ZM120 151L118 150L117 152H119L120 155H121V152H120ZM122 151H123V150H122ZM132 151H133V150H132ZM132 151H131V152H132ZM137 151H138V150H137ZM140 151H141V150H140ZM140 151H139L138 153H140ZM147 151L145 152V154H147ZM151 151H152V153L154 152L153 150H151ZM173 151H175V150H173ZM173 151H172V152H173ZM256 151H257V150H256ZM258 151L260 152V151H261V148L258 149ZM3 152H6V151H3ZM15 152H16V151H15ZM22 152H24V150H23ZM22 152H20L21 155H22ZM26 152H28V151H26ZM124 152H125V151H124ZM127 152H128V151H127ZM134 152H135V153H134ZM166 152H167V151H166ZM168 152L170 153V154H169V156H170V155H171V152H170V151H168ZM168 152H167V153H168ZM24 153H25V152H24ZM24 153H23V154H24ZM28 153H29V152H28ZM30 153H31V152H30ZM32 153L34 154V152H32ZM38 153H39V152H38ZM55 153H56V152H55ZM55 153H53L54 155H53V154H51V155L54 157V156L57 155V154L55 155ZM59 153H60V156H61V153H62V152L60 151ZM59 153H58V155H59ZM66 153H65V154H66ZM76 153H77V152H76ZM76 153H75L74 155H76ZM92 153H94V152H92ZM100 153H101V152H100ZM132 153L135 154V155L138 154V153L136 152L135 149H134V151H133ZM245 153H246V152H245ZM245 153L243 152V155H244ZM257 153H258V152H257ZM260 153H261V152H260ZM262 153H263V152H262ZM35 154H34V155H35ZM45 154H46V153H45ZM49 154H50V153H49ZM71 154H72V153H71ZM71 154H70L69 156H71ZM81 154H82V152H81ZM88 154H90V153H88ZM123 154H124V156H122V155H121V156L123 157V159H126V158H125V155H127V154H125V153H123ZM128 154H129V153H128ZM142 154H143V153H142ZM157 154H158V153H157ZM163 154H164V153H163ZM240 154H241V153H240ZM240 154H238V155H240ZM1 155H2V154H1ZM6 155H7V156H5V154H3V156H5V157L8 158V154H6ZM16 155H17V154H16ZM16 155H15V156H16ZM21 155L19 156V153H18V156L21 157V158H23V157H22L23 155H22V156H21ZM28 155H29V154H28ZM38 155H39V154H38ZM38 155H37V156H38ZM40 155H39V157H40ZM63 155H64V153H62V156H63ZM104 155H105V154H104ZM104 155H103V156H104ZM130 155H131V154H130ZM130 155H129V156H130ZM138 155H141V153L138 154ZM150 155H151V154H150ZM152 155H153V154H152ZM155 155H156V154H155ZM155 155H154V156H155ZM159 155H160V154H159ZM165 155L167 156V154H165ZM245 155H248V153H246ZM245 155H244V156H245ZM252 155H253V154H252ZM252 155H250V156H252ZM263 155H264V154H263ZM18 156H16V157L18 158ZM29 156H30V155H29ZM29 156L27 157L28 160H27V158H26V161H27V162L29 161ZM31 156L34 157L32 154H31ZM37 156H35V157L37 158ZM62 156H61V157H62ZM77 156L80 157V155H77ZM92 156H93V155H92ZM95 156H96V154H95ZM141 156H142V155H141ZM146 156H147V155H146ZM146 156H145V157H146ZM162 156H163V155H162ZM166 156H165V157H166ZM235 156H236V155H235ZM244 156H243V157H244ZM248 156H249V155H248ZM248 156H247V157H248ZM9 157H10V156H9ZM16 157H12V158H16ZM25 157H26V154H25ZM25 157L23 158L24 160L22 159V161H24V162L26 163V161H25ZM39 157H38V158H39ZM42 157H43V156H42ZM48 157H49V156H48ZM53 157H51V158H49V159L52 160V159H54ZM56 157L58 158V156H56ZM56 157H55V158H56ZM67 157H68V156H67ZM67 157L65 158V156H63V159L66 160ZM73 157H74V156L72 155V157H70V158L72 159ZM81 157H82V156H81ZM97 157H99V152H98V156H97ZM100 157L102 158V156H100ZM105 157H106V156H105ZM119 157H120V156H119ZM122 157H120V158H122ZM126 157H128V156H126ZM130 157H131V156H130ZM133 157H134V156H133ZM135 157H136V156H135ZM138 157H139V156H138ZM158 157H159V156H158ZM165 157H164V158H163V157H160V158H163L164 160H166ZM167 157H168V156H167ZM167 157H166V158H167ZM177 157H178V158H177ZM240 157H242V156H240ZM260 157H261V156H260ZM260 157H258V158H260ZM263 157H264V156H263ZM7 158H5L4 160H6ZM17 158L15 159L16 161L13 159L14 161H11V162H12V163L14 162V164H15V162H17ZM21 158H19L20 161H18V165H19V162H21ZM36 158H35V160H36ZM38 158H37V159H38ZM45 158H46V160H48L47 157H46V155H44V159H45ZM57 158H56V159H57ZM59 158H60V157H59ZM75 158H76V157H74L73 159H75ZM94 158H95V157H94ZM103 158H104V157H103ZM103 158L101 159V161H102V160H105V158H104V159H103ZM106 158H107V157H106ZM168 158H169V157H168ZM1 159H3V157H1ZM40 159H41V157H40L38 160H40ZM42 159H43V158H42ZM71 159H70V162H71V161H72V162L69 163V164H73V163H74V162H73V159H72V160H71ZM86 159H89V158H86ZM99 159H100V158H99ZM99 159H98V160H99ZM128 159H129V158H128ZM130 159H131V158H130ZM134 159H136L135 161H137L139 158H138V159H137V158H134ZM142 159H143V158H142ZM236 159H239V158L236 157ZM242 159H243V158H242ZM246 159H247V158H246ZM246 159H244V160H246ZM251 159L253 160V158H251ZM254 159H255V156H254ZM4 160H3V161H4ZM31 160H32V158H31ZM31 160H30L29 162H31ZM35 160H34V161H35ZM38 160H36L35 162H37ZM46 160H45V161H46ZM65 160H64V161H65ZM68 160H69V157H68V159H67L66 161H68ZM106 160H107V159H106ZM132 160H133V159H132ZM139 160H141V158H140ZM147 160H148V159H147ZM147 160H145V161H147ZM153 160H154V158H153ZM153 160H152V162H154ZM155 160H157V158H156ZM172 160H173V159H172ZM175 160H174V161H175ZM256 160L258 161L257 158H256ZM256 160H255V161H256ZM260 160H262V159L260 158ZM263 160H264V159H263ZM7 161H8V159H7ZM32 161H33V160H32ZM42 161H43V160H42ZM82 161H83V160H82ZM86 161H87V160H86ZM101 161L99 160L98 162H101ZM133 161H134V160H133ZM141 161L143 162L144 160H141ZM160 161H161V160H160ZM170 161H171V160H170ZM174 161H173V162H174ZM248 161H251V160L249 159ZM9 162H10V161H9ZM9 162H7L6 164H10V165H11L12 163H9ZM29 162H28V163H29ZM35 162H34V163L32 162L33 164L31 163L30 165H31V166H32V165H35ZM38 162H40V161H38ZM38 162H37V163H38ZM47 162H48V161H47ZM47 162H46V163H47ZM59 162H60V161L58 160V161H57L58 165H61V164L63 163V161H62L61 163H59ZM83 162H85V161H83ZM126 162H127V161H126ZM131 162H132V161H130V163H131ZM139 162H140V161H139ZM149 162H151V160H149L147 163H149ZM152 162H151V164H152ZM238 162H239V161L237 160L236 163L238 164ZM242 162H243V160H242ZM246 162H247V161H246ZM246 162H245V163H246ZM252 162H253V161H251V163H252ZM41 163H42V162H41ZM43 163H45V162H43ZM43 163H42V164H43ZM48 163H50V162H48ZM52 163H53V161H52ZM52 163H51V164H52ZM64 163H65V162H64ZM75 163H76V162H75ZM85 163H86V162H85ZM87 163H88V162H87ZM105 163H106V162H105ZM108 163H109V162H108ZM127 163H128V162H127ZM130 163H129V164H130ZM134 163H136V162H134ZM140 163H141V162H140ZM145 163H146V162H145ZM147 163H146V164H147ZM157 163H158V162H157ZM162 163H163V162H162ZM162 163H161V164H162ZM228 163H229V161H228ZM243 163H244V162H243ZM253 163H254V162H253ZM257 163H258V162H257ZM260 163H261V162H260ZM0 164H1L0 166H2L3 163L0 162ZM6 164H3L2 167H4V165H6ZM23 164H24V163H22V165H23ZM38 164H40V163H38ZM53 164H54V165H57V164H55V162H54ZM53 164H52V165H53ZM80 164H81V163H80ZM132 164H133V163H132ZM132 164H131V165H132ZM136 164H139V163L137 162ZM158 164H159V163H158ZM158 164H157V166H158ZM161 164H159L158 168H160L161 166H165L167 163H166L165 165H161ZM225 164H226V163H225ZM232 164H233V163H232ZM247 164H248V167H250V166H249L250 163L247 162ZM247 164H246V165H247ZM262 164H264V163H262ZM10 165H7V167H8V166L10 167ZM12 165H13V164H12ZM16 165H17V163H16ZM16 165H15V166H16ZM22 165H20V166H22ZM24 165H25V164H24ZM27 165H28V164H27ZM27 165H26L25 168H27L26 170H27V173H28V171H29V170L31 171V169L28 170ZM30 165H29V166H30ZM40 165H41V164H40ZM43 165H44V164H43ZM45 165H46V164H45ZM49 165H50V164H48L47 166H49ZM65 165H66L65 168L67 169L68 162H67ZM77 165H79V163H77ZM81 165H82V164H81ZM85 165H86V164H85ZM90 165H91V164H90ZM106 165L108 166L107 163H106ZM109 165H110V164H109ZM125 165L127 166V164H125ZM125 165L123 164L124 167H125ZM131 165H130V166H131ZM144 165H145V164H144ZM160 165H161V166H160ZM168 165H169V164H168ZM168 165H167V166H168ZM239 165H240V162H239ZM239 165H238V167H239ZM243 165H244V164H243ZM243 165L241 166V168L239 169V171L242 170ZM246 165L244 166L245 169L248 168V167H246ZM250 165H251V164H250ZM258 165H259V164H258ZM20 166H19V169L21 168ZM47 166H45V167L47 168ZM61 166H64V164H62ZM61 166H59V168H61ZM71 166H72V165L68 166V167H69V170H70V168H73V167H74V166H73V167H71ZM154 166H156V165H154ZM209 166H210V167H209ZM220 166H221V165H220ZM229 166H231V163L229 164ZM233 166H234V165H233ZM252 166H253V165H252ZM260 166L262 167L263 165L260 164ZM5 167H6V166H5ZM7 167H6V168H7ZM9 167H8V168H9ZM37 167H38V165L36 166V168H37ZM39 167H40V166H39ZM39 167H38V168H39ZM55 167H56V166H55ZM55 167H52V168L56 169ZM76 167H77V166H76ZM79 167H80V166H79ZM79 167H78V168H79ZM82 167H84V166H82ZM89 167H90V166H89ZM89 167H88V169H87L86 167H85V168H86L87 170H89ZM91 167H92V166H91ZM91 167H90V169H92ZM133 167H134V166H133ZM136 167H138V165L135 166V168H136ZM142 167H143V166L140 167V164H139V168L141 169ZM147 167H149V165H148ZM151 167H152V166H151ZM208 167H209V168H208ZM221 167H224V165L221 166ZM226 167H228V166H226ZM235 167H236V165H235ZM253 167H254V166H253ZM253 167H252V169H253ZM257 167H258V166H257ZM263 167H264V166H263ZM263 167H262V168H263ZM6 168H5V169H6ZM11 168H13V167H11ZM11 168H9V169L11 170ZM17 168H18V166H17ZM17 168H16V169H17ZM29 168H30V167H29ZM32 168H33V166H32ZM36 168H35V169H36ZM40 168H41V167H40ZM40 168H39L38 170H40ZM52 168H50V169H51L50 173L53 171ZM65 168H64V169H65ZM85 168H83V169H84L83 171H86ZM131 168H132V166H131ZM144 168L146 169L145 166H144ZM216 168H217V167H216ZM229 168H230V167H229ZM231 168H232V167H231ZM244 168H243V169H244ZM1 169H2V168H1ZM16 169L14 168L13 170H16ZM19 169H17L18 172H19L21 169H23V168H21L20 170H19ZM50 169H49V170H50ZM66 169H65V170H66ZM74 169H75V168H74ZM74 169H72V170H74ZM93 169L98 170L96 167L93 168ZM122 169H123V168H121V170H122ZM125 169H126V168H125ZM125 169H123L124 172H125ZM132 169H133V168H132ZM145 169H144V170H145ZM150 169H151V168H150ZM195 169H196V170H195ZM219 169H220V168H219ZM221 169H222V168H221ZM223 169H225V167H224ZM223 169H222V170H223ZM232 169H234V168H232ZM235 169H237V168H235ZM254 169H255V168H254ZM7 170H8V169H6V170H0V174H1V171L5 173V171H7ZM10 170H8V173H9ZM24 170H25V169H23V171H24ZM26 170H25V171H26ZM56 170H58V168H57ZM78 170H79L78 173L76 172L77 169L75 170V172L77 173V175H78V174L80 175V174H81V173H79V172H80V169H78ZM96 170H94V171H95V172H99V170H98V171H96ZM100 170H101V169H100ZM103 170H104V169H103ZM105 170L107 171L108 169H105ZM123 170H122V171H123ZM130 170H131V169H130ZM130 170H129V171H130ZM142 170H143V168H142ZM142 170H139V172H142ZM146 170H147V169H146ZM162 170H163V169H162ZM189 170H191V171H190L189 174H188L187 172H188ZM226 170H228V169H225V172H224V173H225V176H226V172H227ZM230 170H231V169H229V171H228L229 173L232 171V170H231V171H230ZM249 170L252 171V172L254 171V170H251V169H249ZM249 170H246V172L249 171ZM11 171H12V170H11ZM11 171H10V172H11ZM23 171H22V174L17 173V172H16V173H17V174H16V173H14V171H13V173L15 174V175H14L15 177H12V175H13L12 172H11V176H9L10 173H9L8 176H9V177H12V178H13L12 182H14V181H15L14 178L18 177V176H17L18 174H20V175L23 176ZM41 171H42V172H45L44 169L41 170ZM47 171H48V170H47ZM63 171H64V170H63ZM66 171H67V173H65V171H64V173H65V174H68V173H69L68 170H66ZM70 171H71V170H70ZM94 171L92 170L91 172L93 173ZM101 171H102V170H101ZM101 171H100V172H101ZM106 171H105V172H106ZM127 171H128V170H127ZM137 171H138V170H136V172H137ZM155 171H156L157 173H156ZM218 171H219V170H218ZM244 171H245V170H244ZM250 171H249V172H250ZM34 172H35V171H34ZM53 172L55 173V170H54ZM53 172H52L51 174H53ZM56 172H57V171H56ZM59 172H60V171H59ZM59 172H57V173H59ZM73 172H74V171H73ZM73 172H72V173H73ZM75 172H74V173H75ZM88 172H89V171H88ZM88 172H86V173H88ZM100 172H99V173H100ZM102 172H103V171H102ZM109 172H110V175L107 174V172H106L105 174H107V175L110 177L113 173H112V171H109ZM109 172H108V173H109ZM144 172H146V171H144ZM144 172H143V174H144ZM159 172H160V171H159ZM210 172H213V171H210ZM221 172H222V171H221ZM246 172H245V173H246ZM6 173H7V172H6ZM27 173L25 172V175H26V176H27ZM29 173L31 174V172H29ZM32 173H33V172H32ZM36 173H37V170H36V172H35V175H37ZM39 173H40V171H39ZM39 173H38V175L41 174V173H40V174H39ZM46 173H47V172H45L44 175H46ZM60 173H62V171H61ZM72 173L69 174V177H70V175H72ZM76 173H75L74 175H72L71 177L76 176ZM103 173H104V172H103ZM111 173H112V174H111ZM127 173H128V172H127ZM130 173H132V171H131ZM190 173H191V174H190ZM207 173H208V172H207ZM213 173H214V172H213ZM215 173H216V170H215ZM215 173H214V174H215ZM224 173H222V174H224ZM233 173H235V172H233ZM236 173H237V172H236ZM243 173H244V172H242V175H241V172H240L241 177L243 176ZM245 173H244V174H245ZM250 173H251V172H250ZM256 173H257V172H256ZM262 173H264V171H263ZM42 174H43V173H42ZM48 174H49V172H48ZM48 174H47V175H48ZM51 174H49L50 177L52 176ZM96 174H97V173H96ZM134 174H135V173H134ZM143 174H142V176H144ZM147 174H148V171H147ZM208 174H209V173H208ZM214 174H212V176H213ZM216 174H217V175H220V173H219V174L216 173ZM253 174H254V173H252V175H253ZM1 175H3V174H1ZM35 175H31V176H35ZM38 175H37V178H38L39 180L42 179L41 177H42L43 175H42L41 177H38ZM57 175H58L57 177H60L59 174H57ZM62 175H64V174H61V176H62ZM82 175L85 176V175H87V174L84 175V174L82 173ZM98 175H99V174H98ZM103 175H104V174H103ZM107 175H106V176H107ZM127 175H128V174H126V175H124V176L122 175L123 177H121V178H119V179L121 180L122 178H124V177L127 176ZM132 175H133V174H131V177H132ZM139 175H140V174H139ZM210 175H211V174H209V176H210ZM227 175H228V174H227ZM232 175H233V174H232ZM237 175H239V174H237ZM240 175H239V176H240ZM247 175H248V174H247ZM247 175H246V176H247ZM257 175H258V174H257ZM257 175H255V176H257ZM26 176H25V177H24V176H23V177H20V179H22V178L24 179V178H26ZM28 176H29V175H28ZM83 176H82V178H83ZM88 176H89V177H88ZM88 176H85V178H87V179L91 178L90 175H88ZM133 176H134V175H133ZM145 176H146V175H145ZM198 176H197V177H198ZM214 176H215V175H214ZM234 176H235V175H234ZM239 176H238V177H239ZM246 176H245V177H246ZM261 176H262V175H261ZM1 177H2V176H1ZM3 177H4V175H3ZM5 177H6V176H5ZM5 177H4V178H5ZM35 177H36V176H35ZM35 177H31V178H35ZM43 177H44V176H43ZM45 177L47 178V176H45ZM50 177L48 176L49 179H52V178H50ZM53 177H54V174H53ZM63 177H64V179L66 180V181H65V184H64V182H63L64 185H62V182H60V184L62 185L63 188L67 187V186H65L66 183L68 184V186H69L71 183H73L72 185H73L74 187H75L74 184H75L76 182L78 183V181H77L76 179H74V180H76V181H73V182L70 183V181L73 180L74 177H73L72 179L70 178V179H71L70 181H67V178H66L67 176H66V177L63 176ZM69 177H68V179H69ZM76 177H77V176H76ZM76 177H75V178H76ZM80 177H81V175H80ZM80 177H79V178H80ZM114 177H116V176H113V178H114ZM117 177H118V176H117ZM127 177H129V176H127ZM127 177H126V178H127ZM136 177H137V173H136L135 178H136ZM146 177H148V176H146ZM194 177H195V174H194ZM203 177H204V176H202V178H203ZM220 177H221V175H220ZM220 177H216V178H217V184H218V179H219V182H220V180H221ZM222 177H223V176H222ZM226 177H227V176H226ZM230 177H231V176H230ZM241 177H240V178H241ZM248 177H250V174H249ZM4 178H3V179H4ZM12 178H11V179H12ZM18 178H19V177H18ZM54 178L56 179V173H55V177H54ZM82 178H80V180H82ZM94 178H95V177L93 176V178H91V179L93 180ZM111 178H112V177H111ZM132 178H133V177H132ZM141 178H143V177L140 176L139 179H136L137 181H136V180H135V181L138 182V180L140 181ZM191 178H192V177H191ZM210 178H211V176H210ZM235 178H236V176H235ZM242 178H243V177H242ZM242 178L238 180V184H240L239 181H241ZM253 178H254V177H253ZM253 178H252V179H253ZM260 178H261V177H260ZM1 179H2V178H1ZM1 179H0V180H1ZM3 179H2V181H3ZM16 179H17V178H16ZM23 179H22V180H23ZM26 179H28V181H30L31 183H33L34 181L38 180V179H36V180L32 179V181L34 180V181L32 182L31 179H30V180H29V178H26ZM26 179H25V180H26ZM43 179H44V178H43ZM49 179H47V180H49ZM55 179H53V180H55ZM77 179H78V177H77ZM103 179H105V178H103ZM115 179H116V178H115ZM119 179H118V180H119ZM129 179H130V177H129ZM143 179H144V178H143ZM146 179H147V178H146ZM178 179H179V180H178ZM188 179H189V178H188ZM193 179H194V178H193ZM199 179H200V177H199ZM204 179H205V178H203L202 180H204ZM206 179L208 180L209 178H206ZM212 179H213V178H211V180H212ZM248 179H249V178H248ZM248 179H247V180H248ZM256 179H258V178H256ZM262 179H263V178H262ZM59 180H60V179H59ZM85 180H86V179H85ZM85 180H83V181H85ZM96 180H97V178H96ZM106 180H107V177H106V179L104 180V185H106V183H109V182H107ZM110 180H111V179H110ZM133 180H134V179H133ZM144 180H145V179H144ZM175 180H178V181H176V184H174V183H175ZM182 180H183V179H182ZM182 180H180V181H182ZM194 180H196V178H195ZM207 180H205V182H206ZM245 180H246V179H245ZM250 180H251V179H250ZM258 180H259V179H258ZM260 180H261V179H260ZM5 181H6V180H5ZM8 181H10V180H9V179L7 180V182H6L7 184H6V185H7V187H10V188H11L13 184L10 182L12 185L8 186ZM44 181L47 182L46 180H44ZM55 181H56V180H55ZM87 181H88V180H87ZM89 181H90V179H89ZM89 181H88V182H89ZM105 181H106V183H105ZM115 181L117 182V179H116ZM126 181H127V180H126ZM126 181H125V182H126ZM131 181H132V179H130L129 182L127 181V182H128V185H130V184L133 185V184H132L133 182H131ZM142 181H143V180H142ZM142 181H140V182H142ZM146 181H147V180H146ZM180 181H179L178 183H180ZM212 181H213V180H212ZM225 181H226V179H225ZM225 181L223 180L222 182L224 183ZM235 181H236V180H235ZM251 181H252V180H251ZM255 181H256V180H255ZM262 181H263V180H262ZM19 182H20V181H19ZM19 182H14V184H15V183H16V184L18 183V184H17L18 186L15 185V186H17V188L14 187V189L11 188L10 190L12 191V189H13V190L17 189V190H16L17 192H19V190L22 191L21 187L19 186V185H20ZM21 182H22V181H21ZM21 182H20V183H21ZM23 182H24V180H23ZM30 182H27V186H28V183L30 184ZM39 182H40V181H39ZM41 182H42V181H41ZM74 182H75V183H74ZM79 182H82V181H79ZM91 182H92V181H91ZM95 182H97V181H95ZM118 182H119V181H118ZM120 182H121V181H120ZM130 182H131V183H130ZM140 182H139V183H140ZM190 182H191V181H190ZM196 182H197V181H196ZM199 182H200V180L198 181V183H199ZM201 182H202V181H201ZM203 182H204V181H203ZM209 182H210V180L208 181V183H209ZM213 182H214V183H213V186H215V185H216V184H215L216 179H214ZM222 182H221V184H222ZM242 182H244V181H242ZM248 182H250V181H248ZM259 182H260V181H259ZM259 182H258V183H259ZM2 183H3V182L0 181V184H2ZM24 183H26V182H24ZM24 183H22L21 186H23ZM49 183H50V181H49ZM52 183H54V182L52 181ZM52 183H50V184L52 185ZM69 183H70V184H69ZM92 183H93V182H92ZM144 183H145V181H144ZM148 183H147V185H149ZM186 183H187V182H186ZM192 183H193V180H192ZM192 183H190V184L192 185ZM210 183H211V182H210ZM210 183H209V184H210ZM246 183H247V181H246ZM246 183H245V184H246ZM33 184H34V183H33ZM33 184H31V185H33ZM35 184H38L37 181L35 182ZM43 184H44V183H43ZM45 184H48V183H45ZM45 184H44V185H45ZM55 184H56V183H55ZM55 184H54V185H55ZM58 184H59V183L57 182L56 185L58 186ZM60 184H59V185H60ZM82 184H84V183L78 184V185H80L79 187H81ZM88 184H89V183H87V185H88ZM101 184H103V182H102ZM123 184H125V183H124V179H123ZM126 184H127V183H126ZM140 184L142 185L143 183H140ZM187 184H188V183H187ZM196 184H197V183H196ZM196 184H195V185H196ZM201 184H202V183H201ZM201 184H199L200 186H198V187H196V188L199 189V187L203 186V185H201ZM204 184H205V183H204ZM209 184H206V185L209 186ZM214 184H215V185H214ZM219 184H220V183H219ZM221 184H220V185H221ZM251 184H254V183H251ZM259 184H260V183H259ZM38 185L40 186V184H38ZM38 185H37V186H38ZM51 185H50V186H51ZM54 185H53L52 187H54ZM61 185H60V187H61ZM94 185H96V184L93 183V186H94ZM104 185H102V188H104ZM107 185H108V184H107ZM116 185H117V184H116ZM116 185H115V187H116ZM131 185H130V186H131ZM134 185L137 186L135 183H134ZM193 185H194V184H193ZM220 185H219V186H220ZM223 185H224V184H223ZM241 185H242V184H241ZM254 185H255V184H254ZM254 185H253V186H254ZM34 186H35V185H34ZM37 186H35V187H37ZM39 186H38V187H39ZM41 186H43V185H41ZM41 186H40V187H41ZM46 186H47V185L44 186L45 189H46ZM57 186H56V188H57ZM64 186H65V187H64ZM76 186H77V185H76ZM82 186H83V185H82ZM84 186H85V184H84ZM88 186L90 187V185H88ZM88 186H86V188H85V189H87V190H85V195L82 197L83 199L80 200L81 196H82L84 193L80 195V198H78L79 196L77 195V199H79V202H78V200H77V201H76V204H79V205H80V203L84 200V197H85V196H87V198H86V197H85V198L88 199V194L86 195V192L88 193ZM93 186L91 185V187H93ZM121 186H122V185H121ZM123 186L126 187L127 185H123ZM145 186H146V184H144L143 186H140V187H142V188L144 187V189H145ZM150 186H151V184H150ZM150 186H149V188H151V189L154 187V185H153L152 187H150ZM176 186H177V185H176ZM207 186H206V187H207ZM243 186H244V184H243ZM253 186H249V187H250V188H251V187L253 188ZM256 186H257V185H256ZM0 187H1V186H0ZM3 187H4V184H3ZM3 187H2V188H3ZM7 187H4V188H5L4 190H5L6 192H7V190H9V188L7 189ZM19 187H20V188H19ZM24 187H25V186H24ZM38 187H37L35 190L38 189V192H40V190L42 189V187H41V188H40V187L38 188ZM48 187H49V185L47 186V188H48ZM79 187H78V188H79ZM91 187H90L89 191L92 190ZM94 187H95V186H94ZM108 187H109V186H108ZM119 187H120V186H119ZM133 187H134V186H133ZM181 187H182V186H177V187H175V188H177L176 190H178V189L182 190ZM206 187H205V188H206ZM233 187H234V186H233ZM238 187H239V186H238ZM241 187H242V186H241ZM2 188H0V189H2ZM26 188H27V189L29 188V192H30V190H31L32 187H26ZM67 188H68V187H67ZM69 188H70V187H69ZM76 188H77V187H76ZM76 188H74V189L76 190ZM106 188H107V187H106ZM126 188H128V186H127ZM131 188H132V186H131ZM131 188H130V189H131ZM135 188H138V187H135ZM154 188H155V187H154ZM154 188H153V190H158V189H154ZM156 188H157V187H156ZM173 188H174V187H173ZM173 188H171V189L174 190ZM186 188H188V187H186ZM190 188H191V186H190ZM190 188H188V189L190 190V193H191V189H192V188H191V189H190ZM193 188H194V187H193ZM217 188H219V187L217 186ZM220 188H221V187H220ZM223 188H224V187H223ZM239 188H240V187H239ZM239 188H238V189H239ZM247 188H248V186H247ZM6 189H7V190H6ZM39 189H40V190H39ZM50 189H52V188H50ZM50 189L48 188V190H50ZM53 189H54V188H53ZM53 189H52V190H53ZM74 189H73V190H72V189H68L67 192H70V195H71V194H72V193H71V190H72V191H75ZM104 189H105V188H104ZM112 189H114V188H112ZM117 189H118V188H117ZM144 189H142V190H144ZM183 189H185V188H183ZM188 189H187V190H188ZM200 189H201V188H200ZM203 189H204V187H203ZM208 189H209V188H208ZM211 189H212V188H211V186H210V189H209V190H211ZM214 189H216V187H214ZM214 189H213V190H214ZM227 189H228V188H227ZM227 189H226V190H227ZM236 189H237V188H236ZM238 189H237V190H238ZM10 190H9V191H10ZM23 190H24V188H23ZM32 190H34V189H32ZM35 190H34V191H35ZM48 190H47V189H46V190H43V189H42V191H45V192H43V194L46 193V191H48ZM52 190H51V191H52ZM54 190H55V189H54ZM65 190H66V189H65ZM69 190H70V191H69ZM80 190H82V189L80 188ZM80 190H78V191H80ZM83 190H84V188H83ZM102 190H103V189H102ZM145 190H147V189H145ZM163 190H162V191H163ZM172 190H170V191L172 192ZM192 190H193V189H192ZM195 190H196V189H195ZM201 190H202V189H201ZM206 190H207V189H206ZM209 190H208V191H209ZM213 190H212V191H213ZM255 190H256V189H255ZM257 190L259 191V189H257ZM11 191H10L11 194H10V193L8 194V195H10V196L12 195V193H14V191H13V192H11ZM16 191H15V193H16ZM21 191H20V193H23V192L26 191V190H24L23 192H21ZM27 191H28V190H27ZM27 191H26V193H27V198L29 199V198L32 196V197L30 198V201H31V203H33L34 201L32 202V198H33V200H35V199H34L35 194H37L38 192L35 191V194L33 195V193L30 194L31 192L28 193ZM34 191H33V192H34ZM104 191H105V190H103V192H104ZM110 191L112 192L113 190L110 189ZM120 191H121V190H120ZM123 191H124V189H123ZM123 191H121V192L123 193ZM128 191H130L129 188H128ZM132 191H133V193H135V192H134L135 189H134V190H131V192H132ZM137 191H138V190H137ZM137 191H136V192H137ZM151 191H152V190H151ZM166 191H163V192H166ZM178 191H179V190H178ZM178 191H177V192H178ZM184 191H185V190H184ZM199 191H200V190H199ZM199 191L197 190V193H198ZM214 191H215V190H214ZM216 191H217V190H216ZM221 191H222V190H221ZM242 191H243V190H242ZM246 191L248 192V191H251V190L248 188V190L246 189ZM258 191H257V192H258ZM6 192H5V193H6ZM36 192H37V193H36ZM48 192H49V191H48ZM57 192H58V190H57ZM57 192H56V190H55V192L53 191L52 193H56V194H57ZM67 192H66V193H67ZM83 192H84V191H83ZM94 192H96V188H95V190H92V193H94ZM98 192H99V191H98ZM98 192H97V193H98ZM105 192H107V189H106ZM105 192H104V193H105ZM111 192L109 193V195L111 194ZM115 192L117 193L118 191L116 190V191H114V192H112V193H115ZM121 192H120V193L118 192V193L121 194ZM124 192H125V194H127V193H126L127 191H124ZM138 192H139V191H138ZM138 192H137V193H138ZM142 192H144V191H142ZM175 192H176V191H175ZM175 192L173 193L174 195H176ZM185 192H186V191H185ZM185 192H184V193H185ZM187 192H188V191H187ZM201 192H202V191H201ZM227 192H228V191H227ZM240 192H241V191L239 190L238 194H239ZM7 193H8V192H7ZM15 193H14V194H15ZM24 193H25V192H24ZM26 193H25V195H26ZM40 193H41V192H40ZM61 193H62V191L60 192V189H59V194H61ZM63 193H65V192H64V189H63ZM75 193L77 194V190H76ZM80 193H81V191H80ZM100 193H101V192H100ZM137 193H135V196H136ZM145 193H146V192H145ZM156 193H157V191H156ZM156 193H155V196L153 195L154 193H152V192H150L151 195H150V194H147V193H146V194H147V196H148L149 198H150L152 195L154 196V198H156V197L158 196V195H156ZM167 193L170 194L171 196H173L172 193H170L169 191H167ZM178 193H182V192H178ZM178 193H177V194H178ZM184 193H182V195H183ZM190 193H188V196H189ZM194 193H195V191H194ZM194 193H193V194H194ZM199 193H200V192H199ZM207 193H208V192H207ZM207 193H206V194H207ZM211 193H212V192H211ZM231 193H232V192H231ZM231 193H230V195H231ZM234 193H235V192H234ZM3 194H4V193H3ZM17 194H19V193H17ZM28 194H30L31 196L28 195ZM56 194H55V195H56ZM73 194H74V192H73ZM73 194H72L71 196H74ZM105 194H106V193H105ZM119 194H118V195H119ZM123 194H124V193H123ZM158 194H159V193H158ZM193 194H192V195H193ZM195 194H196V193H195ZM221 194H222V193H221ZM236 194H237V193H235V194H233V195L237 196ZM241 194H243V192H241L240 195H241ZM244 194H245V193H244ZM252 194H253V193H252ZM256 194H257V193H256ZM19 195H20V194H19ZM22 195H23V194H22ZM22 195H21V196H22ZM40 195H42V193H41ZM40 195H39V193H38V197H40ZM46 195H47V196H50L51 194H50V195H49V193L44 194V196H46ZM52 195H53V194H52ZM55 195H53V196H55ZM67 195L69 196V193H68ZM92 195H95V193L92 194ZM96 195H97V194H96ZM98 195H100V194L98 193ZM101 195L103 196V194H101ZM121 195H122V194H121ZM121 195H119V196H121ZM129 195H132V194L130 193ZM129 195H128V196H129ZM138 195L142 196L141 193L138 194ZM143 195H144V194H143ZM149 195H150V196H149ZM159 195H160V194H159ZM164 195H165V194H164ZM170 195H169V196H170ZM178 195H179V194H178ZM178 195H176V196H178ZM184 195H185V194H184ZM186 195H187V194H186ZM226 195H229V194H226ZM240 195H239V196H240ZM254 195H255V194H254ZM4 196H5V195L0 196V197H4ZM6 196H7V195H6ZM12 196H13V195H12ZM12 196H11V198H12ZM17 196H18V195H17ZM21 196H19V197H21ZM28 196H30V197H28ZM33 196H34V197H33ZM42 196H43V195H42ZM56 196H57V195H56ZM56 196L54 197V200L52 199L53 202L55 201ZM61 196H63V197L61 198ZM64 196L66 197V194H64V195L62 194V195H60V197L57 196V198L59 197V199H60V198L63 199V198H65ZM89 196H91V194H89ZM122 196H123V195H122ZM122 196H121V197H122ZM124 196H125V195H124ZM124 196H123V197H124ZM132 196H133V195H132ZM132 196H129V197H132ZM135 196H134V197H135ZM140 196H139V197H140ZM144 196H145V195H144ZM147 196L145 197V198H147V199H144V198L141 199V198H139V199L142 200V203H141L140 200L137 199V200L140 201V203H141V208L144 206V205H142L143 202H144V200H145V202H146V200H148V197H147ZM198 196H199V195H198ZM223 196H224V195H223ZM252 196H253V195H252ZM261 196H262V195H261ZM263 196H264V195H263ZM13 197H15V196H13ZM38 197H36L35 202L37 201V203L40 202V203L43 204V202H41V200H43L42 198H45V197H41V198H38ZM91 197H93L94 202H96V200H97V204L95 203V204H93V205H90V204H88L87 202H86L85 204L90 205V207H91V206H92V207L94 206L95 208H94V207H93V208H94L95 210H97L98 208L96 209V206H95V205L98 206V203H100V202H98V201H99L100 199H99V198H96V200H95L94 196H91ZM126 197H127V196H126ZM142 197H143V196H142ZM182 197L184 198V196H182ZM191 197H192V196H191ZM191 197H190V198H191ZM200 197H201V196H200ZM215 197H216V195H215ZM220 197H222V196H220ZM224 197H225V196H224ZM230 197H232V196H230ZM230 197H229V198H230ZM242 197H243V196H242ZM244 197H245V196H244ZM7 198H8V196H7ZM11 198L9 197L8 199H11ZM21 198H22V200H25V199H23V198H26V197L23 196V197H21ZM21 198H18L19 200H18L17 198H15L14 200H16V199H17V200H16L15 202H14V201H12V202H13V203H16V202H18V201H21ZM27 198H26V199H27ZM37 198H38V200H37ZM46 198L49 199L48 197H46ZM51 198H52V196H51ZM51 198H50V199H51ZM57 198H56V199H57ZM66 198H67V199H66ZM66 198H65L66 200L64 199L65 202L69 199L68 197H66ZM71 198H72V197H71ZM71 198H70V199H71ZM100 198H101V197H100ZM104 198H105V196L102 197V199H104ZM127 198H128V197H127ZM127 198H126V199H127ZM136 198H137V196H136ZM136 198H134V199L136 200ZM152 198H153V197H152ZM154 198H153V200H151V198H150L151 201H150V200L147 201V202H149V201L151 202L150 204L148 203L150 206H151V204H152V201L155 200ZM157 198H158V199L161 198V200H164V204H162V205H165V202L167 203V201H165V200H167V198L162 199V197H160V196L157 197ZM157 198H156V203L158 202V201H157V200H158ZM163 198H164V197H163ZM193 198H194V197H193ZM196 198H197V197H196ZM196 198H195V199H196ZM198 198H199V197H198ZM198 198L196 199L197 201L195 200L196 202L199 201ZM205 198H206V197H205ZM217 198H218V197H217ZM227 198H228V197H226L225 199H227ZM247 198H249V196H248ZM247 198H246V199H247ZM253 198H254V197H253ZM3 199L6 201V198H3ZM3 199H0V200L2 201ZM28 199H27V201H28ZM39 199H40V201H39ZM50 199H49V202H50ZM72 199H74V201L72 200L73 203H74L76 198H72ZM86 199H85V200H86ZM89 199H91V198H89ZM102 199H101L100 201H102ZM105 199H106V198H105ZM105 199H104V200H105ZM126 199H125V201H122V202H123V203H126V202H127ZM132 199H133V198H132ZM132 199H131L130 201H132V202L135 201L134 199H133V200H132ZM186 199H187V198H186ZM191 199H192V198H191ZM207 199H208V198H207ZM222 199L225 200L224 198H221L220 200H222ZM241 199H242V198H241ZM4 200H3V202H5ZM11 200H13V199H11ZM11 200H8V202L11 201ZM44 200H46V199H44ZM44 200H43V201H44ZM52 200H51V201H52ZM120 200H121V199H120ZM161 200H160V201H161ZM171 200H172V199H171ZM171 200H170V201H171ZM179 200H181V198H180ZM179 200H177V201H179ZM182 200H183V199H182ZM193 200H194V199H193ZM200 200H201V198H200ZM220 200H219V201H220ZM227 200H228V199H227ZM227 200H226V201H227ZM234 200H235V199H234ZM238 200H240V199L238 198ZM244 200H245V199H243V201H244ZM247 200H248V199H247ZM249 200H250V199H249ZM258 200H259V199H258ZM25 201H26V200H25ZM25 201H24L25 204H22L23 201H22V202H18V203H21L20 205H21V206L24 205L25 207H24V206H23V207H24L25 209H27V207H26V202H27V201H26V202H25ZM30 201H29V203H30ZM38 201H39V202H38ZM60 201H61V200L57 201L58 204H59ZM62 201H63V200H62ZM62 201H61V202H62ZM68 201H69V200H68ZM70 201H71V200H70ZM80 201H81V202H80ZM86 201H87V200H86ZM89 201H90V200H89ZM89 201H88V202H89ZM128 201H129V200H128ZM172 201H173V202L176 201L175 198H174V200H172ZM172 201H171V202H172ZM185 201H186V200H185ZM215 201H216V203H217V200H215ZM236 201H237V200H236ZM240 201H241V200H240ZM256 201H257V200H256ZM259 201H262V204H263V199H262V200H259ZM259 201H258V202H259ZM3 202H2V203H3ZM8 202H7V203H8ZM45 202H46V201H45ZM45 202H44L43 205H45ZM49 202L47 201V206H50V207H51V205L48 204ZM53 202H50V203L52 204V207L54 206ZM57 202H55V203L57 204ZM63 202H64V201H63ZM91 202H93V200L90 201V203H91ZM105 202H107V201L105 200ZM147 202H146V203H147ZM162 202H163V201H161V203H162ZM171 202H169L168 204H170ZM180 202H181V201H180ZM180 202H179V203H180ZM234 202H235V201H234ZM13 203H10V204H13ZM18 203H16V204H18ZM40 203H39L38 207L40 206ZM68 203H69V202H68ZM73 203H72V204H73ZM123 203H122V204H123ZM140 203H139V202H138V204H137V202H136V204L133 203V205L135 204L136 206H138V208H135V206H134L135 211H136V209H139V207H140L139 204H140ZM161 203L159 202V205H160ZM210 203H211V202H210ZM210 203H209V205H210ZM223 203H224V202H223ZM247 203H249V202H247ZM254 203H255V202H254ZM33 204H34V205H33ZM33 204H32V206H33V208H35L37 204H36V203H33ZM35 204H36V205H35ZM42 204H41V207H39V208H41V209H42V207H44ZM65 204H66V203H65ZM81 204H82V203H81ZM85 204L83 203L82 206L85 205ZM104 204H105V206H106V203H104ZM104 204H103V205H104ZM129 204H130V203H129ZM144 204H145V203H144ZM153 204L155 205V203H153ZM174 204H175V202H174ZM195 204H196V203H195ZM207 204H208V203H207ZM207 204H204V205H207ZM211 204H213V202H212ZM224 204H225V203H224ZM224 204H223V206H224ZM238 204H239V203H238ZM250 204H251V203H250ZM256 204H257V203H256ZM256 204H255V205H256ZM259 204H261V202H259ZM259 204H258V205H259ZM1 205H2V206H3V205L7 206L6 203L1 204ZM8 205H9V203H8ZM13 205H14V204H13ZM13 205H12V206H13ZM28 205H30V204H28ZM28 205H27V206H28ZM59 205H61L60 207H62V203L59 204ZM69 205H71V203H69L68 206H69ZM73 205H74V204H73ZM103 205H102V207H103L102 209H104V207H105V206H103ZM107 205H108V204H107ZM127 205H128V202L126 203V206H127ZM130 205H131V204H130ZM130 205H128V206L130 207ZM149 205H148V208L146 207L147 205H145V206H144L145 209H146V208H147V210L150 209ZM157 205H158V204H156L155 206H157ZM170 205H171V204H170ZM219 205H220V204H219ZM221 205H222V203H221ZM228 205H229V203H228ZM233 205H234V204H233ZM240 205H242V203H241ZM240 205H237V206H240ZM243 205L246 206L247 204L245 205V203H243ZM243 205H242V206H243ZM258 205H257V206H258ZM263 205H264V204H263ZM14 206H15V205H14ZM18 206H19V204H18ZM47 206H46V207H47ZM55 206H56V205H55ZM57 206H58V205H57ZM68 206H67V207H68ZM71 206H72V205H71ZM71 206H70V208H71ZM77 206H78V205H76V207H77ZM80 206H81V205H80ZM126 206H125V207H126ZM155 206H154V207H155ZM160 206H161V205H160ZM166 206H167V205H166ZM211 206H212V205H210V208H211ZM230 206H231V205H230ZM235 206H236V205H235ZM235 206H233V207H235ZM244 206H243V208H244ZM248 206H249V205H248ZM38 207H37V208H38ZM50 207H47L46 209L44 208L45 211H46L47 209L50 210V209L52 208V207H51V208H50ZM76 207H74V208L72 207V208H71V211H74V209H75ZM78 207H79V206H78ZM83 207H84V206H83ZM86 207H87V205H86ZM88 207H89V206H88ZM90 207H89V208H90ZM98 207H100V206H98ZM106 207H107V206H106ZM106 207H105V208H106ZM129 207H126V208H128V209H126V211H128V210L131 209V208H129ZM131 207H133V206H131ZM151 207H153V205H152ZM154 207H153V208H154ZM158 207H159V206H158ZM161 207H162V206H161ZM191 207H192V206H191ZM202 207H204V206L202 205ZM228 207H229V206H228ZM258 207H259V206H258ZM261 207H262L261 209L264 208L262 205H261ZM0 208H1V207H0ZM9 208H10V207H9ZM12 208H13V207H12ZM12 208H11V209H12ZM14 208H16L15 211L18 210V212H19L20 210H22L20 206H19L20 210H19V208L17 209L16 206H15ZM24 208H23V209H24ZM31 208H32V207H31V205H30V209H29V208L27 209V213H28V211L31 210ZM33 208H32V209H33ZM37 208H36V209H37ZM53 208H54V207H53ZM53 208H52V209H53ZM62 208H63V207H62ZM62 208H61V209H62ZM64 208H66V205H64ZM93 208H91V209L94 210ZM123 208H124V207H123ZM155 208H157V207H155ZM192 208H193V207H192ZM195 208H196V207H195ZM212 208H213V207H212ZM217 208H218V207H217ZM217 208H216V209H217ZM240 208H241V206H240ZM256 208H257V207H256ZM256 208H255V209H256ZM259 208H260V207H259ZM6 209H7V208H6ZM58 209H59V208H58ZM66 209L68 210V208H66ZM72 209H73V210H72ZM76 209H77V208H76ZM78 209H79V208H78ZM84 209L87 210L88 208H84ZM102 209H100L101 212H102ZM124 209H125V208H124ZM145 209H144V210H145ZM158 209H159V208H158ZM161 209H162V208H161ZM161 209H159V210H160L159 212L154 210L156 213L153 212V214H152L151 217H149L151 214L149 215V214H148L149 212H148L147 214H148L149 216H148V215H147V216H148L150 219H152V218H154V217L156 216V215H154V213L157 214V212H158L159 215L161 214V213H160V212L162 211ZM185 209H186V208H185ZM200 209H201V208H200ZM205 209H206V207H205ZM230 209L232 210V208H230ZM233 209H234V208H233ZM237 209H238V208H237ZM8 210H9V209H7V211H8ZM37 210L40 211V209H37ZM49 210H47L46 212H48ZM54 210L56 211L57 209L54 208ZM63 210H64V209H63ZM63 210H60V209H59V212H60V211H63ZM67 210H66V213H67ZM85 210H83V208H82V212L85 211ZM88 210H90V209H88ZM88 210L85 211V212H86V215H85V216H87V217H88V216L90 215V213L92 212V210H90L89 215H87V214H88L87 212H89ZM100 210L98 209V212H99V213H101ZM104 210H105V209H104ZM131 210L134 211L133 209H131ZM144 210H143V211H144ZM207 210H208V208H207ZM238 210H239V209H238ZM238 210H237V211H238ZM240 210H241V209H240ZM249 210H250V209H249ZM249 210H248V211H249ZM256 210H258V208H257ZM259 210H260V209H259ZM259 210H258V211H259ZM22 211H23V210H22ZM22 211H21V212H22ZM35 211H36V210H35ZM38 211H36V212H38ZM42 211H43V210H42ZM55 211H54V213H53L52 210H50V212L46 213L47 215H46L45 213H43V212H42V213L39 212V213H38V214H39V218H42V215H41V214H43V216L46 215L47 217L44 216L45 218H49V216L53 215V216H51V218H52V220H54L53 217H55V216H54ZM69 211H70V210H69ZM71 211H70V212H71ZM75 211H76V210H75ZM75 211H74V212H75ZM80 211H81V210H80ZM117 211L119 212V210H117ZM140 211H141V210H140ZM145 211H146V210H145ZM150 211H151V210H150ZM164 211H165V210H164ZM187 211H189V210H187ZM187 211H186V213H187ZM197 211H200V210L197 209ZM212 211H213V210H212ZM212 211H211V212H212ZM215 211H216V213H217V210H215ZM225 211H226V210H225ZM237 211H236V213H237ZM244 211H245V210H244ZM244 211H243V212H244ZM254 211H255V210H254ZM254 211H253V213H254ZM24 212L26 213V210H25ZM59 212H58V210L56 211V213H59ZM63 212H64V211H63ZM70 212H68V213H70ZM74 212H73V213H74ZM78 212H79V210L77 211V214H76V213H74V214H76V215L78 216V215L81 213V212H79V213H78ZM98 212L96 211L97 216H95L96 214L94 215L95 211L92 212L93 214H92L91 216H92V217L95 216V217L97 218V217H98ZM104 212H106L105 214H107V215L110 214L109 212L107 213V211H104ZM128 212H130V211H128ZM146 212H147V211H146ZM182 212H183V211H182ZM190 212H191V211H190ZM190 212H189V213H190ZM195 212H196V211H195ZM211 212H210V213H211ZM219 212H220V210H219ZM219 212H218V214H221V213H219ZM223 212H224V210H223ZM228 212H230V211H228ZM259 212H261V210H260ZM262 212H263V211H262ZM11 213H12V212H11ZM14 213H15V212L13 211L12 214H14ZM16 213H17V212H16ZM29 213H33V214H34V211H33V212L31 211V212H29ZM40 213H41V214H40ZM50 213H52V214L50 215ZM66 213H64V215H65ZM73 213H72V214H73ZM135 213H137V211H136ZM143 213H145V212H143ZM191 213H192V212H191ZM202 213H203V212H202ZM224 213H226V212H224ZM233 213H234V212H233ZM236 213H234V214H236ZM244 213H245V212H244ZM244 213H243L242 216H244ZM246 213H248V212H246ZM251 213H252V212H251ZM251 213H249V215H252ZM255 213H256V212H255ZM257 213H258V212H257ZM5 214H6V213H5ZM5 214L3 215V213H2L1 215H3V217H4V216L7 215V214H6V215H5ZM17 214H18V213H17ZM23 214H24V213H23ZM36 214H37V213H35V215H36ZM38 214H37V216H38ZM101 214H102V213H101ZM132 214L135 215L134 213H132ZM138 214H140V216H141L142 213H140V212L138 211ZM138 214H137V215H138ZM179 214H180V213H179ZM182 214H185V213H182ZM203 214H204V213H203ZM205 214H207V213L205 212ZM213 214H214V213H213ZM231 214H232V213L230 212V216H229V214H227V215H228L231 219H233V220L236 221L238 217H237V218H236V216L233 217V215L231 216ZM239 214H240V213H239ZM263 214H264V212H263ZM263 214H262V215H263ZM15 215H16V214H14V216H15ZM27 215H28V214H27ZM27 215H25V216H27ZM29 215H31V214H29ZM29 215H28V216H29ZM55 215H56V216L58 215V218H57V219H59V217H60L59 215H60V214H55ZM64 215H61V216H64ZM80 215H81V217L83 218V214H80ZM93 215H94V216H93ZM102 215H103V214H102ZM117 215H118V214H117ZM121 215H122V214H121ZM121 215L119 214L120 217L117 216V217H119L118 219L121 218ZM130 215H131V214H130ZM133 215H132V217H133ZM137 215H136V216H137ZM142 215H143V214H142ZM145 215H146V214H145ZM145 215H144V216H145ZM159 215L157 214V217H159ZM177 215H178V214H177ZM177 215H176V216H177ZM191 215H193V214H191ZM195 215H196V214H195ZM195 215H193V217H194ZM222 215H223V214H222ZM222 215H221L220 217H222ZM247 215H248V214H247ZM258 215H260L259 217L261 218V213L258 214ZM8 216H9V215H8ZM14 216L11 215V217H13L14 220L16 221V219H15L16 217H14ZM16 216H17V215H16ZM31 216H32V215H31ZM66 216H67V218H68V216H71V213H70V215L66 214ZM66 216L63 217L64 220L66 219V218H65ZM72 216H73V215H72ZM99 216H100V215H99ZM105 216H106V215H105ZM105 216H104V218H105ZM147 216H145V217H147ZM178 216H179V215H178ZM185 216H187V215H184V217H185ZM228 216H227V219H228V221H229L230 219L228 218ZM237 216H238V215H237ZM34 217L37 218L36 216H34ZM34 217L32 216V218H34ZM78 217H79V216H78ZM78 217L75 216L74 218H78ZM87 217H85V218H87ZM92 217H91V218H92ZM109 217H111V216H109ZM117 217H116V218H117ZM137 217H138V216H137ZM171 217H172V216H171ZM180 217H181V216H180ZM182 217H183V216H182ZM206 217H207V216H206ZM208 217H209V216H208ZM216 217H217V219H218V216H216ZM223 217H224V216H223ZM225 217H226V216H225ZM239 217H240V215H239ZM244 217H246V214H245ZM244 217H243V218H244ZM247 217H249V216H247ZM253 217H254V216H253ZM255 217H256V216H255ZM1 218H2V216H1ZM17 218H18V217H17ZM30 218H31V217L29 216V219H30ZM39 218H38V220H40ZM55 218H56V217H55ZM61 218H62V217H61ZM61 218H60V219H61ZM63 218H62L61 220H63ZM74 218H71L73 222H71V221H70V222H71V224L73 223L72 225L77 224L76 226H80V225H82V223H84V222L87 220V219H86V220L84 219V220H85V221H84V220L82 219L83 222H79V221H81V220H79L80 218H78V223H74V222L77 220V219H76V220L74 221ZM91 218H90V216H89L88 219L91 220ZM104 218H101V219H104ZM133 218H135V217H133ZM133 218H132V220H133ZM139 218H141V217H139ZM155 218H156V217H155ZM174 218H175V217H174ZM186 218H187V217H185V219H186ZM191 218H192V216H191ZM195 218H196V217H195ZM195 218H194V219H195ZM200 218H201V217H200ZM234 218H235V219H234ZM240 218H241V217H240ZM240 218H239L238 222L240 221ZM243 218H242V219H243ZM263 218H264V215H263ZM3 219H5V217H4ZM6 219H9V218L6 217ZM49 219H50V218H49ZM69 219H70V218L66 219L65 221H67V220L69 221ZM94 219H95V218H94ZM99 219H100V218H99ZM101 219H100V220H101ZM108 219H110V218H106L105 220L107 221ZM111 219H112V218H111ZM122 219H123V218H122ZM122 219H121V220H122ZM142 219H143V218H142ZM145 219L148 220L147 218H144L143 220L145 221ZM189 219H190V218H189ZM198 219H199V218H198ZM198 219H196V220H198ZM202 219H203V217H202ZM222 219H223V221H224V218H221V220H222ZM227 219H225V220H227ZM242 219H241V221H242ZM244 219H246V218H244ZM254 219H255V218H254ZM21 220H22V219H21ZM52 220H48V221H51L50 224H49V223L47 224V222H46L47 227H48V225L53 226V225H52V224H53V223H52ZM61 220H59V221L61 222ZM64 220H63V221H64ZM92 220H93V219H92ZM105 220H104V221H105ZM121 220H120V221H121ZM135 220H137V219H135ZM170 220L172 221V219H170ZM170 220L167 221L169 224L172 223V222H170ZM181 220H182V219H181ZM192 220H193V219H192ZM208 220H209V219H208ZM211 220H212V219H211ZM219 220H220V219H219ZM221 220H220V221H221ZM247 220H248V218H247ZM255 220H257V219H255ZM255 220H254V221H255ZM259 220H261V222H263L262 219H259ZM27 221H28V220H27ZM41 221H43V219H42ZM45 221H46V220H45ZM56 221L59 223L58 220H56ZM56 221H55V222H56ZM65 221H64V222H65ZM88 221H89V220H88ZM96 221L98 222L99 226L94 225V227H97V229L100 228V225H101L100 223L103 224V225H101V227L104 226V225L106 226V224H107V223H106V224L103 223V221H102V222H99V220H96ZM112 221H113V220H112ZM120 221H117L116 224H118V222H119V224H120ZM133 221H134V220H133ZM138 221H139V219H138ZM185 221H186V220H185ZM190 221H191V220H190ZM193 221H194V220H193ZM198 221H199V220H198ZM212 221L214 222V220H212ZM212 221H211V222H212ZM231 221H232V220H231ZM231 221H229V222H231ZM245 221H246V220L242 221V223H239V224L242 225L243 222H245ZM29 222H30V220H29ZM35 222H36V219H35ZM43 222H44V221H43ZM43 222H42V223H43ZM53 222H54V221H53ZM86 222H87V221H86ZM89 222H90V221H89ZM93 222H94V221H92V223H93ZM107 222H108V224H109L110 221H107ZM123 222H124V224H125V221H123ZM126 222H127V221H126ZM134 222H135V221H134ZM173 222H174V221H173ZM182 222H183V221H182ZM188 222H189V220H188ZM217 222H219V221L217 220V221L215 222V224H217ZM238 222H234V223H236V225L238 226V225H239ZM246 222H247V221H246ZM246 222H245V223H246ZM249 222H250V221H249ZM249 222L246 223V224L248 225ZM251 222H252V220H251ZM251 222H250V224H251ZM258 222H259V221H258ZM10 223H11V221L9 220V223L7 224L8 228H9V224H10ZM12 223H13V222H12ZM20 223H21V222H20ZM32 223H33V225H34V221H33ZM39 223H40V227H42V226H41L42 223H41V222H39ZM51 223H52V224H51ZM58 223H56L57 226H58ZM68 223H69V222H68ZM80 223H81V224H80ZM110 223H111V222H110ZM113 223L115 224L114 221H113ZM113 223L111 224L112 227H113V225H114ZM127 223H128V222H127ZM168 223H166V225H167ZM184 223H185V222H184ZM186 223H187V222H186ZM200 223H201V222H200ZM207 223H208V221L206 220L205 224H202V225H206ZM209 223H210V222H209ZM209 223H208L207 225H208V226H209V225L211 226V223H210V224H209ZM222 223H226V221H225V222H222ZM222 223H220V224L222 225ZM231 223H233V222H231ZM234 223H233V224H234ZM252 223H254V222H252ZM256 223H257V222H256ZM259 223H260V222H259ZM263 223H264V222H263ZM263 223H262V224H263ZM16 224H17V222H16ZM35 224H36V223H35ZM46 224H45V222H44L42 225H45V227H46ZM59 224H60V223H59ZM66 224H67V222H66ZM71 224H68V225H69L68 228L70 227ZM78 224H79V225H78ZM84 224H85V223H84ZM87 224H88V222H87ZM169 224H168V227L170 226ZM172 224H174V223H172ZM172 224H171V225H172ZM197 224H198V223H197ZM233 224H232V225H233ZM250 224H249V225H250ZM10 225H11V224H10ZM37 225L39 226L38 223H37ZM37 225H36V228H32L33 226L31 227V228H32L31 230H33V232H34V229H37V230H38V226H37ZM54 225H55V224H54ZM60 225H64L63 222H62ZM72 225H71V228L74 229ZM89 225H90V224H89ZM89 225H88V226H89ZM202 225H201V226H202ZM218 225H219V224H218ZM236 225H234V226L236 227ZM241 225H240V226H241ZM249 225H248V226H249ZM254 225H256V227H257L258 224H254ZM260 225H261V224H260ZM34 226H35V225H34ZM57 226H55V227H57ZM64 226H65V225H64ZM64 226H62V227L64 228ZM83 226H84V225H83ZM83 226H82V227H83ZM85 226H86V224H85ZM85 226H84V227H85ZM91 226H92V225H91ZM108 226H109V225H108ZM121 226H122V225H121ZM173 226H175V225H173ZM210 226H209V228L206 226L205 229H211V228L213 227V226H211V227H210ZM245 226H246V225H245ZM245 226H243V227H245ZM258 226H259V225H258ZM11 227H12V226H11ZM40 227H39V230H38V231H40V232H38V233H41V229L43 230V228L40 229ZM45 227H44V228H45ZM53 227H54V226H53ZM53 227H52V228H53ZM66 227H67V225L65 226V229H66ZM84 227H83V228H84ZM92 227H93V226H92ZM92 227H91V228H92ZM98 227H99V228H98ZM106 227H107V226H106ZM112 227H109V230H110ZM114 227H115V225H114ZM114 227H113V228H114ZM116 227H117V225H116ZM118 227H119V226H118ZM164 227L166 228L167 226L164 225ZM168 227H167V228H168ZM190 227H191V226H188L187 228H190ZM203 227H204V226H203ZM203 227H202V229H204ZM217 227H218V226H217ZM219 227H220V226H219ZM228 227H229V226H228ZM228 227H227V228H228ZM238 227H239V226H238ZM251 227H252V225H251ZM253 227H254V226H253ZM48 228H49V227H48ZM59 228H60V227H59ZM71 228H70V229H71ZM79 228H80V227H79ZM83 228H82V229H83ZM85 228H86V227H85ZM85 228H84V229H85ZM89 228H90V226L87 227V231H88ZM102 228H103V227H102ZM102 228H101V229H102ZM162 228H163V227H162ZM170 228H171V227H170ZM246 228H247V229L249 228V230H250V229H253V228H250V227H246ZM12 229H13V228H12ZM16 229H17V228H15V229H13V230H16ZM20 229H21V228H20ZM57 229H58V228H57ZM57 229L55 228L54 231H55L56 234L53 233V235H54V234L57 235V231H58ZM82 229H81V231H82ZM95 229H96V228H95ZM95 229H94V228L91 229V230H92L91 232H93V230L95 231ZM97 229H96V230H97ZM158 229H159V228H158ZM190 229H191V228H190ZM190 229H189V230H190ZM200 229H201V228H200ZM200 229H199V230H200ZM202 229H201V230H202ZM205 229H204V230H205ZM213 229H215V228H213ZM229 229H230V228H229ZM233 229H234V227H233ZM240 229H241V228H240ZM243 229H244V232H247V230L245 231V228H243ZM47 230H48V229H47ZM49 230H50V228H49ZM56 230H57V231H56ZM60 230H61V229H59L58 232H60ZM63 230H64V229H63ZM107 230H108V229H107ZM164 230H165V229H164ZM167 230H168V229H167ZM167 230H166V231H167ZM201 230H200V232H201ZM225 230H226V229H224V231H225ZM230 230H231V229H230ZM230 230H229V231H230ZM235 230H236V228H235ZM35 231H36V230H35ZM65 231L68 232L69 230L67 229V230H65ZM70 231H71V230H70ZM70 231H69V232H70ZM77 231H78V230H77ZM81 231H80V232H81ZM83 231H85V230H83ZM89 231H90V230H89ZM89 231H88V232H89ZM97 231H98V230H97ZM103 231H104V228H103ZM160 231H161V230H159V232H160ZM174 231H176V230H174ZM174 231H173V233H174ZM206 231H207V230H206ZM233 231H234V230H233ZM233 231H232V232H233ZM241 231H242V229H241ZM33 232H32V233H33ZM74 232H76V231H74ZM74 232H73V233H74ZM99 232H100L101 234H104L103 232H101V230H99L98 233H99ZM104 232L107 233V235L109 234L108 232H106V230H105ZM159 232H156V233H159ZM163 232H164V231H163ZM168 232H169V231H168ZM170 232H171V231H170ZM192 232H194L193 229H192ZM218 232H219V231H218ZM227 232H228V231H227ZM238 232H240L239 229H238ZM249 232H250V231H249ZM2 233H3V232H2ZM4 233H5V232H4ZM61 233H62V230H61ZM81 233H82V232H81ZM95 233H96V232H95ZM100 233H99V234H100ZM156 233H155V234H156ZM161 233H162V232H161ZM195 233H196V231H195ZM195 233H194V234H195ZM241 233H242V232H241ZM22 234H23V233H22ZM30 234H31V232H30ZM36 234H37V232H36ZM41 234H44V233L42 232ZM63 234H64V232H63ZM69 234H71V232L68 233V235H69ZM78 234H79V233H78ZM87 234H88V233H87ZM89 234H91V233H89ZM89 234H88V236H91V235H89ZM93 234H94V233H92V235H93ZM149 234H150V233H149ZM166 234H169V233L166 232ZM171 234H172V233H171ZM196 234H198V233H196ZM196 234H195V235H196ZM215 234H216V233H215ZM233 234H234V233H233ZM246 234H247V233H246ZM0 235H1V236H4V234H3V235L1 234V231H0ZM18 235H19V234H18ZM34 235H35V233L33 234V236H34ZM38 235H40V234H38ZM50 235H52L51 230H50ZM58 235H59V234H58ZM147 235H148V234H147ZM150 235L153 237L154 232H153V234H150ZM158 235H159V234H158ZM174 235H175V234H174ZM198 235H199V234H198ZM212 235L214 236V234H212ZM229 235H230V234H229ZM22 236H23V235H21V237H22ZM29 236H30V235H29ZM40 236L43 237L42 235H40ZM47 236H49V234H47ZM60 236H62V235L60 234ZM66 236H67V234H66ZM66 236L63 235V237H66ZM95 236H96V235H95ZM99 236H100V235H99ZM99 236H98V237H99ZM103 236H104V235H103ZM103 236H102V237H103ZM143 236H144V235H143ZM143 236H141V237H143ZM145 236H146V235H145ZM145 236H144V237H145ZM148 236H149V235H148ZM154 236H156V235H154ZM160 236H161V234H160ZM160 236H156V238H157V237L160 238ZM164 236H165V232H164ZM164 236H163V237H164ZM166 236H167V235H166ZM231 236H232V235H231ZM5 237H6V236H5ZM5 237H4L5 240H7V238H8V240H9V238H10V236H9V237H6V238H5ZM17 237H18V236H17ZM56 237H57V236H56ZM56 237H55V238L50 237V240H51V239H53V240L55 239V240H56V241L54 240L55 242H57V240H60V238L58 239V237H57V239H56ZM69 237H70V238H71V237L73 238L74 236H70V235H69L67 238H69ZM92 237H93V236H91V238H92ZM161 237H162V236H161ZM168 237H170V238L173 237L174 240H175V239H176L175 237H177V236L174 237V236L169 235V236H167V238H168ZM179 237H180V236H178V239H180ZM204 237H205V236H204ZM218 237H219V236H218ZM241 237H242V236H241ZM261 237H262V236H261ZM12 238H13V237H12ZM43 238H44V237H43ZM67 238H66V239H67ZM96 238H97V236H96ZM105 238H106V237H105ZM170 238H169V239H170ZM173 238H172V239H173ZM197 238H198V237H197ZM200 238H201V237H200ZM221 238H223V236H222ZM247 238H248V237H247ZM252 238H253V237H252ZM0 239H1V238H0ZM15 239H16V238H15ZM15 239H13L14 242H15ZM20 239H21V238H20ZM41 239H42V238H41ZM48 239H49V237H48ZM48 239H47V240H48ZM62 239H64V238H61V240H60V243H61L60 246L55 244L56 246H58V248H60L61 245H62V242H61ZM88 239H89V238H88ZM88 239H87V241H88ZM100 239H102L101 236H100ZM103 239H104V238H103ZM103 239H102V240H103ZM142 239H143V238H142ZM148 239H149V238H148ZM150 239H151V238H150ZM161 239H162V238H161ZM169 239H167V240H169ZM172 239H171V240H172ZM235 239H236V238H235ZM8 240H7V241H8ZM68 240H69V239H68ZM68 240H64L66 244L69 243ZM78 240H79V239H77V240L74 239V242H75V241L78 242ZM89 240H90V239H89ZM97 240H98V238H97ZM104 240H105V239H104ZM104 240H103V242H104ZM106 240H107V239H106ZM135 240H136V239H135ZM140 240H141V239H140ZM144 240H145V239H143V241H144ZM154 240H156V239H154ZM158 240H159V239H158ZM164 240H166V239L164 238L163 241H164ZM167 240H166V241H167ZM181 240H182V242H183V239H182V238H181ZM181 240H180V241H181ZM199 240H200V239H199ZM212 240H213V239H212ZM252 240H253V239H252ZM255 240H256V239H255ZM0 241H1V240H0ZM2 241H3V240H2ZM7 241H6L5 243H4V242H3V243H4L5 245H7ZM10 241H11V240H10ZM22 241H24V244H25V240H24V239H21V240L18 241V242H21V243H22ZM66 241H68V243H67ZM70 241H71V240H70ZM79 241H82V240H79ZM83 241H84V240H83ZM83 241H82V244L84 245V242H85L86 240H85L84 242H83ZM95 241H96V240H95ZM138 241H139V239H138ZM138 241H137V242H138ZM146 241H147V236H146ZM146 241H145V242H146ZM166 241H165V242H166ZM172 241H173V240H172ZM178 241H179V240H177V242H178ZM201 241H202V240H201ZM226 241H227V240H226ZM249 241H250V239H249ZM263 241H264V240H263ZM8 242H9V241H8ZM49 242H50V241H49ZM55 242H54V243H55ZM58 242H59V241H58ZM58 242H57V243H58ZM74 242L71 243V244H74ZM88 242H89V241H88ZM137 242H134V243H137ZM147 242L149 243V241H147ZM153 242H155V241H153ZM156 242H157V241H156ZM168 242H169V241H168ZM168 242H166V243H164V244H168ZM224 242H225V241H224ZM233 242H234V241H233ZM3 243L0 242V244H2L1 246H3ZM12 243H13V241H12ZM16 243H17V242H16ZM51 243H52V241H51ZM75 243H76V242H75ZM130 243H131V242H130ZM130 243H128V245H130L131 248H132V244H133V242H132V244H130ZM138 243H139V242H138ZM148 243H147V244H148ZM169 243H170V242H169ZM174 243L177 244L176 241H175ZM174 243H173V244H174ZM180 243H181V242H180ZM180 243H178V244H180ZM187 243H189V242H187ZM247 243H248V242H247ZM71 244L69 243L68 245H71ZM78 244L81 245L80 242H79ZM86 244H87V243H86ZM141 244H142V245H145V244H143V243H141ZM147 244H146V245H147ZM150 244H152V243H149V245H150ZM155 244H156V243H155ZM155 244H153V245H155ZM159 244H160V247H161L162 245H164V244L161 245V241H159ZM159 244H158V245H159ZM171 244H172V243H171ZM175 244H174V245H175ZM5 245H4V246H5ZM19 245H20V244H19ZM22 245H23V244H22ZM25 245H26V244H25ZM29 245H31L30 247H32L33 244H29ZM126 245H127V244H126ZM135 245H136V244H135ZM139 245H140V244H139ZM146 245H145V246H146ZM174 245H173V246H174ZM224 245H225V244H224ZM239 245H240V244H239ZM242 245H243V244H242ZM26 246H27V245H26ZM62 246H64V244H63ZM74 246H75V248H76V246H78V245H74ZM130 246H128V247H130ZM133 246H134V244H133ZM136 246H137V245H136ZM136 246H135V247H136ZM156 246H157V245H156ZM164 246H165V245H164ZM176 246H177V245H176ZM215 246H216V245H215ZM263 246H264V245H263ZM6 247L9 249V245H7ZM6 247H2V248L0 247V251H1V249H2V252H1V253H3V249H5ZM28 247H29V246H28ZM28 247H27V251H25V250H26V247H25V249L22 248V250L24 249L23 251H25V253H27L28 251L30 252L31 249H30V247H29V248H28ZM81 247H82V245H81ZM128 247H127V248H128ZM149 247H150V246H149ZM149 247H148V248H149ZM151 247H152V246H151ZM179 247H181V246H178L177 248H179ZM231 247H232V246H231ZM11 248H13V246H11L10 249H11ZM19 248H21V246H19ZM40 248H41V247H40ZM54 248L56 249L57 247L54 246V247L51 248V249L53 250ZM77 248H79V247H77ZM121 248H122V247H121ZM124 248H126V246H125ZM124 248H123V249H124ZM131 248H129V249H131ZM148 248H147V250L149 251ZM162 248H163V247H162ZM162 248H159V247L157 246V249L162 250ZM174 248H175V247H174ZM262 248H263L262 246H260V247H258V248H255V247L253 248V247H252L251 249H249L248 251H245V252H249V253H248V256H249V254H251V255L254 254V255H253V257H254L255 254H256L257 252L262 251ZM10 249H9V252H8L7 249H5V251L7 250L6 252H8V253L10 254V252H12V250L10 251ZM29 249H30V250H29ZM35 249H36V248H35ZM69 249H70V248H69ZM123 249H122V250H123ZM129 249H127V250H129ZM136 249H137V248H136ZM138 249H139V248H138ZM142 249H143V246H141V249H139L140 252H141ZM144 249H145V248H144ZM182 249H184V247H183ZM242 249H243V247H242ZM41 250H42V249H41ZM76 250H78V249H76ZM125 250H126V249H125ZM133 250H134V248H133ZM133 250H132V251H133ZM179 250H181V248H179ZM230 250H231V249H230ZM15 251H16V250H15ZM18 251H19V250H18ZM36 251H37V249H36ZM44 251H45V250H44ZM119 251H120V250H119ZM130 251H131V250H130ZM153 251H154L155 253L157 252L156 250H151L150 252L153 253V254L151 253V254H152V255H151L150 252L148 253V252L144 251V254H145V255H143V254L141 253V254L143 255L142 257H143V258H144V256L147 257V256H146V255H147L146 253H148V254L151 255V257L153 258V255L155 254ZM6 252H4V253H6ZM29 252H28V253H29ZM34 252H35V251H34ZM34 252H33V250H32V253H34ZM37 252H38V251H37ZM37 252H35L34 254H36ZM42 252H43V251H41V253H39V254H42ZM47 252H48V250H47ZM72 252H73V251H72ZM120 252H121V251H120ZM136 252L138 253L139 251L137 250ZM140 252H139V254H140ZM145 252H146V253H145ZM182 252H183V251H182ZM263 252H264V251H263ZM12 253L14 254V253H16V252H12ZM12 253H11V254H12ZM17 253H18V252H17ZM17 253H16V254H17ZM21 253H23V252L21 251ZM25 253H23V256H24L25 258L22 256L24 259L28 258V257H26L27 255H28L30 258H32V255H33L32 253H30V254H32V255L27 254L26 256H25ZM48 253H49V252H48ZM51 253H52V252H51ZM68 253H69V252H68ZM73 253H74V252H73ZM118 253H119V252H117V254H118ZM123 253H124V251H123ZM127 253H128V252L126 251V254H124V257H123L122 259H124V258L127 257V256H126ZM133 253H134V252H132L131 254L133 255ZM137 253H136V254H137ZM161 253H163V252L161 251ZM170 253H171V252H170ZM170 253H169V254H170ZM172 253H173V252H172ZM172 253H171V254H172ZM9 254H8V257L10 256ZM39 254H38V259H40V258H39V257H40ZM65 254H66V253H65ZM119 254H120V256H123L121 253H119ZM119 254H118V257H119ZM129 254H130V253H129ZM167 254H168V253H167ZM231 254H232V253H231ZM233 254H234V253H233ZM261 254H262V253H261ZM261 254H257V255H261ZM0 255H1V254H0ZM132 255H131V256H132ZM134 255H135V254H134ZM229 255H230V254H229ZM251 255H250V258H253ZM257 255H256V256H257ZM2 256H3V254L1 255V257H2ZM13 256H14V255H13ZM115 256H116V254H115ZM125 256H126V257H125ZM131 256H130V258H131ZM139 256H140V255H139ZM139 256H137V257H138V260H137V258H136V259L134 258V259L137 260L138 262H139V260H140ZM155 256L157 257V254H156ZM3 257H4V256H3ZM3 257H2L1 259H3ZM20 257H21V256H20ZM128 257H129V256H128ZM128 257L126 258L127 260H129ZM142 257H141V258H142ZM151 257H150L149 259H150L151 261H153ZM167 257H168V258H171V257H169V256L166 255V258H167ZM173 257H174V254H173ZM259 257H263V256H259ZM259 257H258V258H259ZM30 258H29V260H28V259H26V260L30 261V260H31ZM41 258H43V257H41ZM113 258H116V257H112V259H111L112 261H113ZM143 258H142V260H144ZM158 258H159V257H158ZM164 258H165V257H164ZM226 258H227V257H226ZM228 258H229V257H228ZM1 259H0V261H1ZM6 259H7V258H6ZM8 259H9V258H8ZM8 259H7V260H8ZM19 259H20V258H19ZM24 259H23V260H24ZM32 259H33V258H32ZM34 259L36 260V255H35V258H34ZM126 259H125V260H126ZM132 259H133V258H132ZM132 259H131V263L134 262V261H132ZM149 259L146 258V260H148V261H147L148 263H149ZM156 259H157V258L154 257V260H155V261H156ZM159 259H161V258H159ZM172 259H173V258H172ZM235 259H236V258H235ZM238 259H239V258H238ZM245 259H247V258H245ZM248 259H249V258H248ZM248 259H247V260H248ZM261 259H262V258H261ZM7 260H6V261H7ZM9 260H10V259H9ZM26 260L23 261L24 264H27V263H25ZM114 260H115V259H114ZM116 260H117V258H116ZM127 260H126V261H127ZM142 260H140V262H141ZM249 260H250V259H249ZM3 261H4V263H5V259H4ZM3 261H2V262H3ZM11 261H12V260H11ZM11 261H10V262H11ZM17 261H18V260H17ZM107 261H108V260H107ZM109 261H110V260H109ZM109 261H108V264H109ZM112 261H110V262L112 263ZM119 261H120V260H119ZM126 261H125V262H126ZM137 261H135V264H137V263H136ZM151 261H150V263H151ZM155 261H154V262H155ZM157 261H158V259H157ZM222 261H223V260H222ZM234 261H235V260H234ZM234 261H233V262H234ZM7 262L9 263V261H7ZM15 262H16V260H15ZM23 262H22V263H23ZM31 262H32V260H31ZM33 262H34V261H33ZM104 262H105V261H104ZM104 262H103V263H104ZM128 262H129V263H128ZM145 262H146V261H144V264H145ZM154 262H153V264H154ZM228 262H229V263H230V262L232 263L231 260L228 261ZM8 263H7V264H8ZM16 263H17V262H16ZM28 263H29V262H28ZM111 263H110V264H111ZM116 263H117V262H116ZM116 263H114V264H116ZM119 263L123 264L124 262L122 263V262L120 261ZM221 263H222V262H221ZM229 263H228V264H229ZM239 263H240V262H239ZM2 264H3V263H2ZM19 264H20V263H19ZM104 264H105V263H104ZM106 264H107V263H106ZM124 264H130V261H127V263H124ZM132 264H133V263H132ZM142 264H143V263H142ZM218 264H219V263H218ZM235 264H236V262H235Z\"/></svg>", "mask_w": 264, "mask_h": 264}]
</instances>
